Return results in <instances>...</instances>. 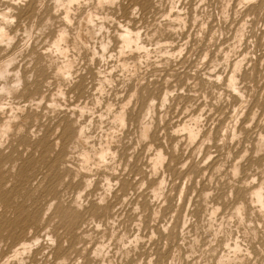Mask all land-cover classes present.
Segmentation results:
<instances>
[{"label":"rangeland","instance_id":"1","mask_svg":"<svg viewBox=\"0 0 264 264\" xmlns=\"http://www.w3.org/2000/svg\"><path fill=\"white\" fill-rule=\"evenodd\" d=\"M14 1H16L17 2V0H5V2L8 4V6L9 7H11V9H13L14 8V10H12L11 11V13L13 14V16H14V19L15 20H13V22H11V24L8 26V25H6L5 24V22H3V24H2V18L0 19V22H1V26H4L5 25V28L7 29V27H8V29L7 30H9L10 29V33L12 32V31H14V29L16 28H18V29H21V28H23V29H21L20 31H18V29L16 30V32H13V33H11V34H15V38L13 39V44H16L15 45V47H14V45L12 44H10L8 47L7 46H5V44H2V43H0V52L2 51V53H3V55H2V53H0V55H1V62L3 61H6V60H10V59H12L11 60V65H10V67H9V69L10 68H12L13 66V68H15L14 70L16 71L17 70V68H19V70H17V71H19V75H20V73H21V75H22V73H24V74H26L27 75V71H29V74L26 76V75H24L23 74V77L24 78H26L25 80H28V78L29 77H32V73H30V72H36L37 73V77H41L42 79V81H40V79L37 81V82H39V87H38V90H37V96L39 97L40 95L39 94H41V96H42V94L44 95V93H45V96L44 97H41L40 96V98H38L37 97V99L39 100H37V105H38V107H37V109L36 110H39L40 112H41V110L42 109H44V111H43V113L44 112H46V113H42V114H40V112L39 111H36L35 112V110H31L32 112H33V114H32V112L31 113H29V115H28V119H26L27 121H26V125H27V127H24L23 128V130H21L22 132H24V133H22V132H20V130H17L18 132H14V131H16V129L15 130H13L10 134H8V135H6V140L7 141H4V136H3V138H2V135L0 134V143H2V145H4L6 148H7V150L5 151V147L4 146H2L1 144H0V146L2 147H0L1 149H0V157L2 156L3 157V154H6L7 155V157L5 158V162H3L4 161V157L2 158L3 159V161L1 162V159H0V162H1V164H0V166H1V168H2V165H3V167H4V164H6L5 165V167H4V169L3 170H6L5 172H8L7 170H8V168L7 167H13V168H15V166L16 165H19L17 162L18 161H20V171H19V169L18 168H15L14 170H12V172H14L15 171V173L18 175L19 173V175L17 176V175H15V177L14 176H12V172H11V169H13V168H9L10 169V171L8 172L9 174H10V172H11V178H10V175L8 174V173H6V178L8 179V181L9 182H11L10 180H12V178L14 179L15 178V180H17V181H15V180H12V182L11 183H8L7 185H6V182H4L5 184L4 185H6V187L8 188V189H5V190H8V191H10L9 193H11L10 195H9V197L11 198H9L10 200H11V202H12V199L13 198H17V199H15V200H13V202L12 203H14L15 205H13L12 203H11V205L10 206H3V205H6V204H1L0 205V220L2 221V219H3V221H2V223L0 222V226L2 225H4L3 227H0V228H3V230L2 229H0V240H2L3 238V236H4V239L2 240V241H0V262L1 263H3V260H5L4 262H6V257H10L11 255L10 254H12V252L11 251H13V244H15V242H14V240L13 239H10L9 237H6V236H8V232H7V229H9L8 228V224H7V220H12L13 221V223L15 224H13L12 223V221H8V223H9V226H11L10 227V229H12L13 230V228L14 229H16V230H13L15 233H16V231H18L19 233H21V235H23V233H24V237L22 238V236L19 234V233H17L15 236L17 237V238H21V239H28V238H31V236L30 235H33V234H31V231L33 232V233H35V234H37L36 232H38V234H37V236H38V238H39V240H38V242H37V244H35L34 245V249H35V252H34V249L32 250L33 252H31V253H27V254H23L24 256H22L23 257V260L24 261H22V262H11V261H9L11 264H16V263H18V264H38L37 262H39L40 261V259H41V261H40V264L42 263V264H48V262H49V264H67V262L65 261V260H67L68 262H69V260H70V262L72 261V260H75V262L77 261V264H80V263H78V262H80L81 261V264H83V263H85V264H93V262H94V264H96L95 262V260L97 259V263L99 262V258H97V257H94L93 256V254L91 253L92 252V247H93V245H94V242H95V244L96 243H104L105 241H106V243H105V245H106V248L108 249H106V253H107V256L109 257L108 259H110V261L112 260L113 261V257H114V262L113 263H115V264H118V262H119V264H120V262H121V264H147V260H149L148 258H150V260H149V264H155V261H156V263H158V264H167L168 263V261H169V263L168 264H174V263H180V264H184V262H185V260H187L186 262H185V264L187 263V264H192V262H193V264H204V262H205V264L208 262V264H222V262H223V264H228V263H225L224 261H221L220 262V260H219V258H215L216 256H218L219 257V254L221 255L224 251H226V247H224V243H225V241L228 239V238H226L227 237V234L226 233H224V230L226 229V228H228L227 226H231V228H228L227 230H229V229H231L232 231L230 232V233H232L231 235H232V237H230L231 238V240H230V242H232V239L233 240H237L240 244H241V246H244V247H242L243 249H246L247 251H248V248L250 247V250H251V252L254 254L253 256H252V253L251 252H249L248 254H249V257L250 256H252L251 257V260H248L249 262H248V264L251 262V261H256L255 263L256 264H264V238H260L259 236H261V237H264V230H262V232H260L261 231V229H264V228H262V227H264V223H262V221L259 219V217H258V219H256V218H254L253 216H254V214L256 215V213H254V212H250L249 210V205H250V203H249V205H248V202H249V200H248V198H249V194H246V191L247 190H249V188L248 189H244V188H247V187H245V185L246 184H248V183H250L249 185H251V184H254V182H255V184H257V183H259L260 181L259 180H261L262 181V179H263V181H264V159H262L264 156V147L262 148V147H257L256 148V146H254V143L255 142H257L256 140V138H259V137H257L258 135H260V133H261V136H262V134H264V0H149L151 3H155V5L153 4V6L151 5V3L149 2V4L146 6V8H144V7H142V6H140L139 4H137V7H138V5L140 6V8L138 7V9H137V7L132 3V1L131 0H124V2H122V1H118L117 0V2H116V0L114 1L115 2V4H114V2L111 4H107V3H105L104 4V6H102V5H100L99 3H97L98 1L97 0H89L90 2V4L88 3V1L86 2V3H84V1L85 0H80L79 2H81L82 3V5H81V3H80V7L79 8H77V10H76V7H78L79 6V2L78 3H74V4H72V5H74V8H73V12L75 13H73L72 12V5H71V9H70V11L73 13V14H68V16L70 17V18H68V19H70L69 21H68V24H70V26L72 25H75L76 27H75V29H79V27H81V26H78V24L79 25H82V19H83V16H85L88 12L89 13H92L93 12V14L94 15H96V16H94V19L96 18V17H98V15H99V17H98V19L96 18L95 19V21H93V25L92 26H95L94 28L96 29V26L98 27V30L97 31H99L98 32V34H96L95 35V37L93 38V39H95V40H90V41H92L91 43L93 44V43H97L95 46L96 47H99V46H97L98 44H100L101 43V41L102 42H107L108 43V45L110 44V46H109V48H112V50H114L113 51V53L115 52L116 54H118L117 52H118V49H119V47H117V42L119 41L118 40V38L117 37H115V35L117 34V33H119V31L120 30H123L124 29V27H128V28H132V30L133 31H139V32H141L140 33V42H141V44L143 45V46H145L146 47V49H148L149 51H147V53H150V54H148V56H146L147 54L146 53H144V55L146 56H143L142 55V52H144V50H145V48L144 49H141L140 51H139V53H137V51L135 52V51H127V53H129V52H131L132 53V55L131 54H127L128 55V57L126 56H122L124 59L122 60V57H121V59H120V56H118V55H114V54H112V51L110 50V51H108V55H110V57H107V59H106V62L108 63V64H106V62H104V64H103V62L101 63V65H102V67H104V68H102L101 67V65H100V63H98L97 61L95 62L94 60L92 61L91 60V56L90 55H88V53L87 52H85L86 50H84L83 49V46L81 47V48H78L79 47V44H78V47H76L77 45H74V43H72L70 40H72V41H74V36H75V32L77 31H74L75 29H74V27H70V26H68V24H67V21L65 20V15L63 14L64 13V9L63 8H61V6L59 7V9H57L58 7L57 6H55L56 5V0H29V1H33L32 2V4L33 5H31V3L29 2V1H26V0H18L19 2H14ZM21 1V2H20ZM36 1V2H35ZM47 1V2H46ZM96 1V2H95ZM128 1V2H127ZM132 3H130V2ZM172 1H174V2H172ZM240 1V2H239ZM246 1V2H245ZM13 2V3H12ZM26 2V6H25V4L24 3ZM29 2V3H28ZM53 2V3H52ZM95 2V5L93 4ZM129 3V4H127V3ZM30 4L29 5V7H28V4ZM46 3H52L51 5H49L48 6V4H46ZM120 3H125L124 5L123 4H120ZM135 3V2H134ZM169 3L171 4V5H169ZM232 3V4H231ZM253 3V4H252ZM1 5H0V10H3V9H5V7H6V5L7 4H2V3H0ZM17 4H20V5H17ZM21 4L23 5L24 4V6H22V7H24L25 9H23V8H20V9H17L16 10V8H19V6L21 7ZM35 4V5H34ZM76 4H78V5H76ZM89 4V5H88ZM99 4V5H98ZM119 6H118V5ZM11 5V6H10ZM38 5V6H37ZM44 5H45V7H44ZM52 5L53 6H55V7H53L55 10H53L52 9ZM94 5V6H93ZM97 5V7H98V10H97V8L95 7ZM111 5V6H110ZM115 5H117V6H115ZM123 5V6H122ZM127 5H128V9H126L127 8ZM129 5H132V6H130V8H131V10H130V8H129ZM151 5V6H150ZM158 5V6H157ZM50 7L51 6V8H49L50 9V11L52 12H50L49 11V9H48V7ZM102 6V7H101ZM109 6V8H107ZM133 6H134V8H133ZM167 8V9H165V7ZM173 6V7H172ZM257 6V7H256ZM16 7V8H15ZM47 7V8H46ZM88 7V8H87ZM99 7H101V8H99ZM119 7V8H118ZM121 7V8H120ZM126 7V8H125ZM149 7V8H148ZM168 7H170V8H168ZM196 7V8H195ZM27 8V9H26ZM29 8V9H28ZM47 9V11L46 10H44V9ZM93 8V9H92ZM95 8V9H94ZM103 8H106V10L105 9H103ZM113 8V9H112ZM185 8V9H184ZM61 9H62V11H61ZM86 9V10H85ZM88 9H89V11H88ZM103 11V10H105L106 12H104V14H103V12L101 11V10ZM125 9V10H124ZM139 9L141 10V12L139 11ZM145 9V10H144ZM153 9V10H152ZM165 9V10H164ZM178 9V10H177ZM16 10V11H15ZM19 10V11H18ZM58 10V13H59V15H58V13H55L54 11H57ZM59 10H60V12L62 13L61 15L62 16H60V12H59ZM95 10H97L98 11V13H97V11H95ZM111 10V11H110ZM120 10H121V12H120ZM144 10V11H143ZM148 10H149V12H148ZM152 10V11H151ZM156 10V11H155ZM161 10V11H160ZM171 10H173V11H171ZM21 11V12H20ZM25 11V12H24ZM95 11V12H94ZM117 11V12H116ZM123 11H125L126 12V14H127V12L128 13H130L131 11L133 12L134 11V13H132L131 12V14L132 15H134V16H132L131 14V16L129 15V14H125V13H123ZM130 11V12H129ZM154 11V12H153ZM193 11V12H192ZM19 12L21 13V15H22V17L20 18V14H19ZM33 12V13H32ZM37 12V13H36ZM55 14H54V13ZM71 12H69V13H71ZM76 12H77V15H76ZM84 12V13H83ZM87 12V13H86ZM102 12V14H100ZM136 12V13H135ZM138 12V13H137ZM157 12V13H156ZM166 14H165V13ZM178 12V13H177ZM229 12V13H228ZM27 13V14H26ZM36 13V14H35ZM83 13V14H82ZM109 15H108V14ZM114 13V14H113ZM117 13V14H116ZM141 13H144V14H141ZM155 13V15H153ZM164 13V14H163ZM18 14V15H17ZM33 14V15H32ZM41 14V15H40ZM57 14V15H56ZM78 14H79V16H78ZM106 14H107V16H106ZM113 14V15H112ZM168 14V15H167ZM170 14L172 15L173 14V16H170ZM174 14H176V15H174ZM179 14V15H178ZM186 14V15H185ZM20 15V16H19ZM49 17H48V16ZM52 15V16H51ZM72 15H74L73 17H72ZM80 15H81V17H80ZM101 15H103V16H101ZM116 15V16H115ZM125 15H126V17H125ZM149 15V16H148ZM166 15V16H165ZM228 15V16H227ZM19 16V17H18ZM47 16V17H46ZM59 16L60 17H62V20L61 19H58L59 18ZM120 16V17H119ZM123 16V17H122ZM128 16V17H127ZM175 16V17H174ZM176 16H177V18H176ZM180 18H179V17ZM1 17V16H0ZM16 17V18H15ZM28 17V18H27ZM30 17V18H29ZM42 17H44V18H42ZM46 17V18H45ZM52 17H54V18H52ZM57 17V18H56ZM102 17H103V20H99V19H102ZM105 17H106V19H107V21H106V19H105ZM114 17V18H113ZM130 17V18H129ZM132 17V18H131ZM143 17V18H142ZM152 17V20L150 19ZM155 17H157V18H155ZM161 17V18H160ZM169 19H168V18ZM174 19H173V18ZM184 17V18H183ZM47 18L49 19V18H52V19H50V20H47ZM56 18V19H55ZM64 18V19H63ZM74 18V19H73ZM81 20L80 21V23L78 22L79 21V19ZM82 18V19H81ZM111 18V19H110ZM158 18H159V20H158ZM182 18V19H181ZM22 19V20H21ZM46 19V20H45ZM77 19V20H76ZM104 19H105V21H104ZM126 19V20H125ZM130 21H128V20ZM141 19V20H140ZM162 19V20H161ZM170 19H171V21H170ZM177 19H179L178 21H180V22H177L176 20ZM199 19V20H198ZM24 20V21H23ZM52 20H54L53 22L55 23V25H53V23H52ZM58 20V21H57ZM64 20V21H63ZM111 20V21H110ZM113 20V21H112ZM138 20V21H137ZM173 20H175V21H173ZM185 20V21H184ZM197 20V21H196ZM15 21H18L19 22V24H20V26H19V24L17 23V22H15ZM21 21V22H20ZM22 21H23V23H22ZM43 21V22H42ZM45 21H47L46 23H45ZM59 21H61L62 22V25H61V23L59 22ZM71 21H73V22H71ZM98 21H103L104 22V24H103V22H98ZM116 21V22H115ZM119 21V22H118ZM122 21V22H121ZM128 21V22H127ZM133 21V22H132ZM157 21V22H156ZM184 21V22H183ZM28 22V23H27ZM50 22H51V24H50ZM60 23V26H61V29L62 28H64V26H66V28H68V30H66V28H65V30L66 31H68L67 33V44L69 45V47L72 49V47L73 48H75V50H71L70 49V51H69V53L72 55V58L75 60V58H76V60H77V58H79V60H81V57H86V55L85 54H87L89 57H90V60H89V57H86V58H88V60L90 61H88L87 59H83L82 58V60L81 61H79V60H77V63H76V60H75V69L74 70H77L79 73V75L81 76V78H80V76L77 78V77H75V76H77V75H74V74H76L75 72H74V74H72V76L73 77H69L70 79H68V81H66V83L68 82V84H66L65 86H64V84H65V82L63 81L62 83L61 82H59V80L57 79V78H55L56 76L55 75H52V74H54V71H51V72H49L52 68H55L57 65H56V62H57V64H58V61H59V63L62 61L61 60V56L60 57H58L59 55H58V53L56 52V51H54L55 50V48L52 46L53 45V42L54 41H52L51 39H53V37H55V36H57V34L56 33H58V31L60 30V29H58L57 28V26L60 28V26H59V23ZM64 22V23H63ZM70 22V23H69ZM112 22V23H111ZM118 22V23H117ZM155 22V23H154ZM172 22V23H171ZM13 23L15 24V25H13ZM29 23H30V25H29ZM44 23V24H43ZM72 23V24H71ZM74 23V24H73ZM98 23H101V24H103L104 26L103 27H99L100 26V24H97ZM115 23H117V24H115ZM171 23V24H170ZM26 24V25H25ZM40 24H42V25H40ZM48 24V25H47ZM64 24V25H63ZM96 24V25H95ZM119 24V25H118ZM127 24V25H126ZM160 24V25H159ZM168 24V25H167ZM182 24V25H181ZM12 25V26H11ZM18 25V27H16ZM39 25V26H38ZM51 25V26H50ZM114 25V26H113ZM118 26L117 27V29L115 28L116 26ZM124 25H126V26H124ZM131 25V26H130ZM0 26V27H1ZM22 26V27H21ZM29 26V27H28ZM43 26H45V27H43ZM77 26H78V28H77ZM120 26V27H119ZM158 26H159V28H158ZM173 26V27H172ZM241 28H240V27ZM11 27L13 28L12 29V31H11ZM20 27V28H19ZM41 27V28H40ZM47 27H49V28H47ZM106 27V28H105ZM115 29H114V28ZM121 27H123V28H121ZM165 27H168V28H165ZM177 27V28H176ZM184 27V28H183ZM24 28H25V31H26V28H28V32H25L24 31ZM51 28H53L54 29V31L52 32L51 31ZM55 28H56V31H55ZM69 28H70V30L71 31H73L72 33H71V31L69 30ZM144 28V29H143ZM180 28V29H179ZM52 29V30H53ZM58 29V30H57ZM74 29V30H73ZM100 29V30H99ZM107 29V30H106ZM159 29V30H158ZM165 29V30H164ZM23 30V31H22ZM119 30V31H118ZM164 30V31H163ZM176 30V31H175ZM240 30V31H239ZM19 33H18V32ZM30 31V32H29ZM44 31V32H43ZM51 31V32H50ZM101 31V32H100ZM114 31H116V33L114 32ZM165 31H166V33H165ZM54 32H56V33H54ZM105 32H106V34L107 35H105ZM114 32V33H113ZM175 32V33H174ZM18 35H17V34ZM25 33V34H24ZM27 33H29V34H27ZM49 33V34H48ZM108 33H110L109 35H108ZM23 34V35H22ZM27 34V35H26ZM45 34V35H44ZM48 34V35H47ZM54 34V35H53ZM56 34V35H55ZM100 34V35H99ZM115 34V35H114ZM33 35V36H32ZM71 35H74V36H71ZM111 35V36H110ZM112 35H114V36H112ZM46 36V37H45ZM68 36H69V38H68ZM108 36H109V38H108ZM106 37V38H105ZM114 37V38H113ZM242 37V38H241ZM21 38V39H20ZM33 38V39H32ZM40 38V39H39ZM56 38V37H55ZM55 38H54V40H55ZM72 38V39H71ZM149 38V39H148ZM16 39V40H15ZM36 39V40H35ZM102 39V40H101ZM103 39H104V41H103ZM111 39V40H110ZM112 39H114V40H112ZM26 40V41H25ZM28 40V41H27ZM32 40V41H31ZM44 40V41H43ZM100 42H99V41ZM118 40V41H117ZM166 40V41H165ZM238 40V41H237ZM15 41V42H14ZM22 41V42H21ZM51 41H52V44H49V43H51ZM90 41H89V43H90ZM111 41V42H110ZM146 41V42H145ZM150 41V42H149ZM159 41V42H158ZM171 41V42H170ZM34 42H35V44H34ZM37 42V43H36ZM40 42V43H39ZM70 42V43H69ZM143 42V43H142ZM162 42V43H161ZM178 42V43H177ZM187 42H188V44H187ZM261 42V43H260ZM19 43H20V45H19ZM25 43V44H24ZM38 43H39V45H38ZM90 43V44H91ZM32 44H34V45H32ZM73 46H72V45ZM116 44V45H115ZM146 44V45H145ZM156 44H157V46H156ZM237 44V45H236ZM4 45V46H3ZM18 45V46H17ZM71 45V46H70ZM115 45V46H114ZM173 45V46H172ZM53 47V50H51L52 52H51V54H50V49H52V47ZM119 46V45H118ZM181 46V47H180ZM4 47L7 49H4ZM11 47H13L12 49L14 50H12L11 49ZM29 47H34V49L32 48H29ZM39 48V50H38V48ZM46 47V48H45ZM168 47V48H167ZM10 48V49H9ZM24 48V49H23ZM34 50L33 52H30V50ZM41 48V49H40ZM43 48V49H42ZM80 49V50H82V52H80V51H78V52H74V51H76L77 49ZM163 48L165 49V50H163ZM167 48V49H166ZM37 49V50H36ZM47 49V50H46ZM116 49H117V51H116ZM158 49H160V50H158ZM41 50V51H40ZM43 50V51H42ZM84 50V51H83ZM143 50V51H142ZM152 50V51H151ZM155 50V51H154ZM246 50V51H245ZM6 51V52H5ZM8 51H10L9 53H11L10 55H9V53H8ZM14 53H13V52ZM29 51V52H28ZM42 53V52H44V53H42V54H40V52ZM47 51V53H45ZM142 51V52H141ZM145 51V52H146ZM162 51L163 52H166V54H163L162 53ZM169 51V52H168ZM171 51H173L171 54H170V52ZM6 54H5V53ZM49 52V53H48ZM53 52H55V54L53 53ZM80 52V53H79ZM161 52V53H160ZM168 52V53H167ZM227 52V53H226ZM8 53V54H7ZM17 55H16V54ZM31 53H33V54H35V55H31ZM40 54V56L39 55H37V54ZM77 53V55L75 56V54ZM126 53V52H125ZM141 53V54H140ZM156 53V54H155ZM180 53V54H179ZM231 53V54H230ZM23 54V55H22ZM78 54H81L80 56L78 55ZM111 54H112V56H111ZM133 54H134V56H133ZM138 54H139V56H138ZM154 54V55H153ZM158 54V56H155V55H157ZM162 55V57H161V55ZM6 55V56H5ZM7 55H8V57H7ZM17 57V60H15L16 59V57ZM22 55V56H21ZM31 55V56H30ZM46 55H49V57L48 56H46ZM50 55H52L51 56V59H50ZM53 55H55V57L53 56ZM56 55H57V57H58V59L60 58V60H57L56 59ZM121 55H124V53L123 54H121ZM150 55V56H149ZM160 55V56H159ZM169 55H171V56H169ZM219 55H221V56H219ZM25 56V57H24ZM37 56V57H36ZM39 56V57H38ZM75 58H74V57ZM77 56H79V57H77ZM137 56L139 57V59H142V60H139L138 58H137ZM142 56V57H141ZM163 56H167V57H169V58H166L167 60H168V62H166L165 61V59H164V57ZM175 56V57H174ZM2 57H3V59H2ZM5 57H7L6 59H5ZM9 57H11V58H9ZM22 57H24V58H22ZM36 57V58H35ZM40 57H42L41 59H40ZM49 58V59H47V58ZM117 57V59H115V58ZM119 57V58H118ZM153 57H154V59H153ZM157 57V58H156ZM160 57V58H159ZM32 59V61L30 60V59ZM47 59V60H49V61H47V60H45V59ZM109 58V59H108ZM125 58H128L127 59V61H126V59ZM129 58H131V59H129ZM146 58H147V60H146ZM148 58H150L149 59V61H148ZM174 58V59H173ZM177 58V59H176ZM226 58V59H225ZM5 59V60H4ZM20 59V60H19ZM37 59V60H36ZM52 59H55L56 61H54V60H52ZM112 59H113V61H112ZM120 59V60H119ZM136 59V60H135ZM144 59V60H143ZM161 61H159V60ZM173 59V60H172ZM14 60V61H13ZM30 60V61H29ZM33 60H34V62H33ZM36 60V61H35ZM50 60H52L51 62H50ZM86 60V61H85ZM115 60H116V62H115ZM118 60V61H117ZM137 60H139L138 62H137ZM145 60H146V63H145V65H144V62H145ZM152 62H151V61ZM154 60L156 61H158V63H157V61L156 62H154ZM176 60V61H175ZM236 60H238L236 63H238L237 64V67L239 68V70H238V68L235 66V61ZM242 60V61H241ZM16 61V62H15ZM28 61V62H27ZM41 61V62H40ZM54 61V62H53ZM91 61H92V63H91ZM119 61H120V63L122 64V65H120V67H119V65L118 64H120L119 63ZM122 61V62H121ZM138 63H136V62ZM140 61H141V63H140ZM164 61V62H163ZM223 61V62H222ZM0 62V63H1ZM3 62L1 63V64H3ZM12 62H13V64H12ZM29 62H30V64H29ZM43 62H46V64L45 63H43ZM78 62L79 63H83V62H85V63H83V64H78ZM113 62H114V64H113ZM118 62V63H117ZM147 62H150V63H147ZM155 64H154V63ZM163 62V63H162ZM213 64H212V63ZM16 63H18V64H16ZM25 63H26V66H27V69H25V67L26 66H24L25 65ZM36 64V63H38V65H37V67L35 66V65H33V66H35L37 69H35L34 67H33V69H32V64ZM47 63L49 64V66L48 67H46L47 66ZM55 63V64H54ZM93 63H94V65H93ZM98 63L99 64V68L97 67V65L96 64ZM125 63H129V65H126V67H124V65H125ZM131 63H132V65H135V66H132L131 65ZM152 63V64H151ZM157 63V64H156ZM185 63V64H184ZM224 63V64H223ZM234 64V67L237 69V70H235V68L233 67V69H232V65L231 64ZM239 63H240V65H239ZM242 63V64H241ZM27 64H29V65H27ZM41 64V65H40ZM44 64H45V66H44ZM51 64V65H50ZM78 64V65H77ZM88 64V65H87ZM124 64V65H123ZM141 64V65H140ZM150 64V65H149ZM213 66H212V65ZM217 64V65H216ZM257 64V65H256ZM23 65V66H22ZM31 65V66H30ZM53 65H55V66H53ZM59 65V64H58ZM84 66V67H82V68H84V69H82V68H80L81 66ZM92 65V66H91ZM95 65H96V67H95ZM106 65V66H105ZM114 67H113V66ZM136 65H137V67H136ZM138 65H139V67H138ZM1 66V65H0ZM16 66H17V68H16ZM21 66H22V68L24 67V70L21 68ZM28 66H30L31 68H28ZM43 66H44V69L42 70V68H43ZM53 66V67H52ZM77 66H79V69H76L77 68ZM91 67L92 68V73H90L89 72V70L91 69V68H89V67ZM119 68H118V67ZM122 66H123V72L121 71L122 70ZM166 66V67H165ZM221 66V67H220ZM240 66V67H239ZM253 66V67H252ZM255 66V67H254ZM258 66V67H257ZM38 67H40V68H38ZM46 67V68H45ZM88 68V70H86V68ZM131 67H133L132 68V71H130L128 68H130L131 69ZM261 67V68H260ZM48 68H49V70H48ZM51 68V69H50ZM94 68H97V69H94ZM102 68V69H101ZM124 68H125V70H124ZM141 68V69H140ZM213 68V69H212ZM224 68V69H223ZM28 69H30V70H28ZM46 69V70H45ZM99 69H101L102 70V72L103 71H105L104 72V74H108V75H110L109 76V78H112L113 77V79H109L111 82H113V83H111V82H109V83H107V84H103V90H104V92L105 93H103V92H100L101 91V87L100 86H98V84H99V81H98V77L96 78V79H94L96 76H95V73L93 74V72H95L94 70H96V71H98ZM103 69H105V70H103ZM110 69H111V71H110ZM119 69V70H118ZM130 71H128V70ZM209 69V70H208ZM253 69V70H252ZM23 70V72H21ZM27 70V71H26ZM40 70V71H39ZM46 72H45V71ZM52 70H54V69H52ZM86 70V71H85ZM100 70V71H101ZM134 70H136V72L134 71ZM235 70V71H234ZM242 70V71H241ZM45 72V73H42V72ZM82 71V72H81ZM106 71H108V72H106ZM115 71H117V72H115ZM121 71V72H120ZM256 71V72H255ZM26 72V73H25ZM48 72V73H47ZM85 72H88L87 74H89L88 76H87V74L85 73ZM126 72H129V74L127 73V75L125 74ZM232 72H234V73H232ZM236 72V73H235ZM40 73H42V75L43 76H46L45 78H43V76H41V74ZM47 73V75H48V77H47V75H45ZM80 73H84V76H85V74H86V77H89V78H86V77H83L82 76V74H80ZM110 73H112V74H110ZM116 75H115V74ZM120 73H123V74H119ZM174 73V74H173ZM221 73V74H220ZM232 73V74H231ZM252 73V74H251ZM49 74H51V75H49ZM133 74V75H132ZM233 74H235V75H233ZM30 75V76H29ZM93 75V76H92ZM123 77H122V76ZM131 75V76H130ZM50 76H55L54 78L55 79H53L52 77V79L53 80H56V82H54V81H52V79L50 78ZM112 76V77H111ZM116 76V77H115ZM127 76V77H126ZM231 76H236L235 77V79H234V83L236 82V83H238L237 84V86H236V84H235V89H231L228 85H229V80H228V77H231ZM251 76V77H250ZM39 77V78H40ZM75 77V78H74ZM84 78V80H83V78ZM133 77V78H132ZM245 77V78H244ZM254 77V78H253ZM48 78V82L46 81V79ZM73 78V79H72ZM80 81V82H82V86H83V90H85L86 89V87H87V85H88V91H87V93H85L84 91H82V89L80 90V89H78L79 90V93L77 92L78 90L76 89L75 91H73L74 90V88L76 87L75 85L76 84H73V81H75L76 83H77V79ZM118 78V79H117ZM128 78V79H127ZM138 78V79H137ZM156 78V79H155ZM168 78V79H167ZM215 78H217V79H215ZM3 78H0V81H1V83L3 84V82H4V79L2 80ZM30 80L32 79V78H29ZM38 79V78H37ZM44 79H45V81H44ZM49 79L51 80L50 81V83H49ZM85 79L87 80V79H91V80H88V83L89 82H91L90 84L92 85H90L89 86V84L87 83V84H85ZM187 79V80H186ZM247 79V80H246ZM250 79V80H249ZM22 80H24V79H22ZM72 80V81H71ZM83 80V81H82ZM95 80H97V81H95ZM108 80V81H109ZM201 80V81H200ZM217 80V81H216ZM5 81H7V79L5 80ZM8 81L10 82L11 81V79L10 78H8ZM107 81V82H108ZM242 81V82H241ZM72 82V86L71 85H69L70 83ZM84 82V83H83ZM87 82V81H86ZM95 82H98L97 83V85H96V83ZM126 82H128V83H126ZM227 82V83H226ZM1 83H0V86H1ZM49 84V87H46L47 85H45V84ZM53 83V84H52ZM56 83H57V85H62L61 87L63 88H65V90L64 89H62L61 87H59V89L62 91V95L61 94H58V95H61V96H59L58 98H60V99H62V100H66L67 98L66 97H68L69 98V96L71 97L72 95H74V96H76V97H74V96H72L73 98H69V103L71 102L72 103V105H70L68 102L67 103H65L66 101H68V100H66V101H62L61 100V102H60V104L61 105H59L58 107L60 108L59 110V112L60 113H57V112H51L50 110L49 111H46V109L48 110L49 108H47V106H46V104L49 102V101H47L48 99L46 98L47 96H48V98H49V100L51 99L50 97H52V96H56V93L54 94V93H52V91H57V89H56V87H57V85H56ZM24 85V83L23 82H21V85ZM51 84V85H50ZM138 84V85H137ZM241 84V85H240ZM21 85H19V88H23V86H21ZM42 85H45V86H42ZM53 85H55L56 87H54ZM93 85H95V86H93ZM106 85H107V87H106ZM75 86V87H74ZM85 86V87H84ZM111 86V87H110ZM127 86V87H126ZM238 86H240L239 87V89H237L238 88ZM44 90V92H43V90L41 89V88ZM46 89H50L49 90V93L48 92H45V91H47V89L45 90L44 88ZM57 87V88H58ZM70 87H71V89H70ZM93 87H96V88H98V89H96V88H93ZM101 89H100V88ZM148 87V88H147ZM229 87V88H228ZM237 87V88H236ZM242 87H244V89L242 88ZM41 90H40V89ZM53 88H55L56 90H53ZM89 88L91 89V91L89 90ZM105 88H108V89H105ZM111 88V89H110ZM127 88V89H126ZM143 88H144V90H143ZM67 89V90H66ZM69 89H70V91H69ZM133 89H134V91H133ZM231 89V90H230ZM243 89V90H242ZM72 90V91H71ZM87 90V89H86ZM102 90V91H103ZM169 91V93H168V91ZM228 90H230V91H228ZM238 90H240L238 93H239V95H241V96H239V95H237V91ZM68 91V92H67ZM95 91L97 92V93H95ZM99 91V92H98ZM120 91V92H119ZM162 91V92H161ZM235 91V92H234ZM251 91V93H249ZM74 92H77V93H74ZM89 92H91V94H89ZM94 92V93H93ZM128 92V93H127ZM130 92H133V94H131L130 96H129V94H130ZM136 92V93H135ZM150 92V93H149ZM163 92H164V94H166V93H168V95L169 96H167V94H166V96H167V98H168V100H167V98H166V102L164 101V102H161L160 100V98H161V96L162 95H164L163 94ZM225 92V93H224ZM242 92V93H241ZM245 94H244V93ZM47 93L49 94V95H47ZM53 95H52V94ZM64 93H66L68 96H66V94H64ZM69 93V94H68ZM83 93V94H82ZM100 93V94H99ZM127 93V94H126ZM196 93V94H195ZM50 94H51V96H50ZM70 94H72V95H70ZM85 94V95H84ZM94 94V96L97 94H99L98 95V97L97 96H95L94 98L93 97H91V95H93ZM122 94V95H121ZM135 94H136V96H135ZM162 94V95H161ZM175 94V95H174ZM57 95V96H58ZM79 95V96H78ZM82 95H84V97H82L81 98V96ZM89 95V96H88ZM126 95V96H125ZM133 95V96H132ZM142 95V96H141ZM1 96V95H0ZM54 96V97H55ZM66 96V97H65ZM86 96V97H85ZM122 96H123V98L125 99V97H126V101H123L124 99L122 98ZM128 96L129 97H133V98H128ZM134 96H135V99H134ZM16 97H18V96H16ZM78 97V98H77ZM88 97V98H87ZM235 97V98H234ZM255 97V98H254ZM7 97L5 96L4 97V99L2 100V102L4 101V100H6V102L7 101H12V99H15V97H10V98H12V99H10L9 97L6 99ZM45 98V99H44ZM64 98V99H63ZM75 98V99H74ZM82 99V101H81V103H80V100ZM88 99V100H86V99ZM92 98V99H91ZM95 98H97V100L98 99H100V100H98V102H97V100L95 99ZM104 98V99H103ZM120 98H122V99H120ZM155 98V99H154ZM208 98V99H207ZM229 98V99H228ZM242 98H243V100H242ZM258 98V99H257ZM260 98V99H259ZM22 99V102H21V104H23L24 103V98H22L21 96H19L18 98H16V101L18 100H21ZM40 99H42L41 100V102H40ZM47 99V100H46ZM80 99V100H79ZM84 99V100H83ZM90 99V100H89ZM96 100L95 102L93 101V100ZM113 99V100H112ZM128 99V100H127ZM138 99V100H137ZM206 99V100H205ZM256 99V100H255ZM77 100V101H76ZM105 100V101H104ZM111 102V104H110V102ZM122 100V101H121ZM129 100H130V103H129ZM16 101L14 100V101H12L13 103H11V104H14V105H18V103L20 102H18L17 101V103H16ZM45 101V102H44ZM88 101V102H87ZM128 101V102H127ZM149 101H152V102H149ZM160 101V102H159ZM260 101V102H259ZM15 102V103H14ZM30 102V101H29ZM31 102H33V101H31ZM36 101H34L33 103H35ZM42 102H43V104H42ZM62 102L64 103V105L62 104ZM89 102H91V103H89ZM95 103V106H94V104L93 103ZM100 102H101V104H100ZM107 102V105H105V103ZM116 102V103H115ZM118 102H120V103H118ZM122 102V103H121ZM123 102L124 103H126V105H127V108H126V106L123 104ZM143 102V103H142ZM242 102H244L243 103V105H241L242 104ZM259 102V103H258ZM262 102V103H261ZM3 103H5V101L3 102ZM26 103V102H25ZM28 103V102H27ZM46 103V104H45ZM74 103H76V105H74ZM77 103H78V106H77ZM80 103V104H79ZM84 103V104H83ZM85 103H86V106H88V103H89V111L91 112H89L87 115H88V117H85L84 119H86L87 121H85L84 119H82L81 117H79V122H81V124L82 125H85V126H83V127H85L84 128V130H85V133L87 132V134H85V135H87L86 136V141L88 142V144L91 142L92 144H89V145H92L93 146V144L95 145V146H97V147H95V146H93V148H95V149H99L100 147H102V146H105L106 144H107V140H110V141H112V138L111 139H109L110 137H112L113 136V139L115 140V139H117V140H119V141H117V140H115V142H113V144H115L116 143V145H110V144H112L110 141V143L109 144H107L108 146H110V150L112 151L111 153H110V151H109V154L107 155V157L109 156V158H110V160H108L109 158H106V160H105V165H102V166H97L95 169H94V165L96 166L97 164H94V162L92 163V161H91V163L89 164V166L91 167H93V169H92V167L90 168V167H88V169L91 171L90 173H92V175H89L88 173H89V170H86L85 169V171L87 172V174H86V172L84 171V169L82 170V164H81V162H82V157H81V155L79 154V153H81L80 151H82V149H80L81 148V145H78L77 147H74V143L73 144H71L70 143V145H69V143L67 144V145H69V146H67L66 145V147H69V148H71V149H69V148H67L66 149V147L65 146H63L62 144H63V138H62V135L61 134H63V129H64V127H65V125H64V123L66 122V121H69V122H71L72 121V118H74V117H71L70 115H68L67 113H65V111H63V112H61L62 110H65L66 108L68 109V106L71 108V109H73L74 110V108L75 107H77V110H74L75 112L77 111H80L81 109H84V111H85V113H87L88 112V107H85L84 106V108H81L80 109V105H82L81 107H83V105H85ZM103 103V104H102ZM113 103V104H112ZM132 103V104H131ZM148 103L150 104H152V105H154L156 108L154 109V106L152 107L151 106V104H150V106H151V108L150 109H154L153 111H155V112H151L150 111V109L147 111L146 109H147V105H148ZM162 103V104H161ZM168 103V104H167ZM258 103V104H257ZM39 104H41L42 106H40ZM45 104V105H44ZM66 104H68V105H66ZM91 104H93V105H91ZM97 104H99L98 106H96ZM114 104H116V105H114ZM117 104H119V105H122V106H124L125 107V109H127V110H125L126 112V114H125V116H126V125H124L122 128L118 125V124H116V123H114V125H113V128H112V130H111V125L113 124V115H111V114H109V113H112L113 114V112L114 111H116V107L117 108H120L119 107V105H117ZM130 106H129V105ZM165 104V105H164ZM260 104V105H259ZM14 105H12L13 107H16V106H14ZM104 105H105V107H104ZM110 105H111V107H110ZM113 105V106H112ZM132 105H133V107H132ZM5 106V105H4ZM40 106V107H39ZM46 106V107H45ZM60 106H63L64 107V109H63V107H62V109H61V107ZM90 106H92V107H94V108H92V107H90ZM108 106H109V108L111 109V111H110V109L108 108ZM149 106V105H148ZM165 106V107H164ZM261 106V107H260ZM42 107V108H41ZM79 107V108H78ZM131 107V108H130ZM137 107V108H136ZM195 107V108H194ZM87 108V109H86ZM96 108V109H95ZM99 108H100V110L103 108V110H101V112L99 111ZM129 108H130V110H131V112H130V110H129ZM133 108V109H132ZM135 108V109H134ZM172 108V109H171ZM34 109V108H33ZM76 109V108H75ZM78 109H80V110H78ZM98 109V110H97ZM105 109V110H104ZM108 110V112H107V110ZM114 109V110H113ZM16 109H13V111H15ZM69 110V109H68ZM67 110V111H68ZM92 110V111H91ZM93 110H94V112H95V115L93 114L94 112H93ZM118 110V109H117ZM129 110V111H128ZM132 110H134L133 112H132ZM141 110H143V111H141ZM104 111V112H103ZM110 111V112H109ZM138 111H141V113L140 112H138ZM187 111V112H186ZM234 111H235V113H234ZM48 112V113H47ZM107 112V113H106ZM130 114H129V113ZM148 112V113H147ZM176 112V113H175ZM195 114L194 116L193 115H191V114H193V113ZM199 112V113H198ZM203 112V113H202ZM232 112V113H231ZM36 113V114H35ZM37 113H39L38 115H37ZM51 113V114H50ZM56 113H57V115L59 114H61L60 116L58 115H56ZM100 113H101V115H100ZM132 113H133V115H132ZM155 113V114H154ZM249 113H250V115H249ZM32 114V115H31ZM47 114V116H48V114L50 115V116H48L47 118L48 119H45L46 118V116H44V115H46ZM52 114H54V115H52ZM66 114V115H65ZM89 114H92V115H90L89 116ZM103 114H106V115H104L103 116ZM108 114H109V116H108ZM135 114H139L138 116L136 115L135 116ZM145 114H147L146 116H144ZM151 116H150V115ZM189 114V115H188ZM226 114V115H225ZM230 114V115H229ZM33 115H35V116H33ZM67 115H68V117H67ZM86 115V116H87ZM100 115V116H99ZM132 115V116H131ZM144 116V119H145V117H146V119L145 120H149V118L150 119H152L151 121L153 122V123H150L149 121V125L152 127H150V129H149V139H148V141L147 142H145V140H147V137H142V136H140L141 135V130L139 129V128H141L139 125L140 124H142V123H144L145 121H143L144 119H142V117ZM148 115H149V117H148ZM173 115V116H172ZM198 117H197V116ZM200 115V116H199ZM33 116V117H32ZM44 116V117H43ZM53 118H52V117ZM55 116H57V117H55ZM97 116H98V118H99V121H98V118H97ZM112 116V117H111ZM127 116H128V118H127ZM186 116H188V117H186ZM191 116H193V117H197L198 118V122L200 123V124H198L197 123V126L198 127H200L201 126V128H198V130H199V134H200V136H199V134H198V136L197 137H199L198 139L196 138V141L194 142V143H189L188 144V141L187 142H185L186 140H187V138H186V131L185 130H183V131H185L184 133H183V131H180V128L181 127H183V125H184V123H182V121L184 122V120L185 121H188V119L189 118H191ZM0 120L2 119H5V118H2V115H0ZM5 117V116H4ZM35 117H37V118H35ZM69 117H71V119L69 118ZM111 119L109 122H108V120H109V118ZM131 117V118H130ZM148 117V118H147ZM153 117V118H152ZM199 117H200V119H199ZM248 118V119H246V121H245V118ZM34 118V120L31 122L30 120H32ZM40 118H42V122L41 121H39V119ZM54 118H56V119H54ZM65 118H67V119H65ZM106 118V119H105ZM180 118V119H179ZM188 118V119H187ZM224 118V119H223ZM36 119V120H35ZM43 119H45V121L46 122H44V120ZM51 119V120H50ZM61 119V120H60ZM88 119H90V120H88ZM101 119L103 120L102 121V123H101ZM127 119H129V121L127 120ZM135 121H133V120ZM2 120L0 121V125H1V123H2ZM50 120V121H49ZM71 120V121H70ZM93 120V121H92ZM130 120H132L131 122H130ZM142 122H140V121ZM239 120V121H238ZM35 121V122H34ZM36 121H38V123L37 124H39V123H41V124H39V125H37V126H35L36 125ZM48 121V122H47ZM51 121H53V123L51 122ZM59 121V125L57 124V122ZM84 122V124H83V122ZM190 121V120H189ZM189 121L188 122H186L185 124H188L189 123ZM55 122H56V124L57 125H55ZM89 122H92L93 123V125H92V123H89ZM191 122V121H190ZM235 122V123H234ZM244 122V123H243ZM30 123V124H29ZM35 123V125H33ZM43 123V124H42ZM72 123V125H73V121L71 122ZM101 123V124H100ZM130 123V124H129ZM137 123V124H136ZM140 123V124H139ZM163 123V124H162ZM241 123L243 124V125H241ZM247 123V124H246ZM46 124V125H45ZM48 124V125H47ZM51 124H52V126H51ZM64 126H63V125ZM90 125V127H88L89 125ZM99 126H98V125ZM104 124V125H103ZM110 124V125H109ZM115 124H116V126H119L120 127V129H118L119 127H116L115 126ZM181 124H182V126H181ZM31 125V126H30ZM33 125V126H32ZM128 125V126H127ZM129 125H132V127L131 126H129ZM153 125V126H152ZM177 125L179 126V133L177 132ZM30 126V127H29ZM41 126H44V128L43 127H41ZM47 126H48V128H47ZM55 126V127H54ZM74 126H76L75 125V123H74ZM247 126V127H246ZM34 127H37V128H39V129H37L36 131H35V128ZM57 127H60V128H57ZM86 127H88V128H91V129H89V131L86 129ZM101 129H100V128ZM110 127V128H109ZM116 127V128H115ZM124 127H128V128H131L130 129V132H127L128 131V128H124ZM156 127V128H155ZM246 127V128H245ZM28 128H30V129H28ZM33 128V129H32ZM55 128V129H54ZM116 130H115V129ZM135 128H138V129H135ZM220 128V129H219ZM227 128V129H226ZM1 129V128H0ZM28 129V130H27ZM43 131L42 132V136H40L39 134H41L40 132H41V130ZM46 129V130H45ZM54 129V130H53ZM59 129V131H57V130ZM118 129V130H117ZM125 129V130H124ZM126 129H127V131H126ZM175 130V134L173 133V131ZM181 129H183V128H181ZM202 131H201V130ZM239 129V130H238ZM246 129V130H245ZM25 130H26V132H25ZM30 130L32 131V133L30 132ZM38 130H40V131H38ZM53 130V131H52ZM122 130V131H121ZM125 132H124V131ZM170 130V131H169ZM205 130V131H204ZM206 130H207V132H206ZM242 130V131H241ZM1 131V130H0ZM28 131V132H27ZM105 131H106V134H105ZM108 131V132H107ZM111 131H113V132H117V133H113L112 134V132ZM153 131V132H152ZM236 133H235V132ZM240 131V132H239ZM14 132V133H13ZM29 132H30V134H31V136H30V134H29ZM33 132H35L36 134H34ZM57 133L56 135H55V133ZM60 132V133H59ZM90 132V135H88V133ZM109 132H111V133H109ZM119 132V133H118ZM121 132H123L121 135H120V133ZM128 134H127V133ZM170 132V133H169ZM171 132H172V134H171ZM182 132V133H181ZM202 132V133H201ZM216 132V133H215ZM223 132V133H222ZM231 132H232V134H231ZM18 133V134H17ZM22 133V134H21ZM28 133V134H27ZM44 133H45V135H44ZM59 133V134H58ZM109 133V134H108ZM177 133H178V136H177ZM205 133V134H204ZM207 133V134H206ZM235 133V134H234ZM12 134V136L10 137V135ZM16 135V139L15 138H12L13 136H15ZM38 134V135H37ZM55 135V137H54V135ZM101 134V135H100ZM114 134H119L118 136L120 137V138H116V137H118V136H116L115 135V138H114ZM130 134V135H129ZM140 134V135H139ZM151 134V135H150ZM169 134H171V135H169ZM180 134H181V136H180ZM183 134V135H182ZM218 134H219V136H218ZM230 134V135H229ZM24 135H25V137H24ZM32 135H34V136H32ZM35 135H37V137H40V138H37ZM47 135H49L48 137H47ZM53 136V138L52 139H57L60 135V141H62V142H60L59 141V139H58V141H56V139L55 140H50L51 139V137ZM105 135H107L105 138L107 139H104V136ZM110 135H112V136H110ZM176 137H175V136ZM229 135V136H228ZM231 135H232V138H234L233 140H232V138H231ZM234 135H236V136H234ZM7 136H9V138L7 137ZM20 136H22V138H24L25 140H27V141H24V139L22 140V138H20ZM28 136H30V137H28ZM58 136V137H57ZM90 136V137H89ZM92 136V137H91ZM96 136H97V138H96ZM101 136V137H100ZM109 136V137H108ZM184 137V139H183V137ZM202 136H204V137H202ZM234 136V137H233ZM240 136V137H239ZM264 136V135H263ZM262 136V137H263ZM36 137V138H35ZM44 137V138H43ZM47 139H46V138ZM122 137V138H121ZM140 137V138H139ZM142 137V138H141ZM171 137V139H169ZM182 137V139H180ZM201 137H202V139H201ZM228 137V138H227ZM28 138V139H27ZM31 138V141L29 140ZM35 138V141L34 140H32V139H34ZM177 138H179V139H177ZM208 138V139H207ZM214 138V139H213ZM2 139V140H1ZM41 139V140H40ZM101 140V142H100V140ZM122 139V140H121ZM136 139V140H135ZM142 139H144L143 141H141ZM205 139V140H204ZM221 139V140H220ZM227 139V140H226ZM232 140V142H231V140ZM242 139V140H241ZM39 141V143H37L38 141ZM113 140V141H114ZM126 140V141H125ZM174 140H180L179 142L178 141H176V144H173V143H175V141ZM184 140V141H183ZM198 140H199V142H200V144H201V142H202V146L199 144V142H198ZM201 140V141H200ZM207 140H208V142H207ZM228 140H230V141H228ZM241 140V141H240ZM2 141H4V142H2ZM10 143H9V142ZM13 141L15 142L14 144H15V146L14 147H12L14 144H13ZM21 141L23 142V144L21 143ZM35 143H34V142ZM45 141V142H44ZM50 141H52V143L50 142ZM58 142V145H60V143H61V145L63 146V147H65V148H60V146H58L57 145V143L55 144V142ZM94 143H93V142ZM99 141V142H98ZM103 141H106V142H104V143H106V144H103ZM124 141V142H123ZM149 141H152L151 142V145H153V147L149 144L150 142ZM156 143L157 141H159L158 143H154V142ZM174 141V142H173ZM234 141H236V143L234 142ZM8 143V145H7V143ZM17 142V143H16ZM27 142V143H26ZM29 142V143H28ZM30 142H31V144H30ZM41 142V143H40ZM48 142H49V144H48ZM97 142L98 143H101V144H97ZM127 142H128V144H127ZM172 142V143H171ZM178 142V143H177ZM181 142V143H180ZM197 142V144H195ZM217 142V143H216ZM229 142V143H228ZM19 143V144H18ZM25 143V144H24ZM32 143H34L35 145H33ZM121 143V144H120ZM161 143V144H160ZM180 143V144H179ZM11 144H12V146H11ZM16 144H18L17 146H16ZM31 145V146H29L28 147V145ZM39 144H41V147H40V145ZM48 144V145H47ZM122 144L124 145V146H122ZM147 144V145H146ZM158 144H160V145H158ZM171 144H173V147L171 146ZM182 144V145H181ZM204 144V145H203ZM212 144V145H211ZM233 144V145H232ZM24 145V146H23ZM39 145V146H38ZM45 145L47 146V148L45 147ZM53 145H56L55 147L53 146ZM65 145V144H64ZM88 145V146H89ZM99 145H101V146H99ZM148 146L149 145V147H146V146ZM156 145H158V147H154V146H156ZM175 145H176V147H179V149L178 148H176V149H178L179 150V152H177V153H175L176 152V149L174 148L175 147ZM183 145L185 146V147H188V148H190V149H188V148H184L183 147ZM189 145H194L193 147H197V146H195V145H198V149L199 148H202L203 149V146H204V150H202L201 151V149L198 151V149L197 148H195V150H193L194 148H192V146H190L189 147ZM222 145V146H221ZM9 146H11V147H9ZM20 146H22V147H20ZM27 146V147H26ZM37 148V149H35V147ZM51 146H53L52 148H51ZM61 146V147H62ZM80 146V147H79ZM119 146V147H118ZM126 146V147H125ZM136 146V147H135ZM143 146H145V147H143ZM159 146L160 147H162V149H159ZM183 147L184 149H181V147ZM206 146V147H205ZM16 147H17V149H16ZM20 147V148H19ZM25 147H26V150L27 149H29V150H27V151H25ZM30 147H32L31 149H30ZM33 147H34V149H33ZM51 148V151L49 150V148ZM74 147V148H73ZM79 147V148H78ZM125 147V148H124ZM128 147V148H127ZM255 147V148H254ZM15 150H14V149ZM24 148V151L22 152H19L20 150H22ZM56 148V149H55ZM76 148H78V149H76ZM124 148V149H123ZM149 148V149H148ZM171 148V149H170ZM172 148H174L175 149V151H174V149H172ZM243 148V149H242ZM3 149V150H2ZM8 149L9 150H11V151H9L8 153H7V151H8ZM18 149H19V151H18ZM33 149V151L31 152V150ZM38 149L39 150H41V151H38ZM42 149H44V150H42ZM59 149V150H58ZM65 150V151H61V150ZM76 149V150H75ZM91 149V148H90ZM89 149V150H90ZM117 149V150H116ZM118 149H120L119 151H118ZM121 149H123L122 151H121ZM153 149H154V151H155V149L156 150H161L162 152H163V157H165L166 155V159H164L163 158V161L164 160H166V162H167V165H164L166 162L164 161V162H162L163 164H161L162 166H163V169L164 170H162L161 169V166H158L157 167V169H154L155 170V173H154V171H153V169H150L149 168V166L151 167V168H153L152 167V160H153V157H154V155H153ZM164 149V150H163ZM167 149V150H166ZM181 149V150H180ZM197 149V150H196ZM229 149V150H228ZM257 151V153L256 152H254L255 150ZM262 149V151L263 152H261L260 150ZM46 150V151H45ZM48 150V151H47ZM68 150V151H67ZM72 150H74V151H76V152H74V151H72ZM78 150V151H77ZM124 150H125V152H126V154L125 153H122V152H124ZM127 150V151H126ZM137 150V151H136ZM177 150V151H178ZM183 150V151H182ZM191 150V151H190ZM2 151H5V152H2ZM17 151H18V153H17ZM50 151V152H49ZM57 151H59V152H57ZM70 151V152H69ZM116 153V154H118V152H119V154L117 155V158H119V156H120V158H119V160H121V164L120 165H118V159L116 158V161H117V163H115L116 161H112L111 162V159L113 158H115V156H114V152ZM165 151H167V152H165ZM194 151V152H193ZM200 151L201 152H203V154L201 155V153H200ZM260 151V152H259ZM14 152V155L15 156H13V154H10V153H13ZM29 152H31L30 154H32V155H30L29 154ZM40 154H39V153ZM45 152V153H44ZM55 152H56V154H55ZM73 152H74V154H73ZM78 152V155H77V157L78 158H76L75 156V154ZM127 152H128V154H127ZM156 152V151H155ZM155 152H154V154H155ZM169 152H170V154H169ZM207 152H208V154H207ZM211 154H210V153ZM261 153L262 155L260 156V155H258L259 153ZM25 153V154H24ZM38 153V155H40V157H43V158H40V157H38L36 154ZM41 153H44V155H42ZM63 153V154H62ZM67 153L68 154H70V156L69 155H67ZM71 153L73 154V156L71 155ZM121 153V154H120ZM140 153V154H139ZM165 153H166V155H165ZM169 155H168V154ZM184 153V154H183ZM255 153V154H254ZM8 154H9V156H8ZM21 154H24V157L22 156H20ZM50 154H52V155H50ZM54 154L55 155H57V157H56V159L55 158H53L54 157ZM65 154V155H64ZM112 154V157L110 156ZM115 154V155H116ZM124 154V155H123ZM137 154V155H136ZM149 154V155H148ZM174 154V155H173ZM186 154H189V155H186ZM194 154V155H193ZM254 154V155H253ZM28 155H30L29 157H27L26 158V156H28ZM36 155V156H35ZM42 155V156H41ZM59 155V156H58ZM62 155V156H61ZM75 155V156H74ZM80 155V156H79ZM125 157L126 155V157H125V159H126V161H127V163H126V161L124 160V161H122L123 160V156ZM135 155V156H134ZM171 155V156H170ZM176 155V156H175ZM180 155H183V157H182V159L184 160V159H186L187 161V163L185 162V160L182 162V161H180V162H178L179 161V156ZM186 155V156H185ZM211 155V156H210ZM255 156V157H253V156ZM257 155V156H256ZM19 156V157H18ZM63 157V158H65L66 156H69V157H67V158H65V159H68L67 161L65 160V159H63V158H61V157ZM72 156V157H71ZM122 156V157H121ZM151 157V159L149 158V157ZM170 156V157H169ZM252 156V157H251ZM9 157V159H7ZM14 158V160H13V158ZM15 157H17L16 158V160H18V161H16L15 160ZM21 157V158H20ZM36 157L38 158V159H36ZM48 157V158H47ZM71 157V158H70ZM130 157V158H129ZM176 157H178L177 159H176ZM200 157V158H199ZM256 157H257V159H256ZM261 157V158H260ZM10 158H12L11 159V161L13 162V163H11L10 162ZM26 160H25V159ZM33 158V159H32ZM53 158V160H50V159H52ZM59 158H61V160L59 159ZM133 158H135V159H133ZM149 158V159H148ZM171 158V159H170ZM196 158V159H195ZM198 158V159H197ZM21 159V160H20ZM31 159H32V161H31ZM40 159H43L44 160V163H43V160H42V163L40 162L41 160ZM47 159V160H46ZM69 159L72 161H70L69 162ZM73 159V160H72ZM76 159H78V160H76ZM80 159V160H79ZM112 159V160H113ZM169 159V160H168ZM181 159V160H182ZM215 159V160H214ZM231 159V160H230ZM255 159V160H254ZM35 160V161H34ZM48 160H50L49 162H51V163H49V162H47ZM57 160V161H56ZM63 160V161H62ZM129 160V161H128ZM141 160H143L142 162H141ZM151 160V161H150ZM168 160V161H167ZM174 160H176V162H177V164H176V162L174 161ZM206 160V161H205ZM261 160H263V161H261ZM10 163V165L12 164H15V165H9V163ZM25 161H27L28 163L29 162H33V163H31V168H30V163L28 164V163H26ZM46 161V162H45ZM74 161H75V163H77L78 161H80V162H78L77 164H75L74 163ZM113 164H110V162ZM174 161V162H173ZM195 161V162H194ZM213 162V163H211V162ZM240 161V162H239ZM7 162V163H6ZM15 162V163H14ZM22 162V163H21ZM53 162H54V164H53ZM56 162L57 163H59V164H57L56 165ZM61 162V163H60ZM110 164H108V163ZM114 162V163H113ZM123 162H125V163H123ZM148 162H150V164L151 165H149V163L147 164ZM173 162V166L171 165V163ZM199 164H198V163ZM2 163H4V164H2ZM23 163H26V164H28V165H25L24 164V166H23ZM36 163L38 164V165H36ZM63 163H65V164H68L67 166L65 165V164H63ZM130 163H131V165L132 166H129L130 165ZM180 163H182V165H179ZM216 165H215V164ZM256 163V164H255ZM22 164V165H21ZM34 164V165H33ZM43 165V169H42V165ZM52 164V165H51ZM61 164H63V165H61ZM69 164H71V165H69ZM212 164V165H211ZM214 164V165H213ZM236 164V165H235ZM36 165V166H35ZM41 167H40V166ZM44 165H46V166H51L50 168H49V166L48 167H46L45 166V168H44ZM55 165H56V167H55ZM109 165V166H108ZM115 165H118V166H115ZM140 165V166H139ZM148 165V166H147ZM184 165H186L185 167H184ZM190 165H192V166H190ZM201 165V166H200ZM233 165L234 166H236V168H237V174H235L236 176H234V173H233V170L235 169V167L233 168ZM237 165H239V167H237ZM19 166H16V167H19ZM21 166H23V167H25V166H29V167H25V169L23 168L22 169V167ZM34 166V167H33ZM37 166L39 167L38 169H37ZM59 166V167H58ZM62 166V168H60ZM63 166H65V167H63ZM69 166L71 167V170H70V168H69ZM73 166V167H72ZM104 166V168H105V170H107L108 169V171H110L109 173H107V171H104L103 169L104 168H101V167H103ZM110 166H112V168H113V170H112V168H111V170H110ZM115 166V167H114ZM120 166V167H119ZM170 167V168H166V167ZM175 166V167H174ZM183 166V167H182ZM198 166H200V167H198ZM207 166V167H206ZM217 167V169H216V167ZM218 166H220V167H218ZM33 167V168H32ZM36 167V168H35ZM54 167L56 168L55 169V171H56V173L58 172V174H61L62 172H64L63 174H62V176H59L58 174H56L55 173V171H54ZM67 167V168H66ZM80 167V168H79ZM107 167V168H106ZM119 167V168H118ZM212 167H214V168H212ZM5 168H7V169H5ZM28 168V169H27ZM30 168V169H29ZM35 168V169H34ZM47 168V169H46ZM63 168H64V170H63ZM65 168L67 169V170H65ZM76 170V168H77V170H79V171H75L74 169ZM118 168V169H117ZM126 168H127V170H126ZM132 168V169H131ZM133 168H135V169H133ZM181 168H183V169H181ZM212 168V169H211ZM220 168V169H219ZM240 168V169H239ZM35 170L34 172H33V170ZM41 169V170H40ZM45 169V170H44ZM58 169V170H57ZM82 171H81V170ZM98 171H97V170ZM99 169H100V171H99ZM116 169V170H115ZM120 169V170H119ZM158 169L160 170V171H158ZM166 169H167V171H166ZM170 169V170H169ZM180 169V170H179ZM191 169V170H190ZM197 169V170H196ZM198 169H200V170H198ZM216 169V171H214ZM219 169V170H218ZM23 170V171H22ZM25 170H27V171H25ZM32 170V171H31ZM47 170H49L48 172H47ZM96 171L95 173L93 172V171ZM117 170L119 171V173L121 172V174H116L115 173V171L117 172ZM133 170V171H132ZM162 170V171H161ZM182 170V171H181ZM194 170H196V171H194ZM202 170H203V172H202ZM220 170H222V171H220ZM240 170H242V171H240ZM19 171V172H18ZM31 171V172H30ZM37 171H38V175H36L35 173H37ZM41 171L43 172V173H41ZM53 171H54V174L55 175H57V176H59V179H63V182H64V178H65V181H68V183L67 182H64L63 184H64V186H63V184H62V180H59L58 178H57V176H55L58 180V182H56L55 180H54V178L52 177V176H54L52 173H53ZM62 171V172H61ZM66 171V172H65ZM70 171V172H69ZM73 171H75L74 173H76V172H79V173H77V175L78 174H81V175H78V177H74V176H77L76 174H74L73 173ZM102 171H103V174L101 175V173H102ZM114 171V172H113ZM125 171V172H124ZM148 171V172H147ZM181 171V172H180ZM206 171V172H205ZM226 171V172H225ZM232 171V172H231ZM22 172H25L24 174L22 173ZM29 172V174H27V173ZM100 172V173H99ZM111 172H113V174L115 173V175L116 176H113V174L111 173ZM152 172V173H151ZM157 172H158V175H157ZM161 172H163L162 174H164V175H162L161 174V176L163 177L164 176V179H162V177L160 176V174L159 173H161ZM168 172V173H167ZM196 172V173H195ZM200 172H202V173H200ZM214 172V173H213ZM14 173V174H15ZM33 175H32V174ZM43 174L44 176H42L41 174ZM46 175H45V174ZM51 173V174H50ZM65 173H67V174H65ZM73 173V174H72ZM85 173V174H84ZM94 173V174H93ZM98 173H99V175H98ZM104 173H106V174H104ZM145 175H144V174ZM200 173V174H199ZM205 173V174H204ZM207 173H209V174H207ZM225 173V174H224ZM228 173V174H227ZM231 173V174H230ZM240 173V174H239ZM13 174V175H14ZM21 174H22V176H21ZM32 176H31V175ZM35 174V175H34ZM67 175L66 177H70V179H67L66 180V177L64 176V178H63V175ZM75 178V179H78L77 181H79L80 179L82 180V181H84V182H82L81 180H80V182L78 183V182H76V180H74V178H73V181L75 182H73L72 181V178H71V175ZM82 174H84L85 176H83V178L87 181V179L86 178H90L91 179V177H92V179L91 180H94V181H91L90 179L87 181V182H85V180L82 178ZM95 174H97V175H95ZM110 174V175H109ZM111 174H112V176H111ZM152 174H154V175H152ZM175 174V175H174ZM221 174V175H220ZM252 174V175H251ZM27 175V177H26V179L24 178L25 176ZM28 175H30V177L28 176ZM40 175V177H38ZM48 175V176H47ZM52 175V176H51ZM95 175V176H94ZM103 175H106L105 177L103 176ZM118 175V176H117ZM155 175H157L159 178H161L162 179V189L163 188H165V189H163L162 191L164 192H161V194H162V196L160 197V195H158V196H153V190H154V188L156 187V181H155V179L157 178V176H155ZM182 175V176H181ZM184 175V176H183ZM189 175V176H188ZM201 175V176H200ZM205 175V176H204ZM217 175V176H216ZM230 175V176H229ZM236 177V180H237V182H236V180L235 179H233V177ZM245 175V176H244ZM17 176V177H16ZM33 176H36V177H38V178H40V179H38V178H36V177H34L33 178ZM109 176V177H108ZM171 176V177H170ZM186 176V177H185ZM188 176V177H187ZM191 176V177H190ZM193 176V177H192ZM203 176V177H202ZM227 176H228V178H227ZM239 176V177H238ZM20 179H19V178ZM22 177H23V179H22ZM43 177V178H42ZM45 177H47V178H45ZM51 177V178H50ZM61 177V178H60ZM94 177V178H93ZM96 177H97V179H96ZM98 177H99V179H98ZM104 178V181H105V179L108 177V178H110V181L112 182V184L113 183H115V184H113V185H115V186H113V185H111L112 186V188L110 187V189H108V191H107V196H108V193H109V190L110 191H114V197H113V195H111L110 193H109V197H107L106 196V194L105 193H103V192H106V191H104L103 190V187H102V184L100 185V182L102 183V182H104V181H99V180H101V179H103ZM114 177H118V180L117 179H115ZM149 177V178H148ZM184 177V178H183ZM206 177V178H205ZM238 177V178H237ZM27 178H28V181L30 180V179H32V180H30L29 182H33L34 183V181H35V183L34 184H30L28 181H23V180H27ZM36 178V180H34ZM49 178V179H48ZM114 178V179H113ZM119 178H120V180H119ZM191 178V180H189ZM201 178H202V180H201ZM217 179V181H216V179ZM231 178V179H230ZM246 178V179H245ZM19 179V180H18ZM22 179V181H20ZM49 180V182H48V180ZM54 181H53V180ZM97 180V183H96V180ZM185 179H187V180H185ZM38 180V181H37ZM43 180H46L48 183H49V186L50 185H52V186H50V187H52V189L53 188H56L54 191L51 189V188H49L48 187V183L47 184H45V182L43 181ZM114 180L116 181V182H118V183H116V182H114ZM163 180H165V181H163ZM220 180V181H219ZM226 180V181H225ZM235 180V181H234ZM240 180V181H239ZM247 180H250V182H248ZM5 181H7V180H5ZM14 181V182H13ZM40 181H41V183H40ZM52 181V182H51ZM89 181H90V183H89ZM211 181V182H210ZM215 181V182H214ZM231 181H233L234 182V184L236 183V185H234L233 184V182H231ZM238 181H239V183H238ZM246 181V182H248V183H244V182ZM259 181V182H258ZM16 182V183H15ZM19 182V183H18ZM31 182V183H32ZM53 182H54V184H53ZM61 182V183H60ZM82 182V183H81ZM93 182H94V184L96 183L97 185H94L93 184ZM111 182H110V184H111ZM131 182V183H130ZM153 182H154V184H153ZM184 182V183H183ZM226 182V183H225ZM231 183L230 185H228V183ZM241 182H243L242 184H241ZM251 182H253V183H251ZM14 183V186L16 185V187H14L12 184ZM24 183L26 184V185H24ZM29 183V184H28ZM39 183H40V185H39ZM56 183V184H55ZM57 183H58V185H57ZM77 183H78V185H77ZM83 183H85V186H83L84 184ZM87 183H89L90 185H89V187H87L88 186V184ZM120 183V184H119ZM122 183V184H121ZM127 183H128V186H127ZM166 185H165V184ZM190 183V184H189ZM203 183V184H202ZM17 184H21L20 185V187H18L17 186ZM45 184V185H44ZM61 186H60V185ZM80 184H81V186H80ZM86 184H87V186H86ZM91 184H92V186H91ZM119 184V185H118ZM139 184V185H138ZM163 184L165 185L164 187H163ZM173 184H174V186H173ZM181 184V185H180ZM198 184V185H197ZM211 184V185H210ZM223 184H225V185H223ZM238 184H240V187H236ZM3 185V188L5 187ZM9 185L10 186H12L13 188V192L11 191L12 189H11V187H9ZM23 185V186H22ZM28 185H30L31 186V188H29V186ZM37 185V189L35 188V186ZM41 185H43V186H41ZM53 185H56L55 187L53 186ZM67 185V186H66ZM69 185H70V187H69ZM73 185H77L76 187L77 188H75V186H74V188L76 189V191H78V192H83V191H85L86 190V188H92L93 187V185H94V189H92L91 191L90 190H88V193H90V196H89V194L87 193V190L85 191V192H83V193H78L77 195H79L80 194V200H79V203L81 202L82 203V200H83V205L80 203V205H81V207H75V206H73L74 205V201L73 200H75L76 199V197H77V195H76V191L74 190V188H73ZM100 185V186H99ZM151 185H155V187L154 186H151ZM186 185V186H185ZM217 185V186H216ZM241 185H243V187L241 186ZM28 187L27 189H28V191L30 192H32V194H31V192L29 193L28 191H27V189L25 190V187ZM34 186V187H33ZM46 186L48 187V188H46ZM57 186H60V187H62L61 189L60 188H58ZM81 188H80V187ZM83 186V187H82ZM134 186V187H133ZM180 186V188H178ZM215 186V187H214ZM220 186V187H219ZM228 186H231V187H228ZM234 186V187H233ZM5 187V188H6ZM17 187H18V190H17ZM23 187V188H22ZM32 187L33 188H35L36 190H37V192H36V190H34V189H32ZM85 187V188H84ZM119 187V188H118ZM122 187V188H121ZM131 187H133L132 189H130ZM154 187V188H153ZM201 187V188H200ZM250 187V186H249ZM10 188V189H9ZM16 188V189H15ZM63 188H64V190H67L68 191V189H71V188H73L72 190H70V192H67V191H65V192H63L64 190H63ZM90 188V189H91ZM98 188V189H97ZM100 188V189H99ZM120 189L121 188V190H118V189ZM129 188V189H128ZM182 188H183V191H180V190H182ZM189 188H190V190H189ZM208 188V189H207ZM211 188V189H210ZM243 188V192H241L242 189ZM30 189V190H29ZM41 189V190H40ZM45 189V190H44ZM47 189H51L50 190V192L52 191L53 193H48L47 191H49V190H47ZM79 189V190H78ZM85 189V190H84ZM97 189V190H96ZM174 189V190H173ZM180 189V190H179ZM206 189V190H205ZM214 189H216V190H214ZM238 189V190H237ZM21 190V192H24L25 191V196H27V197H25L24 198V195H22V193L20 194L19 193V191ZM32 190H34V192L32 191ZM38 190H40V192L38 191ZM58 190H60L61 192H59V194L57 195V193H58ZM73 190H74V192H73ZM103 191L102 193L100 192V191ZM136 190V191H135ZM179 190V191H178ZM187 190V191H186ZM204 190V196L205 197H203V194L201 193L202 191ZM208 190V194H207V192H205V191H207ZM212 190V191H211ZM225 191V192H223V191ZM232 190V191H231ZM17 191V192H16ZM97 191V192H96ZM116 191H118V193L116 192ZM152 191V192H151ZM191 191V192H190ZM223 192L224 193V196H226L227 194H228V197H224V196H222L223 195V193H220V192ZM229 191L230 192H232L231 193V198H230V193H229ZM235 191H237V192H235ZM239 191H240V193H239ZM16 192V193H15ZM35 192L37 193V196H35L36 194H35ZM42 192L44 193V194H42ZM46 192V193H45ZM91 192L93 193L92 195H91ZM99 192V193H98ZM122 192V193H121ZM127 192V193H126ZM181 192H183V195H180L179 196V194H182ZM185 192V193H184ZM214 192V193H213ZM249 192H250V190H249ZM20 194L19 196H21L20 198H19V196L17 195V194ZM29 193V194H28ZM41 195H39V194ZM63 193V194H62ZM88 194V196H87V194ZM95 193V194H94ZM101 193V194H100ZM111 193H113V192H111ZM120 193V194H119ZM129 193L131 194L130 196H129ZM176 193H178L177 195H176ZM217 193V194H216ZM220 193V194H219ZM234 193V194H233ZM242 193V194H241ZM248 193V192H247ZM28 194V195H27ZM34 194V195H33ZM75 196H74V195ZM85 194V195H84ZM99 194H100V196H99ZM105 194V195H104ZM127 194V195H126ZM152 194V196H150ZM191 194V195H190ZM216 194V195H215ZM222 194V195H221ZM11 195H13V196H11ZM17 197H16V196ZM29 195H31V196H29ZM40 197H43V198H40ZM48 195V196H47ZM72 195H73V197H72ZM103 195V196H102ZM110 195H111V197H110ZM120 195H122V196H120ZM137 195V196H136ZM167 195V196H166ZM206 195H209L210 197H207ZM213 197H212V196ZM220 195V196H219ZM234 195V196H233ZM248 195V196H247ZM50 196H51V198H50ZM54 196V197H53ZM60 196H62V197H60ZM96 196V197H95ZM98 196V197H97ZM102 196V201H106V203L105 202H99L101 199H100V197ZM104 196H106V198L104 197ZM120 196V198H118ZM128 196H129V198H128ZM144 196V197H143ZM165 196V197H164ZM178 196V197H177ZM198 196V197H197ZM239 196V197H238ZM34 197H39V198H34ZM54 199H53V198ZM72 197V198H71ZM123 197V198H122ZM152 197H154V198H152ZM158 197V198H157ZM162 197H164L165 198V200H164V198H162ZM181 197H183V205H185V203L187 204V200H188V198L190 197L191 199H192V201H191V199H190V201L188 200V202L190 203V204H187V206L189 207V208H186L187 206L185 205V207L182 205V202H180V200L182 201V198ZM187 199H185V198ZM188 197V198H187ZM202 197V198H201ZM224 199H223V198ZM232 197H234L235 199H233L232 200ZM248 197V198H247ZM24 198V199H23ZM28 198V199H27ZM56 198H57V202H56ZM58 198H61V199H59L58 200ZM75 198V199H74ZM97 198V199H96ZM103 198H105L106 200H103ZM113 200L114 198H116V199H114L113 200V202H112V200ZM132 198H134V199H132ZM145 198V199H144ZM150 198V199H149ZM161 198V199H160ZM178 198H179V200H178ZM203 198H205L206 199V201H204L205 199H203ZM209 198H211V199H209ZM227 198V202H226V199ZM229 198V199H228ZM237 198V199H236ZM247 200H246V199ZM8 199V198H7ZM19 199V200H18ZM29 199H32V200H30V201H33V202H30V201H28ZM49 199V200H48ZM70 199H71V201H70ZM93 199V200H92ZM99 199V200H98ZM155 199H157L158 201H156ZM159 199H160V201H159ZM202 199H203V201H202ZM210 200V204L208 203L207 204V202H209V200ZM16 200H18V201H16ZM35 200H36V202H35ZM37 200H40V202H41V200H43L42 202H44L45 203V201H46V203H48V204H46L45 203V205L44 206H50V207H46V208H51L50 210H48L47 211V209H45L44 210V206H42V204H44V203H40L39 202V204H38V201ZM52 200H53V202H52ZM55 200V201H54ZM60 200H61V202H60ZM63 200V201H62ZM93 202H95V200H97L95 203H93ZM108 200V201H107ZM117 200V201H116ZM123 200H125L124 201V203H123ZM132 202H131V201ZM147 201V202H145V201ZM149 200H151L150 202H149ZM155 200V201H154ZM171 200V201H170ZM215 200V201H214ZM225 200V201H224ZM15 201V202H14ZM26 201V202H25ZM48 201V202H47ZM51 201V203L53 204H51L50 205V202ZM69 201V202H68ZM120 201V202H119ZM134 201V202H133ZM154 201V202H153ZM162 201H163V207H162ZM165 201V202H164ZM170 201V202H169ZM202 201V202H201ZM232 203H230V202ZM236 201V202H235ZM24 204H23V203ZM35 202V203H34ZM59 202V203H58ZM71 202L73 203V204H71ZM87 202H89L88 204H87ZM98 202V203H97ZM118 202V203H117ZM122 202V203H121ZM144 202V203H143ZM148 202H149V204H150V206L148 205ZM153 202V203H152ZM156 202H157V204H156ZM179 202V205L177 204ZM234 202V203H233ZM242 203V205H241V203ZM246 202V203H245ZM18 203V204H17ZM34 204L33 205V207H35L36 205H38L37 207H40V208H37V207H35L36 208V211H34L33 212V210H35V209H33V207H32V204ZM57 203L59 204L58 206L62 209H59V207L57 206ZM91 203H92V205H91ZM108 203V204H107ZM118 204V206H116L115 207V205H117ZM120 203V204H119ZM134 205H133V204ZM139 203V204H138ZM147 203V205H145ZM170 205H172V206H170ZM173 203V204H172ZM197 203V204H196ZM205 203V204H204ZM215 203H217L216 205H218V206H216V208L214 207V205H212V204H215ZM221 203V204H220ZM223 203V204H222ZM236 203H238L240 206H243V210L245 211V212H243L244 214L243 215H245L242 219H241V225H242V223H243V225L245 224L246 226H249V227H246V226H244V227H241V225L239 224V218L236 216V213H235V209H236V207L237 206H239L238 204H236ZM36 204V205H35ZM55 204H56V206H55ZM92 206H90V205ZM101 204V205H100ZM103 204V205H102ZM106 204V205H105ZM113 204V205H112ZM128 204V205H127ZM153 204V205H152ZM182 206H181V205ZM193 204V205H192ZM195 204V205H194ZM202 204V205H201ZM203 204H204V206H203ZM235 204V205H234ZM27 205V208L26 207H24V206H26ZM31 205V206H30ZM40 205V206H39ZM71 205V206H70ZM99 205V206H98ZM109 205V206H108ZM125 205V206H124ZM142 205V206H141ZM152 205V206H151ZM154 205H156V206H154ZM168 205V206H167ZM181 206L180 208L178 207V206ZM206 205H207V207H206ZM237 205V206H236ZM21 206V207H20ZM29 206V207H28ZM93 206H96L97 208L95 209V211H97V212H95V211H93ZM102 206V207H101ZM113 206V207H112ZM133 206V207H132ZM149 206V207H148ZM154 206V207H153ZM158 206H160L159 208H157ZM165 206H166V209H165ZM174 206V208H172ZM192 206V207H191ZM202 207V209H201V207ZM3 207V208H2ZM9 207H11V208H13V209H11V208H9ZM14 207H19V208H25L26 210H28L27 212H23V211H26L25 209L23 210V208L22 209H18V211H20L21 212V210H23L22 212L24 213H20V212H18V214H10L11 215V217H10V215L8 216V214L9 213H13V212H16L17 213V210H15L16 208H14ZM43 207V208H42ZM88 209H87V208ZM118 207V208H117ZM125 207V208H124ZM143 207H148V208H150L148 211H146L147 210V208H143ZM161 207H162V209H161ZM168 207V208H167ZM170 207V208H169ZM195 207V208H194ZM206 207V208H205ZM208 207L209 208H211V209H208ZM217 207H219V208H217ZM6 209L5 211H6V213H5V211L4 210H2V209ZM30 209V211H29V209ZM72 208V209H71ZM76 208V209H75ZM81 208V209H80ZM112 208H113V210H112ZM137 208V209H136ZM153 208H154V210L156 211V213H158V210H156V209H159V211L161 212L162 211V213H160V218L161 219H159L158 218V216L157 215H159V213L158 214H155V212H152V211H154L153 210ZM176 208H179V210L178 211H175V209ZM183 208L184 209H186V214H185V211H183ZM193 208V209H192ZM206 209V212H204L205 211V209ZM213 208H215V210L217 211V214L215 213V215H214V218L217 220L216 221V223H215V221H214V224H213V227H214V229H217V228H219L218 230H215V232H212V233H214V236L216 237V234L218 235L216 238L215 237H211V235H212V233H210L209 231H210V229L212 230V228H209V224H208V222L210 221V219H209V217L211 216V211H212V209ZM233 208H235V209H233ZM15 210V211H13V212H11V210ZM38 209V210H37ZM43 211H41V210ZM53 209H54V211H53ZM57 209L59 210L58 212H56L57 211ZM79 209V210H78ZM82 209H83V212H82ZM87 209V210H86ZM90 209V210H89ZM108 210V209H110V213H108L109 212V210L108 211H105V210ZM119 211H118V210ZM120 209H121V211L123 212H121L120 211ZM123 209V210H122ZM141 209H142V212H140L141 211ZM163 209H165V211L163 210ZM180 209H181V213H179L180 212ZM195 209V210H194ZM8 210V211H7ZM61 210V211H60ZM71 210V211H70ZM77 210V211H76ZM86 210V211H85ZM103 211V212H105V214H102V212L101 211ZM112 210V211H111ZM134 210H136V211H134ZM169 212H168V211ZM177 210V209H176ZM188 210V211H187ZM190 210H192V212L190 211ZM196 210H198V212L200 213V214H198V212L196 211ZM207 210H210V213H207V212H209V211H207ZM3 211V212H2ZM44 211H47L46 212V214H45V212ZM66 211H67V213H66ZM90 213H89V212ZM132 212V215L131 216H128V214L127 213H131ZM137 212V211H139V212H137V213H134V212ZM183 211V212H182ZM195 211V212H194ZM201 211H202V213H201ZM34 213V215H33V213ZM42 213V215H41V213ZM61 212V213H60ZM65 212V213H64ZM70 212V213H69ZM78 215H76L75 213ZM77 212H79L80 213V215L81 216H79V213H77ZM82 212V213H81ZM99 212V213H98ZM101 212V213H100ZM118 212V213H117ZM147 212H148V217H147ZM151 212V213H150ZM168 212V214H166ZM172 212V213H171ZM176 212H177V214H176ZM197 212V214H195ZM205 214H204V213ZM234 213V214H231V213ZM32 213V214H31ZM40 213V214H39ZM58 215V214H60V218L56 215V214ZM73 213V215H71ZM84 213V214H83ZM88 213V214H87ZM126 213V214H125ZM139 213H141L140 214V216L139 217H141L140 219H139V217H138V215H139ZM166 215V216H168L169 215V217H166L164 214ZM189 213V214H188ZM190 213H191V215H190ZM20 214H22V215H25V216H22L21 215V217H20ZM31 214V215H30ZM35 214H36V216H35ZM65 215V216H63V215ZM70 214V215H69ZM91 214V215H90ZM101 214V215H100ZM116 214V215H115ZM135 214V215H134ZM153 214V215H152ZM155 214V215H154ZM161 214H163V215H161ZM173 214H175V215H173ZM183 214L187 217L188 215V217L186 218L187 219V221H185V216H183ZM204 214V215H203ZM208 214H210V215H208ZM253 214V215H252ZM19 215V216H18ZM46 215V216H45ZM55 215V216H54ZM66 215H68L67 216V218H66ZM82 215H84V216H82ZM85 215H87V217L85 216ZM142 215V216H141ZM146 215V216H145ZM150 215V216H149ZM170 215H173V220H170V218L172 217H170ZM181 215V216H180ZM193 215V216H192ZM200 217H199V216ZM209 217H208V216ZM232 215V216H231ZM249 215H251V216H249ZM7 216V218H5ZM13 216V217H12ZM16 216H18L17 218H16ZM27 216V217H26ZM31 216H32V219H33V221H32V219L30 220V218H31ZM35 216V217H34ZM37 216H39V217H37ZM62 216H63V218H62ZM70 216H71V218L72 219H70V220H72V221H70V220H67L68 219V217L70 218ZM106 216H109L108 218L106 217ZM118 216V218H116ZM135 217V219L137 218V220H135L134 219V217ZM166 218H165V217ZM175 216H177V217H175ZM180 216V217H179ZM197 216V217H196ZM223 216V217H222ZM249 216V221H248V219H247V217ZM2 217H4V218H2ZM23 217V218H22ZM24 217H26L25 219H24ZM29 217V219H27ZM65 217V218H64ZM80 219H78V218ZM81 217V218H80ZM84 217H86V218H84ZM104 219H103V218ZM146 218V219H143V218ZM154 217V218H153ZM199 217V218H198ZM202 217H204V218H202ZM206 217V218H205ZM207 217H208V219H207ZM229 217V218H228ZM253 217V218H252ZM77 218V219H76ZM82 218H83V220H82ZM89 218V219H88ZM92 218L95 220H93L96 224L98 223V226H100L98 229L96 228V227H94V226H96V224L92 221ZM113 218H115V220L113 219ZM127 218V219H126ZM134 220H133V219ZM155 218H157V220L155 219ZM179 220H177V219ZM180 218V219H179ZM182 218L184 219L183 221H182ZM194 218V219H193ZM198 218V220H197V224L198 225H196V223H195V219H197ZM228 218V219H227ZM231 218V219H230ZM61 219H62V221H61ZM63 219H65L64 221H63ZM88 221V223H87V221ZM102 219V220H101ZM109 219H110V222H112V223H108L107 222V220L109 221ZM119 219V220H118ZM155 220V222H154V220ZM164 219V220H163ZM166 219V220H165ZM168 219H169V222L171 223H169L170 225H168ZM188 219H190L189 221H188ZM221 219V220H220ZM246 220V222H245V220ZM252 219H255V220H257V226L255 225L256 224V222L254 221V220H252ZM6 222H5V221ZM76 220V221H75ZM85 220V221H84ZM112 220V221H111ZM117 220V221H116ZM140 220V221H139ZM151 220H153V223H151ZM202 220V221H201ZM218 220H220L221 222H222V220H223V222H222V224H221V222H220V224H219V221ZM227 220H228V222H227ZM252 220V221H251ZM259 220V221H258ZM18 221H20L21 223V225H20V227H22L21 229H20V227L18 228L17 226L19 225V224H17V223H19ZM36 221H38L37 222V224H40V225H36ZM42 223H41V222ZM43 221H44V223H43ZM63 222L65 225H66V227H68V228H66L65 227V225L63 224L62 225V223L61 222ZM66 221V222H65ZM68 221V222H67ZM74 221L76 222V223H74ZM82 223H80V222ZM91 221H92V223H91ZM113 221H115V223L113 222ZM136 221V222H135ZM145 221H146V223H145ZM156 221H157V224H156ZM162 221V222H161ZM166 221V222H165ZM181 221H182V223H181ZM185 221V222H184ZM192 221H194V223L192 222ZM205 221H207V224H205ZM227 223H226V222ZM232 221V222H231ZM251 221V222H250ZM40 222V223H39ZM78 222V223H77ZM86 222V223H85ZM138 222V223H137ZM139 222H142L143 223V225H144V229H146L145 231H147V232H145V234H144V232H143V230H142V223H139ZM163 222H165L166 224H164ZM186 224V226H187V223H189L190 225H188L189 226V228H190V230H192V232L190 231V230H187V228L185 227V226H183L184 227V230H183V227H182V225H184V223ZM187 222V223H186ZM202 222H204L203 224H204V228L207 226V228H205V232L207 233H205L204 232V230H203V226H200V225H203V224H199V223H202ZM218 222V223H217ZM260 222V223H259ZM61 223V224H60ZM69 223H71V225L69 224ZM75 225H74V224ZM83 223L85 224V225H83ZM135 224V226H134V228H135V230H133L134 228H133V225ZM147 223H148V225H147ZM152 224V226H150L151 224ZM160 223H162V224H164L165 226L166 225H168L167 227H166V229H168V230H165V232L167 233V234H163L162 232H164V230L163 229H165V226H163L162 224H160ZM226 223V226L225 225H223V224H225ZM233 223V224H232ZM253 223V224H252ZM11 224H13V225H11ZM106 224V225H105ZM109 224H111V227H109L110 225ZM115 224V225H114ZM133 224V225H132ZM137 224V225H136ZM139 224H140V226H139ZM218 225V227H216L217 225ZM229 224V225H228ZM240 226H239V225ZM248 224H250V225H248ZM262 224H263V226H262ZM17 225V226H16ZM23 225H25L26 226V228L25 227H23ZM30 225V226H29ZM60 225H62L61 227H60ZM68 225H70V226H68ZM109 225V226H108ZM112 225H114V227L116 228H113V226ZM145 225H147V226H145ZM159 225V226H158ZM177 225H181L180 227H181V229H179L180 227H178L177 228ZM194 225H196V228H195V226ZM222 225L224 226V227H222ZM237 225V226H236ZM5 226H6V228H5ZM17 227L18 228V230H17V228H15V227ZM74 226V227H73ZM77 226H79L80 227V229H79V227H77ZM97 226V227H98ZM103 226V227H102ZM104 226H106V227H104ZM136 226H139L140 227V229L141 230H139V227L137 228ZM163 226V227H162ZM259 226L261 227L260 228V230H259ZM28 227V228H27ZM34 228V227H36V228H42L43 229V231L41 230V229H39V230H36V228H34V229H29V228ZM74 228L73 230L71 229V228ZM84 227V228H83ZM108 227V228H107ZM153 227H158L156 230L155 229H153ZM194 229H193V228ZM201 227V229H199V230H196V231H200V232H196L195 231V233H193L194 232V230L195 229H198V228H200ZM222 227V228H221ZM226 227V228H225ZM246 227V229H245V231L243 230V228H245ZM254 227V228H253ZM256 227H257V230H256ZM72 230V235H74L75 236V238H74V241H75V243L78 241V243H76L77 244V248H76V246H75V250H72L73 252H69V255H68V257L65 259V260H54V259H56L55 257V255L53 254V253H51V251L55 248V246H56V244H57V240L59 241L58 243H60L61 245L63 244L64 246H62V247H64V248H68V246L70 245L69 244V235L68 234H66V233H68V230H70V229ZM81 228H83V229H88V230H85L84 232H83V229H81ZM104 228V229H103ZM148 228V229H147ZM149 228H151L152 230H149ZM161 228H163V229H161ZM175 228H177L176 229V231H174L175 230ZM186 228V229H185ZM192 228V229H191ZM208 228H209V231H208ZM224 228V229H223ZM25 229H27V230H25ZM66 229V230H65ZM114 231H113V230ZM136 229H137V231L139 230L140 231V233H138L137 231H136ZM171 229H173L172 230V232L170 233L169 231H171ZM179 229V230H178ZM222 229V230H221ZM250 229V230H249ZM252 229H254V230H252ZM25 230V231H24ZM28 230H31L30 232L28 231ZM33 230H35V231H33ZM51 230V231H50ZM78 230H82L81 231V233H80V237L78 236V234H79V232L80 231H78ZM95 230V231H94ZM108 230V231H107ZM133 230V233L131 232ZM154 230V232H152ZM161 230H162V232H161ZM242 230V231H241ZM255 230H256V233H255ZM2 231V232H1ZM3 231H5V232H3ZM27 231V232H26ZM47 231V232H46ZM60 231V232H59ZM66 231V232H65ZM88 231V232H87ZM101 231L103 232L104 231V233H101ZM110 231H112V232H114L115 233V235H113V233H112V235H111V232ZM134 231H136V232H134ZM150 231H151V233L152 234H150ZM155 231H157V232H155ZM160 231V233L157 235V233ZM179 232L180 234H182V236H181V238H179L178 236H176L175 235V233L174 232ZM188 231H190V233L188 232ZM209 233H208V232ZM216 231H217V233H216ZM219 231V232H218ZM230 231V230H229ZM239 231V232H238ZM248 231H250V234H249V232ZM253 231V232H252ZM6 232H7V234H6ZM28 232L30 233V235L28 234ZM46 233V235L44 234L43 235V233ZM53 232H58V233H56V235H55V233H52ZM61 232H62V234H61ZM78 232V233H77ZM98 232V233H97ZM108 232V233H107ZM124 232H126V234L124 233ZM143 232V234H141ZM164 232V233H165ZM186 232V233H185ZM223 232V233H222ZM225 232H226V230H225ZM248 233V235H250V236H252L251 238L252 239H255L256 237V234H257V242H256V240H252L251 238H250V236H246V234ZM259 232H260V234H259ZM2 233H5L4 235L2 234ZM14 233V234H15ZM47 233H51V235H47ZM85 234V235H87V237L85 236H82L83 234ZM93 233H95V234H93ZM101 233V236L100 235H98V234H100ZM124 235H123V234ZM134 234L135 235V233H138V234H136V235H138V236H132L131 234ZM149 234V236L147 237L146 236V234ZM155 233V234H154ZM185 235H184V234ZM189 233V234H188ZM193 233V234H192ZM205 233V234H204ZM221 233L223 234V235H221ZM253 233H255V236H254V234ZM27 234H28V236H27ZM34 234V235H35ZM41 234V235H40ZM60 234H61V236H60ZM64 234V235H63ZM92 234V235H91ZM102 234H104V235H102ZM116 234L118 235V243L116 244V239H117V236H116ZM147 234V235H148ZM191 234V235H190ZM195 234V235H194ZM201 234V235H200ZM204 234V235H203ZM240 234V235H239ZM243 234V235H242ZM3 235V236H2ZM6 235V236H5ZM18 235H20V236H18ZM33 235V236H34ZM53 235H55V236H53ZM59 235V236H58ZM92 237V238H90V236ZM93 235H95V236H93ZM108 235V236H107ZM122 235H123V237H122ZM127 235V236H126ZM140 235H141V237H142V239H141V237H140ZM144 235L147 237V239H146V237H144ZM152 235H157L156 236V238L159 240V241H161L160 243L157 241V243L156 244H154V247H153V243H154V241L156 242V238H155V236H152ZM163 235L165 236L164 238H163ZM167 235V236H166ZM184 235V236H183ZM200 235V236H199ZM224 235H225V237H224ZM263 235V236H262ZM32 236V237H33ZM40 236V237H39ZM47 238V240L44 238ZM67 238H66V237ZM98 236H100L99 238H98ZM103 236V237H102ZM109 236H112V237H109ZM128 236H132V237H128ZM194 236H199V238H198V240H196L195 239V237ZM210 237V239L212 240H210L209 239V237ZM238 238H236V237ZM254 236V237H253ZM50 237L53 239H50ZM60 237H62V238H60ZM121 237V238H120ZM125 237V238H124ZM127 237V238H126ZM136 237H140L139 239H140V241L138 240V242H140V244H143L142 246H144V244L145 243H143V241H145L146 242V240H148L147 242H148V244H149V246H148V244H147V242H146V245L144 246L145 248V250L143 249V248H141V250H140V244H138L139 246H137V248H136V252L134 251V254H132L133 253V249L132 248H134L135 249V246L133 247V244L135 245V243H131V242H134L133 240H135V238ZM152 237V238H151ZM166 237H168L167 238V240H166ZM186 239H185V238ZM191 237H192V240H191ZM204 237H205V239H206V244L209 246V247H204V246H206L205 245V243L203 242L205 239H204ZM235 237V238H234ZM246 237V238H245ZM2 238V239H1ZM51 240H49V239ZM60 240H59V239ZM101 238H102V240H101ZM110 238H112V239H110ZM113 238H114V240H113ZM131 238V240H129ZM149 238V239H148ZM176 238V240H174ZM187 238L190 240V242H189V240L187 241ZM223 238V239H222ZM225 238V239H224ZM244 238V239H243ZM259 238V239H258ZM42 239V240H41ZM56 239V240H55ZM64 239H66V240H64ZM77 239V240H76ZM85 239H87V240H85ZM91 241H90V240ZM93 239V240H92ZM105 241H104V240ZM112 240L113 242H111L110 240ZM119 239H121L120 241H119ZM165 240L164 242L162 241V240ZM168 239L169 240H171V241H169L168 242ZM181 239H183V241L180 243L179 242V240ZM194 239H195V241H196V243L194 244L195 245V247H194V245H191V244H189V243H192L193 241H194ZM209 239V240H208ZM214 239H216V240H214ZM243 239V240H242ZM251 239V240H250ZM5 240V241H4ZM10 240H11V242H10ZM13 240V241H12ZM50 242H49V241ZM83 240V241H82ZM108 240V241H107ZM126 240V241H125ZM128 240L129 241H131L130 243L132 244H129V242H128ZM150 240V241H149ZM180 240V241H181ZM214 240V241H213ZM240 240V241H239ZM259 240H261V241H259ZM9 241V242H8ZM42 241V242H41ZM52 241H54V242H52ZM64 243H63V242ZM65 241H67V246L65 245ZM82 241V242H81ZM86 241V242H85ZM141 241H142V243H141ZM152 241H153V243H152ZM174 241V243H175V245H174V243L172 244V242ZM186 241L187 242H189V243H186ZM203 242V244H202V242L200 243V244H198V242ZM221 241H223L222 243H221ZM40 242V243H39ZM45 242H48V243H46L45 244ZM113 243V245L111 246L110 244H108V243ZM125 242L127 243L128 242V246H127V244H125ZM176 242L178 243V244H176ZM214 242V243H213ZM243 242V243H242ZM260 242V243H259ZM41 243H42V246H41V248H42V250L40 249V245H41ZM53 243V244H52ZM56 243V244H55ZM74 243V244H75ZM81 245H80V244ZM88 243V244H87ZM119 243H124L123 244V247H122V244H120L119 245ZM152 245H151V244ZM165 243L166 244H169L168 245V248H167V245L166 246H164L165 245ZM219 243V244H218ZM246 243V244H245ZM257 243V244H256ZM5 244H7V245H5ZM46 246H45V245ZM47 244H48V246H47ZM75 244V245H76ZM79 244V245H78ZM84 244V245H83ZM93 244V245H92ZM182 244H184V245H189V246H186V248L184 247V245H182ZM210 244V245H209ZM248 244H250V245H248ZM1 245H2V247H1ZM10 245V246H9ZM54 245V246H53ZM88 245V246H87ZM109 245H110V247H109ZM117 245H119V246H117ZM125 245V246H124ZM174 245V246H173ZM197 245V246H196ZM199 245H201V247L199 246ZM255 245V246H254ZM7 246H9V247H7ZM12 246V247H11ZM50 246H51V248H50ZM81 246V247H83V248H79V247ZM92 246V247H91ZM129 246H130V248H129ZM162 246V247H161ZM172 246H173V248H172ZM182 246V247H181ZM192 246V249L194 250H192L191 248H187V247H191ZM202 249V250H200V249H198L199 247ZM248 246V247H247ZM257 246V247H256ZM4 247H6V248H8V249H5ZM39 248V250H38V252H40L39 253V255H40V257H39V255L36 253V250ZM53 247V248H52ZM117 247H119V248H117ZM125 247V248H124ZM132 247V248H131ZM152 247V248H151ZM158 247V248H157ZM163 247H166V248H163ZM169 247H171L170 249H169ZM178 247V248H177ZM205 249H204V248ZM220 247H223L222 249H219ZM247 247V248H246ZM253 247H254V250H253ZM263 249H261V248ZM90 248V249H89ZM110 248H112V251H111V249ZM129 248V249H128ZM139 248V249H138ZM179 248H181V249H179ZM184 248V250H182ZM196 248V249H195ZM255 248H256V250H255ZM260 248V249H259ZM12 249V250H11ZM80 249H84L83 251L82 250H80ZM86 249H88V250H86ZM115 249V251L117 252V253H119V255L115 252H113V250ZM125 249V251H123ZM137 249H138V252H137ZM167 249V250H166ZM215 249H217V250H215ZM223 249H224V251H223ZM5 250V251H4ZM45 250H46V253H48V254H46L45 253ZM49 250V251H48ZM77 250H79V251H77ZM86 250V251H85ZM132 252H131V251ZM151 250V251H150ZM156 250H159V251H156ZM163 250L165 251L164 253H162L163 252ZM170 250V251H169ZM174 250V253H172V251ZM178 250L180 251V253L178 252ZM190 252V253H192V255H191V258H190V253L188 252V251ZM190 250H192V252L190 251ZM223 251L222 253H220L221 251ZM249 250V251H250ZM6 251H10V252H6ZM48 251V252H47ZM89 251V252H88ZM149 251V252H148ZM162 251V252H161ZM176 251L178 252V254L176 253ZM184 251V252H183ZM187 253H186V252ZM197 251V252H196ZM207 251H209L208 253H206ZM212 251V252H211ZM258 251V252H257ZM261 251H262V253H261ZM5 252H6V256H3V254L5 255ZM45 254H44V253ZM49 252H50V255H49ZM82 252H85L86 254H88V256L87 255H85V253H82ZM112 252V253H111ZM123 252H125V253H123ZM151 252H153V253H151ZM163 254H161V253ZM168 252V255L166 254ZM201 252L203 253L202 255H201ZM213 252H215V253H213ZM218 252V253H217ZM246 252V251H245ZM1 253H3V254H1ZM35 253V254H34ZM44 255H43V254ZM74 253H76L77 255H81V256H77L76 254H74ZM79 253V254H78ZM91 253V254H90ZM143 253H146V254H143ZM159 253V254H158ZM171 253L172 254H174L175 256H173L172 258L174 259H171ZM183 253H186L187 254V256H189V257H187L186 255V257L184 256L183 258H182V256H183ZM189 253V254H188ZM194 253V254H193ZM225 253V252H224ZM32 254V256H30ZM41 254H42V256H41ZM72 254H73V257H72ZM90 254V255H89ZM127 256V257H125V255ZM152 256H151V255ZM180 254H182V255H180ZM197 254L199 255V256H197ZM214 254H215V256H214ZM28 255V256H27ZM37 255H38V257H37ZM51 255H53V256H51ZM71 255V256H70ZM75 255H76V258H74L75 257ZM110 255H113V257L112 256H110ZM117 255H118V258H117ZM132 255H135L134 257L132 256ZM163 257H162V256ZM179 256V258H178V260L180 261H178L176 258ZM256 255H258L259 256V258L258 257H256ZM1 256L2 257H4L3 258V260H2V258H1ZM48 256V257H47ZM93 258H92V257ZM156 256H157V258H159L158 260H156ZM177 256V257H176ZM200 256H202L201 258H199ZM8 257V258H9ZM25 257H27V259H24ZM30 257V258H29ZM33 257V258H32ZM43 257H44V259H43ZM50 257V258H49ZM53 257H54V259H53ZM72 257V258H71ZM78 257V258H77ZM82 257H84V258H82ZM86 257V258H85ZM88 257V258H87ZM130 258L131 257V259H133V260H131V259H127V258ZM145 257H148V258H145ZM164 257H166L165 259H164ZM176 257V258H175ZM182 259H181V258ZM193 257H195L193 260H191ZM209 257V258H208ZM82 258V259H81ZM121 258V259H120ZM124 258H126L127 260H125ZM161 258V259H160ZM185 258V259H184ZM189 258H190V260H189ZM206 258V259H205ZM217 259L218 261H216L215 259ZM252 258H255L254 260L252 259ZM35 259V260H34ZM50 259H52V260H50ZM77 259H80L79 261L77 260ZM86 259H88V261L86 260ZM91 260V262H90V260ZM120 259V260H119ZM152 259H153V262H152ZM154 259H155V261H154ZM170 259V260H169ZM200 259V260H199ZM210 259V260H209ZM212 259V260H211ZM248 259H250V258H248ZM263 259V260H262ZM29 260H30V262H29ZM31 260H32V262H34V263H32L31 262ZM130 260V261H129ZM135 260V261H134ZM196 260V261H195ZM199 262H198V261ZM207 260V261H206ZM57 261V262H56ZM62 261V262H61ZM85 261V262H84ZM112 261H111V263H112ZM115 261H117V262H115ZM124 261V262H123ZM134 261V262H133ZM160 261H163V262H161V263H159ZM172 261V262H171ZM173 261H176V262H174L173 263ZM201 261H203V262H201ZM262 261H263V263H262ZM9 262L7 263V264H9ZM36 262V263H35ZM56 262V263H55ZM59 262V263H58ZM61 262V263H60ZM68 263V264H74L75 262L74 261H72L71 263ZM83 262V263H82ZM101 262V261H100ZM98 263V264H102V263ZM123 262V263H122ZM129 262H131V263H129ZM141 262V263H140ZM146 262V263H145ZM181 262H183V263H181ZM189 262H191V263H189ZM201 262V263H200ZM254 262H251V264H255ZM0 263V264H1ZM112 263V264H113ZM176 263V264H177Z\"/></svg>","mask_w":264,"mask_h":264},{"label":"bare ground","instance_id":"2","mask_svg":"<svg viewBox=\"0 0 264 264\" xmlns=\"http://www.w3.org/2000/svg\"><path fill=\"white\" fill-rule=\"evenodd\" d=\"M7 1H8V0H7ZM22 1H23V0H22ZM26 1H29V0H26ZM44 1H45V0H44ZM53 1H54V0H53ZM79 1H80V0H56V1H55V2H56V5H55V6H57V7H58V6H59V7L61 6V8L64 9V13H63V12H62V13L65 15L64 17H65V20L67 21V24H68V21L70 20V19H68V18H70V17L68 16V14H73V13L75 12V11L73 12V8H74V5H75L74 3H78ZM81 1H82V0H81ZM87 1H88V3L90 2L89 0H87ZM87 1L85 0L84 3H86ZM97 1H98L97 3H99V4L102 5V6H104L105 3H107V4H110V3H111V4H112L115 0H97ZM118 1H119V0H118ZM120 1L124 2V0H120ZM131 1H132V3H133L134 5L136 4V5H135L136 7H137V4H139L140 6H142V7H144V8H146V6H147V5L149 4V2H150L149 0H131ZM151 1H152V0H151ZM153 1H154V0H153ZM165 1H166V0H165ZM249 1H250V0H249ZM251 1H252V0H251ZM14 2H16V1H14ZM17 2H19V1L17 0ZM17 2H16V3H17ZM20 2H21V1H20ZM29 2L31 3V5H33V4H32L33 1H32V2L29 1ZM29 2H28V3H29ZM35 2H36V1H35ZM46 2H47V1H46ZM95 2H96V1H95ZM95 2L93 3L94 5H95ZM116 2H117V0H116ZM127 2H128V1H127ZM127 2H126V3H127ZM129 2H130V1H129ZM134 2H135V3H134ZM172 2H174V1H172ZM239 2H240V1H239ZM245 2H246V1H245ZM0 3H2V4H4V5L7 4V3L5 2V0H0ZM12 3H13V2H12ZM23 3H24V2H23ZM28 3H27V4H28ZM52 3H53V2H52ZM52 3H51V4H52ZM80 3H81V2H79V6L76 7V10H77V8H79V7L82 5V3H81V5H80ZM130 3H131V2H130ZM132 3H131V4H132ZM150 3H151V2H150ZM24 4H25V6H26V2H25ZM24 4H23V5L21 4V7L19 6V8H16V7H15L16 10H17V9H20V8L25 9L24 7H22V6H24ZM46 4H48V3H46ZM51 4L49 3L48 6L51 5ZM72 4H74V5H72ZM86 4H87V3H86ZM89 4H90V3H89ZM89 4H88V5H89ZM99 4H98V5H99ZM114 4H115V2H114ZM120 4H123V3H120ZM120 4H119V5H120ZM124 4H125V3H124ZM124 4H123V5H124ZM127 4H129V3H127ZM153 4L155 5V3H151L152 6H153ZM171 4H172V3H171ZM171 4L169 3V5H171ZM231 4H232V3H231ZM252 4H253V3H252ZM0 5H1V4H0ZM17 5H20V4H17ZM29 5H30V4H28V7H29ZM34 5H35V4H34ZM71 5H72V9H71ZM76 5H78V4H76ZM94 5H93V6H94ZM105 5H106V4H105ZM112 5H113V4H112ZM117 5H118V4H117ZM117 5H115V6H117ZM119 5H118V6H119ZM123 5H122V6H123ZM139 5H138V7L140 8ZM151 5H150V6H151ZM10 6H11V5H10ZM37 6H38V5H37ZM48 6H47V7H48ZM55 6L52 5V9H53V10H55V9L53 8V7H55ZM102 6H101V7H102ZM110 6H111V5H110ZM113 6H114V5H113ZM120 6H121V5H120ZM130 6H132V5H129V8H130ZM155 6H156V5H155ZM157 6H158V5H157ZM44 7H45V5H44ZM47 7H46V8H47ZM59 7H58L57 9H59ZM95 7H96L97 10H98L97 5H96ZM101 7H99V8H101ZM138 7H137V9H138ZM164 7H165V6H164ZM166 7H167V6H166ZM166 7H165V9H167ZM172 7H173V6H172ZM256 7H257V6H256ZM0 8H1V7H0ZM46 8H45L44 10L47 11ZM49 8H51V6L48 7V9H49ZM55 8H56V7H55ZM87 8H88V7H87ZM107 8H109V6H108ZM118 8H119V7H118ZM120 8H121V7H120ZM125 8H126V7H125ZM133 8H134V6H133ZM148 8H149V7H148ZM168 8H170V7H168ZM195 8H196V7H195ZM26 9H27V8H26ZM28 9H29V8H28ZM70 9L72 10L73 13L70 11ZM92 9H93V8H92ZM94 9H95V8H94ZM101 9H102V8H101ZM101 9H100V10H101ZM103 9L106 10V8H103ZM112 9H113V8H112ZM126 9H128V5H127V8H126ZM165 9H164V10H165ZM184 9H185V8H184ZM12 10H14V8L11 9V7H9L8 4L6 5L5 9L0 10V16H1L0 19L2 18V20H1V21H2V24H3V22H5V24L9 26V25L11 24V22H13V20H15L13 14H12L14 11L11 13ZM16 10H15V11H16ZM85 10H86V9H85ZM97 10H95V11H97ZM105 10H103V11L101 10V11L103 12V14H104V12L107 11V10H106V11H105ZM124 10H125V9H124ZM130 10H131V8H130ZM144 10H145V9H144ZM144 10H143V11H144ZM152 10H153V9H152ZM152 10H151V11H152ZM177 10H178V9H177ZM18 11H19V10H18ZM49 11H50V9H49ZM61 11H62V9H61ZM88 11H89V9H88ZM95 11H94V12H95ZM98 11H99V10H98ZM98 11H97V13H98ZM110 11H111V10H110ZM139 11L141 12L140 9H139ZM155 11H156V10H155ZM160 11H161V10H160ZM171 11H173V10H171ZM20 12H21V11H20ZM20 12H19V14L21 15ZM24 12H25V11H24ZM50 12H51V11H50ZM54 12H55V13H58V10H57V11H54ZM54 12H53V13H54ZM59 12H60V10H59ZM69 12H71V13H69ZM102 12H101L100 14H102ZM116 12H117V11H116ZM120 12H121V10H120ZM129 12H130V11H129ZM131 12H132V11H131ZM131 12H130V13L127 12V14L130 15ZM148 12H149V10H148ZM153 12H154V11H153ZM192 12H193V11H192ZM14 13H15V12H14ZM32 13H33V12H32ZM36 13H37V12H36ZM36 13H35V14H36ZM51 13H52V12H51ZM55 13H54V14H55ZM62 13L60 12V16H62V15H61ZM83 13H84V12H83ZM83 13H82V14H83ZM86 13H87V12H86ZM123 13L126 14L125 11H123ZM132 13H134V11H133ZM135 13H136V12H135ZM137 13H138V12H137ZM156 13H157V12H156ZM164 13H165V12H164ZM164 13H163V14H164ZM177 13H178V12H177ZM228 13H229V12H228ZM15 14H16V13H15ZM26 14H27V13H26ZM74 14H75V13H74ZM107 14H108V13H107ZM107 14H106V16H107ZM113 14H114V13H113ZM113 14H112V15H113ZM116 14H117V13H116ZM127 14H126V15H127ZM141 14H144V13H141ZM165 14H166V13H165ZM17 15H18V14H17ZM20 15H19V16H20ZM32 15H33V14H32ZM40 15H41V14H40ZM56 15H57V14H56ZM58 15H59V13H58ZM76 15H77V12H76ZM108 15H109V14H108ZM126 15H125V17H126ZM131 15H132V14H131ZM131 15H130V16H131ZM153 15H155V13H154ZM167 15H168V14H167ZM174 15H176V14H174ZM178 15H179V14H178ZM185 15H186V14H185ZM19 16H18V17H19ZM47 16H48V15H47ZM47 16H46V17H47ZM51 16H52V15H51ZM60 16H59L58 19H61V20H62V17H60ZM73 16H74V15H72V17H73ZM78 16H79V14H78ZM94 16H96V15H94L93 12H92V13H89V12H88L85 16H83V19L81 18V19H82V25H79V24H78V26H81V27H79V29H75L76 26H75V25H73V26L71 25V26L74 27V29H75V30H74V29H73V30H74V31L77 30V31L74 33L75 36H74V35H71V36H74V41H72V40H73L72 38H71L72 40H70V41H71L72 43H74V45H77L76 47H78V44H79V47H78V48H81V47L83 46V49L85 48L84 50H86L85 52H87L88 55L91 56V60H92V61L94 60L95 62L97 61V62L100 63V65H101L102 62H103V64H104V62H106L107 57H110V55H108V51L111 50V51H112V54H114L115 52L113 53L114 50H112V48H109L110 44L112 43L111 41H110L111 43L108 45L107 42H102V41H101L102 39H101V40H100L101 43L97 45V46H99V47H96V46H95L97 43H96V44H95V43H93V44L91 43L92 41H90V40H92V39L95 37V35L98 34V32H99V31H97V30H98V27H97V26H96V29H97V30L94 28L95 26H92V25H93V21H95L96 18L98 19L99 15H98V17H96L95 19H94ZM101 16H103V15H101ZM115 16H116V15H115ZM132 16H134V15H132ZM148 16H149V15H148ZM165 16H166V15H165ZM170 16H173V14H172V15L170 14ZM227 16H228V15H227ZM21 17H22V15L20 16V18H21ZM46 17H45V18H46ZM48 17H49V16H48ZM80 17H81V15H80ZM103 17H104V16H103ZM103 17H102V19H99V20H103ZM107 17H108V16H107ZM119 17H120V16H119ZM122 17H123V16H122ZM127 17H128V16H127ZM134 17H135V16H134ZM174 17H175V16H174ZM178 17H179V16H178ZM15 18H16V17H15ZM27 18H28V17H27ZM29 18H30V17H29ZM42 18H44V17H42ZM52 18H54V17H52ZM52 18H49V19L47 18V20H50V19H52ZM56 18H57V17H56ZM56 18H55V19H56ZM113 18H114V17H113ZM129 18H130V17H129ZM131 18H132V17H131ZM142 18H143V17H142ZM155 18H157V17H155ZM160 18H161V17H160ZM167 18H168V17H167ZM172 18H173V17H172ZM176 18H177V16H176ZM179 18H180V17H179ZM183 18H184V17H183ZM63 19H64V18H63ZM73 19H74V18H73ZM78 19H79V18H78ZM105 19H106V17H105ZM105 19H104V21H105ZM110 19H111V18H110ZM150 19L152 20V17H151ZM168 19H169V18H168ZM173 19H174V18H173ZM181 19H182V18H181ZM21 20H22V19H21ZM45 20H46V19H45ZM76 20H77V19H76ZM125 20H126V19H125ZM127 20H128V19H127ZM140 20H141V19H140ZM158 20H159V18H158ZM161 20H162V19H161ZM178 20H179V19H177L176 21H177V22H180V21H178ZM198 20H199V19H198ZM23 21H24V20H23ZM23 21H22V23H23ZM53 21H54V20H52V23H53V25H55V23H54L55 21H54V22H53ZM57 21H58V20H57ZM63 21H64V20H63ZM80 21H81V20L79 19L78 22L80 23ZM106 21H107V19H106ZM110 21H111V20H110ZM112 21H113V20H112ZM128 21H129V20H128ZM128 21H127V22H128ZM137 21H138V20H137ZM170 21H171V19H170ZM173 21H175V20H173ZM184 21H185V20H184ZM184 21H183V22H184ZM196 21H197V20H196ZM15 22H17V23L19 24L18 21H15ZM20 22H21V21H20ZM42 22H43V21H42ZM46 22H47V21H45V23H46ZM59 22H60L61 25H62V22H61V21H59ZM59 22H58V23H59ZM71 22H73V21H71ZM98 22H103V21H98ZM115 22H116V21H115ZM118 22H119V21H118ZM118 22H117V23H118ZM121 22H122V21H121ZM129 22H130V21H129ZM132 22H133V21H132ZM156 22H157V21H156ZM27 23H28V22H27ZM47 23H48V22H47ZM60 23H59V26H60ZM63 23H64V22H63ZM69 23H70V22H69ZM111 23H112V22H111ZM117 23H115V24H117ZM154 23H155V22H154ZM171 23H172V22H171ZM171 23H170V24H171ZM2 24H1V22H0V26H1ZM43 24H44V23H43ZM50 24H51V22H50ZM71 24H72V23H71ZM73 24H74V23H73ZM80 24H81V23H80ZM96 24H97V23H96ZM96 24H95V25H96ZM98 24H100L99 27H103V26L105 25L104 22H103L104 25L101 24V23H98ZM98 24H97V25H98ZM13 25H15V24L13 23ZM25 25H26V24H25ZM29 25H30V23H29ZM40 25H42V24H40ZM47 25H48V24H47ZM63 25H64V24H63ZM118 25H119V24H118ZM126 25H127V24H126ZM126 25H124V26H126ZM159 25H160V24H159ZM167 25H168V24H167ZM181 25H182V24H181ZM11 26H12V25H11ZM19 26H20V24H19ZM38 26H39V25H38ZM50 26H51V25H50ZM66 26H67V25H66ZM66 26H64V28H62V29H61V26H60V28L57 26V28L60 29V30L58 31V33L54 32V33L57 34V36H55L56 38L53 37V39H51L52 41H54V42H53V45H52V46L55 48L54 51H56V52L58 53V55H59L58 57L61 56V60H62V61H61L60 63H59V61H58V64H59V65H58L57 62H56V65H57V66H56L55 68H52V69H54V70H52V69L50 68L51 70L49 71V72L54 71V74H52V75H55V76H56V77H55V76H53V77L50 76V78H51V77H52L53 79L57 78V79L59 80V82H61V83L64 81V82H65L64 86H65L66 84H68V82L66 83V81H68V79H70V78H69L70 76L73 77L74 75H77V76H75V77H77V78L80 76V75L78 74L79 72H78L77 70H74V69H75L74 67H75V60H76V58L73 56V57L75 58V60H74V59L72 58V55H73V54H72L71 52H70V53H71L72 55L69 53V51H70L71 48H70L69 45L67 44V43H68V42H67V41H68V40H67V34H68L67 32H68V31H66V30H68V28H66ZM68 26H70V24H68ZM71 26H70V27H71ZM78 26H77V28H78ZM113 26H114V25H113ZM115 26H116V25H115ZM130 26H131V25H130ZM16 27H18V25H17ZM21 27H22V26H21ZM28 27H29V26H28ZM43 27H45V26H43ZM117 27H118V26H116L115 28L117 29ZM119 27H120V26H119ZM128 27H129V26H128ZM128 27H124L123 30H120V31L118 30L119 33H117L116 35L114 34L115 37H117L118 40H119V41L117 40V41H118V42H117V43H118V44H117V47H119L118 52H117L118 54L115 53L114 55H115V56H116V55L120 56V59H121L122 56H123V57H124V56H125V57H126V56L128 57L127 54H131V55H132V53H131L132 51H135V52L137 51V53H139V51H140L141 49H144V48H145L144 52H142L143 50L141 51V52H142V55L145 56V55L147 54L146 56H148V54H150V53H147V51H149V50L146 49V47L143 46V45L141 44L140 40H139V39H140V33H141V32L136 31V30L133 31V30H132L133 27H132V28H128ZM172 27H173V26H172ZM239 27H240V26H239ZM19 28H20V27H19ZM40 28H41V27H40ZM47 28H49V27H47ZM65 28H66V30H65ZM105 28H106V27H105ZM113 28H114V27H113ZM115 28H114V29H115ZM121 28H123V27H121ZM158 28H159V26H158ZM165 28H168V27H165ZM176 28H177V27H176ZM183 28H184V27H183ZM240 28H241V27H240ZM7 29H8V27H7ZM7 29L5 28V25L0 27V43L5 44V46L8 47L10 44H11V45L13 44V39L15 38V34H11V33L16 32V30H17L18 28H17V29L15 28L16 30L14 29V31H12L13 28L11 27V31H12L11 33L9 32L10 29H9V30H7ZM21 29H23V28H21ZM21 29H18V31H20ZM52 29H53V28H51V31L53 32L54 29H53V30H52ZM58 29H57V30H58ZM143 29H144V28H143ZM168 29H169V28H168ZM179 29H180V28H179ZM27 30H28V28H26V31H25V28H24V31H25V32H28ZM69 30H70V28H69ZM71 30H72V29H71ZM71 30H70V31H71ZM99 30H100V29H99ZM106 30H107V29H106ZM158 30H159V29H158ZM164 30H165V29H164ZM164 30H163V31H164ZM18 31H17V32H18ZM22 31H23V30H22ZM51 31H50V32H51ZM55 31H56V28H55ZM175 31H176V30H175ZM239 31H240V30H239ZM29 32H30V31H29ZM43 32H44V31H43ZM72 32H73V31H71V33H72ZM100 32H101V31H100ZM114 32L116 33V31H114ZM114 32H113V33H114ZM18 33H19V32H18ZM165 33H166V31H165ZM174 33H175V32H174ZM16 34H17V33H16ZM24 34H25V33H24ZM27 34H29V33H27ZM27 34H26V35H27ZM48 34H49V33H48ZM48 34H47V35H48ZM56 34H55V35H56ZM72 34H73V33H72ZM109 34H110V33H108V35H109ZM17 35H18V34H17ZM22 35H23V34H22ZM29 35H30V34H29ZM44 35H45V34H44ZM53 35H54V34H53ZM99 35H100V34H99ZM105 35H107L106 32H105ZM114 35H112V36H114ZM32 36H33V35H32ZM110 36H111V35H110ZM45 37H46V36H45ZM54 38H55V40H54ZM68 38H69V36H68ZM95 38H96V37H95ZM105 38H106V37H105ZM108 38H109V36H108ZM113 38H114V37H113ZM241 38H242V37H241ZM20 39H21V38H20ZM32 39H33V38H32ZM39 39H40V38H39ZM148 39H149V38H148ZM15 40H16V39H15ZM35 40H36V39H35ZM93 40H95V39H93ZM110 40H111V39H110ZM112 40H114V39H112ZM25 41H26V40H25ZM27 41H28V40H27ZM31 41H32V40H31ZM43 41H44V40H43ZM52 41H51V43H49V44H52ZM89 41H90L91 44L89 43ZM98 41H99V40H98ZM100 41H99V42H100ZM103 41H104V39H103ZM165 41H166V40H165ZM237 41H238V40H237ZM14 42H15V41H14ZM21 42H22V41H21ZM145 42H146V41H145ZM149 42H150V41H149ZM158 42H159V41H158ZM170 42H171V41H170ZM36 43H37V42H36ZM39 43H40V42H39ZM39 43H38V45H39ZM69 43H70V42H69ZM142 43H143V42H142ZM161 43H162V42H161ZM177 43H178V42H177ZM260 43H261V42H260ZM24 44H25V43H24ZM34 44H35V42H34ZM34 44H32V45H34ZM112 44H113V43H112ZM187 44H188V42H187ZM13 45H14V47H15L16 44H13ZM19 45H20V43H19ZM71 45H72V44H71ZM71 45H70V46H71ZM115 45H116V44H115ZM115 45H114V46H115ZM118 45H119V46H118ZM145 45H146V44H145ZM236 45H237V44H236ZM3 46H4V45H3ZM17 46H18V45H17ZM34 46H35V45H34ZM52 46H51V47H52ZM72 46H73V45H72ZM80 46H81V47H80ZM156 46H157V44H156ZM172 46H173V45H172ZM9 47H10V46H9ZM53 47H52V49H50V51H49L50 54H51V52H52L51 50H53ZM73 47H74V46H73ZM73 47H72L71 50H75V48H73ZM110 47H111V46H110ZM180 47H181V46H180ZM0 48H1V47H0ZM12 48H13V47H11V49H12ZM29 48H31V49L33 48V49H34V47H29ZM29 48H28V49H29ZM37 48H38V47H37ZM45 48H46V47H45ZM167 48H168V47H167ZM167 48H166V49H167ZM4 49H6V48L4 47ZM9 49H10V48H9ZM23 49H24V48H23ZM40 49H41V48H40ZM42 49H43V48H42ZM76 49H77V48H76ZM109 49H110V50H109ZM0 50H1V49H0ZM6 50H7V49H6ZM12 50H13V49H12ZM29 50H30V49H29ZM34 50H35V49H34ZM34 50H30V52H33ZM36 50H37V49H36ZM38 50H39V48H38ZM46 50H47V49H46ZM84 50H83V51H84ZM128 50L131 51V52L127 53ZM146 50H147V51H146ZM158 50H160V49H158ZM163 50H165V49L163 48ZM13 51H14V50H13ZM13 51H12V52H13ZM40 51H41V50H40ZM40 51H39V52H40ZM42 51H43V50H42ZM78 51L82 52V50H80V49H77V50L74 51V52H78ZM116 51H117V49H116ZM145 51H146V52H145ZM151 51H152V50H151ZM154 51H155V50H154ZM245 51H246V50H245ZM5 52H6V51H5ZM5 52H4V53H5ZM9 52H10V51H8V53H9ZM28 52H29V51H28ZM49 52H48V53H49ZM80 52H79V53H80ZM125 52H126V53H125ZM149 52H150V51H149ZM168 52H169V51H168ZM168 52H167V53H168ZM172 52H173V51H171L170 54H171ZM0 53H2V51H1ZM8 53H7V54H8ZM13 53H14V52H13ZM42 53H44V52H42ZM42 53L40 52V54H42ZM45 53H47V51H46ZM53 53L55 54V52H53ZM82 53H83V52H82ZM123 53H124V55H121V54H123ZM144 53H146V54L144 55ZM160 53H161V52H160ZM162 53H163V54H166V52H163V51H162ZM226 53H227V52H226ZM5 54H6V53H5ZM10 54H11V53H9V55H10ZM15 54H16V53H15ZM32 54H33V53H31V55H32ZM35 54H36V53H35ZM35 54H33V55H35ZM40 54L38 53L37 55L40 56ZM112 54H111V56H112ZM140 54H141V53H140ZM155 54H156V53H155ZM179 54H180V53H179ZM230 54H231V53H230ZM2 55H3V53H2ZM16 55H17V54H16ZM22 55H23V54H22ZM22 55H21V56H22ZM31 55H30V56H31ZM76 55H77V53L75 54V56H76ZM78 55L80 56L81 54H78ZM85 55H86V57H89L87 54H85ZM150 55H151V54H150ZM150 55H149V56H150ZM153 55H154V54H153ZM160 55H161V54H160ZM160 55H159V56H160ZM171 55H172V54H171ZM171 55H169V56H171ZM5 56H6V55H5ZM14 56H15V55H14ZM39 56H38V57H39ZM46 56L49 57V55H46ZM51 56H52V55H50V59H51ZM53 56L55 57V55H53ZM79 56H77V57H79ZM133 56H134V54H133ZM138 56H139V54H138ZM138 56H137V58L139 59ZM146 56H145V57H146ZM155 56H158V54L155 55ZM219 56H221V55H219ZM7 57H8V55H7ZM7 57H5V59H6ZM15 57H16V56H15ZM24 57H25V56H24ZM24 57H22V58H24ZM36 57H37V56H36ZM36 57H35V58H36ZM58 57H57V55H56V59H57V60H60V58L58 59ZM86 57H84V58L81 57V60H82V58L88 60V58H86ZM112 57H113V56H112ZM123 57H122V60L124 59ZM141 57H142V56H141ZM161 57H162V55H161ZM163 57H164L165 61L167 60L166 58H169V57H167V56H163ZM174 57H175V56H174ZM0 58H1V55H0ZM9 58H11V57H9ZM41 58H42V57H40V59H41ZM46 58H47V57H46ZM114 58H115V57H114ZM118 58H119V57H118ZM156 58H157V57H156ZM159 58H160V57H159ZM2 59H3V57H2ZM5 59H4V60H5ZM29 59H30V58H29ZM44 59H45V58H44ZM47 59H49V58H47ZM47 59H45V60H47ZM108 59H109V58H108ZM115 59H117V57H116ZM120 59H119V60H120ZM125 59H126V61H127L128 58H125ZM129 59H131V58H129ZM149 59H150V58H148V61H149ZM153 59H154V57H153ZM173 59H174V58H173ZM173 59H172V60H173ZM176 59H177V58H176ZM225 59H226V58H225ZM0 60H1V59H0ZM11 60H12V59H10V60H6V61H4V62L2 61L3 64H1L2 62L0 61V62H1V63H0V65H1V66H0V78H3V79H4L3 84H2L1 81H0V83H1V86H0V95H1V96H0V115H2V118H5V119H3V120L1 119V120H2V123H1V125H0V128H1V129H0V130H1V131H0V134L2 135V138H3V136H4V138H5L4 141H7V140H6V135L10 134L13 130L16 129V131H14L15 133L18 132L17 130H20V132H22L21 130H23L24 127H27V125H26V121H27V120H26V119H28L27 117H28L29 113H31L33 110H35V112H36V111H39V110H36L37 107H38V105H37V104H38V103H37V100H38V99H37V97H38V96H37V90H38V87H39V82H37V81H38L39 79H40V81H42V80H41L42 78H41L40 76H39L40 78L37 77V73H36V72H30V73H32V77H29V78H32V79L30 80V79L28 78V80H25L26 78L23 77V74H24V73H22V75H21V73H20V75H19V71H17V70H19L20 67L17 68V66H16V68H17L16 71L14 70L15 68H13L14 66H13L12 68L9 69V67H10V65H11ZM15 60H17V57H16ZM19 60H20V59H19ZM30 60L32 61V59H30ZM30 60H29V61H30ZM36 60H37V59H36ZM36 60H35V61H36ZM52 60L56 61L55 59H52ZM52 60H50V62H51ZM77 60H79V58H77ZM77 60H76V63H77ZM81 60H79V61H81ZM89 60H90V57H89ZM89 60H88V61H89ZM135 60H136V59H135ZM139 60H142V59H139ZM139 60H137V62H138ZM143 60H144V59H143ZM146 60H147V58H146ZM146 60H145V62H144V65H145V63H146ZM158 60H159V59H158ZM160 60H161V59H160ZM160 60H159V61H160ZM13 61H14V60H13ZM47 61H49V60H47ZM54 61H53V62H54ZM85 61H86V60H85ZM92 61H91V63H92ZM112 61H113V59H112ZM117 61H118V60H117ZM150 61H151V60H150ZM152 61H153V60H152ZM152 61H151V62H152ZM156 61H157V60H156ZM156 61L154 60V62H156ZM161 61H162V60H161ZM161 61H160V62H161ZM175 61H176V60H175ZM237 61H238V60L235 61V66H236V67H237V64H238V63H236ZM241 61H242V60H241ZM15 62H16V61H15ZM27 62H28V61H27ZM33 62H34V60H33ZM40 62H41V61H40ZM89 62H90V61H89ZM115 62H116V60H115ZM121 62H122V61H121ZM135 62H136V61H135ZM137 62H136V63H137ZM154 62H153V63H154ZM163 62H164V61H163ZM163 62H162V63H163ZM166 62H168V60H167ZM222 62H223V61H222ZM43 63L46 64V62H43ZM83 63H85V62H83ZM83 63H82V62H81V63L78 62V64H83ZM98 63H97V64L95 63V64H96L97 67L99 68L100 66H99ZM117 63H118V62H117ZM119 63H120V61H119ZM140 63H141V61H140ZM147 63H150V62H147ZM157 63H158V61H157ZM157 63H156V64H157ZM211 63H212V62H211ZM12 64H13V62H12ZM16 64H18V63H16ZM29 64H30V62H29ZM29 64H27V65H29ZM31 64H32V63H31ZM45 64H44V66H45ZM54 64H55V63H54ZM78 64H77V65H78ZM106 64H108V63L106 62ZM113 64H114V62H113ZM137 64H138V63H137ZM151 64H152V63H151ZM154 64H155V63H154ZM184 64H185V63H184ZM212 64H213V63H212ZM212 64H211V65H212ZM223 64H224V63H223ZM241 64H242V63H241ZM33 65H35V66L37 67L38 63H36V64H32V66L30 65V66L32 67V69H33V67H34L35 69H37V68H36L35 66H33ZM40 65H41V64H40ZM50 65H51V64H50ZM87 65H88V64H87ZM93 65H94V63H93ZM96 65H95V67H96ZM118 65H119V67H120V65H122V64L120 63V64H118ZM123 65H124V64H123ZM126 65H129V63H125L124 67H126ZM131 65H132V63H131ZM140 65H141V64H140ZM149 65H150V64H149ZM216 65H217V64H216ZM231 65H232V69H233L234 64L232 63ZM239 65H240V63H239ZM256 65H257V64H256ZM22 66H23V65H22ZM22 66H21V68H22ZM24 66H26V63H25ZM30 66H28V68H31ZM44 66H43L42 70L44 69ZM48 66H49V64L47 63V66H46V67H48ZM53 66H55V65H53ZM53 66H52V67H53ZM84 66H85V65H84ZM84 66L82 65L80 68H82V67H84ZM91 66H92V65H91ZM105 66H106V65H105ZM112 66H113V65H112ZM129 66H130V65H129ZM132 66H135V65H132ZM212 66H213V65H212ZM46 67H45V68H46ZM88 67H89V66H88ZM101 67H102V65H101ZM113 67H114V66H113ZM117 67H118V66H117ZM119 67H118V68H119ZM136 67H137V65H136ZM138 67H139V65H138ZM165 67H166V66H165ZM220 67H221V66H220ZM239 67H240V66H239ZM252 67H253V66H252ZM254 67H255V66H254ZM257 67H258V66H257ZM38 68H40V67H38ZM85 68H86V67H85ZM89 68H91V67H89ZM102 68H104V67H102ZM102 68H101V69H102ZM120 68H121V67H120ZM132 68H133V67H131V69H130V68H128V69H129L130 71H132ZM234 68H235V67H234ZM237 68H238V67H237ZM260 68H261V67H260ZM22 69L24 70V67H23ZM25 69H27V66L25 67ZM76 69H79V66H77ZM82 69H84V68H82ZM94 69H97V68H94ZM101 69H99L98 71L94 70L95 72H93V74L95 73V76H96L94 79H96V78L98 77V78H97L98 81H99L98 86H100V87L102 88V89H101V88L99 87V88L101 89L100 92L105 93L104 90H103V87H104L103 84H104L105 82H106L105 84L111 82L109 79H113V77L111 76L112 78H109L110 75H108L107 73L104 74L105 71L102 72ZM128 69H127V70H128ZM140 69H141V68H140ZM212 69H213V68H212ZM223 69H224V68H223ZM23 70H22L21 72H23ZM28 70H30V69H28ZM33 70H34V69H33ZM45 70H46V69H45ZM45 70H44V71H45ZM48 70H49V68H48ZM86 70H88V68H86ZM86 70H85V71H86ZM91 70H92V68L89 70V72H90ZM100 70H101V71H100ZM103 70H105V69H103ZM118 70H119V69H118ZM124 70H125V68H124ZM129 70H128V71H129ZM208 70H209V69H208ZM235 70H237V69L235 68ZM235 70H234V71H235ZM238 70H239V68H238ZM252 70H253V69H252ZM26 71H27V70H26ZM30 71H31V70H30ZM39 71H40V70H39ZM75 71H76L77 73H76ZM110 71H111V69H110ZM121 71L123 72V66H122V70H121ZM121 71H120V72H121ZM130 71H129V72H130ZM134 71L136 72V70H134ZM241 71H242V70H241ZM27 72H28V73H27V75H28V74H29V71H27ZM41 72H42V71H41ZM45 72H46V71H45ZM45 72H42V73H45ZM74 72H75L76 74H74ZM81 72H82V71H81ZM106 72H108V71H106ZM115 72H117V71H115ZM129 72H126L125 74H126V75H127V73L129 74ZM255 72H256V71H255ZM25 73H26V72H25ZM42 73H40L41 76L44 75V74L42 75ZM47 73H48V72H47ZM47 73H46L45 75H47ZM85 73L87 74L88 72H85ZM90 73H92V71H91ZM90 73H89V74H90ZM232 73H234V72H232ZM232 73H231V74H232ZM235 73H236V72H235ZM72 74H74V75L72 76ZM80 74H82L83 77H86V74H85V76H84V73H80ZM89 74H87V76H88ZM110 74H112V73H110ZM114 74H115V73H114ZM118 74H119V73H118ZM120 74H123V73H120ZM120 74H119V75H120ZM173 74H174V73H173ZM220 74H221V73H220ZM251 74H252V73H251ZM24 75H26V74H24ZM27 75H26V76H27ZM49 75H51V74H49ZM78 75H79V76H78ZM115 75H116V74H115ZM132 75H133V74H132ZM233 75H235V74H233ZM29 76H30V75H29ZM92 76H93V75H92ZM121 76H122V75H121ZM130 76H131V75H130ZM45 77H46V76H43V78H45ZM47 77H48V75H47ZM54 77H55V78H54ZM75 77H74V78H75ZM83 77H82V78H83ZM89 77H90V76H89ZM89 77H86V78H89ZM115 77H116V76H115ZM122 77H123V76H122ZM126 77H127V76H126ZM235 77H236V76H235ZM235 77H234V76L228 77V80H229V85H228V86H229L232 90L235 89V84H236V86H237V84H238V83H236L237 81L234 83V79H235ZM250 77H251V76H250ZM8 78L11 79L10 82L8 81ZM37 78H38V79H37ZM52 78H51V79H52ZM77 78H76V79H77ZM80 78H81V76H80ZM132 78H133V77H132ZM244 78H245V77H244ZM253 78H254V77H253ZM3 79H2V80H3ZM6 79H7V81H5ZM22 79H24V80H22ZM53 79H52V81L56 82V80H53ZM72 79H73V78H72ZM117 79H118V78H117ZM127 79H128V78H127ZM137 79H138V78H137ZM155 79H156V78H155ZM167 79H168V78H167ZM215 79H217V78H215ZM47 80H48V78L46 79V81H47ZM83 80H84V78H83ZM83 80H82V81H83ZM88 80H91V79H87V80L85 79V81H84L85 84L88 83ZM108 80H109V81H108ZM186 80H187V79H186ZM246 80H247V79H246ZM249 80H250V79H249ZM44 81H45V79H44ZM50 81H51V80L49 79V83H50ZM71 81H72V80H71ZM86 81H87V82H86ZM95 81H97V80H95ZM107 81H108V82H107ZM200 81H201V80H200ZM216 81H217V80H216ZM21 82H23L24 85H23V84L21 85ZM47 82H48V81H47ZM84 82H83V83H84ZM241 82H242V81H241ZM90 83H91V82L88 83L89 86L92 84V83H91V84H90ZM95 83H96V85H97L98 82H95ZM111 83H113V82H111ZM126 83H128V82H126ZM226 83H227V82H226ZM44 84H45V83H44ZM52 84H53V83H52ZM62 84H63V83H62ZM71 84H72V82H71L69 85H71ZM73 84H76V85H75L76 87L74 86L75 88H74L73 91H75L76 89H77V90H78V89L81 90V89L83 88V86H82V82H80L78 79H77V83H76L75 81H73ZM109 84H110V83H109ZM19 85L23 86V88H22V87L19 88ZM45 85H47V84H45ZM45 85H42V86H45ZM50 85H51V84H50ZM56 85H57V83H56ZM59 85H60V84H59ZM59 85H57V87H58ZM137 85H138V84H137ZM240 85H241V84H240ZM53 86L56 87L55 85H53ZM61 86H62V85H60L59 87H61ZM71 86H72V85H71ZM91 86H92V85H91ZM91 86H90V87H91ZM93 86H95V85H93ZM46 87H49V84H48ZM57 87H56L57 91H55V92L52 91V93H54V94L57 92V93H56V96L54 95L55 97H54V96L50 97V98H51L50 100H49L48 96L46 97V98L48 99V100H47V99H46V100L49 101L47 104L45 103L46 106H47V108H49L48 110L46 109V111H49V110H50L51 112H57V113H60V112H59V111H60V110H59L60 108H59L58 106L61 105L60 102H61L62 99H60V98H58V97L61 96V95L63 94V93H62L63 90L61 91V90L59 89V87H58V88H57ZM65 87H66V86H65ZM84 87H85V86H84ZM87 87H88V85H87ZM87 87H86L87 90H86V89H85V90L82 89V91H84V92L86 91L85 93H87V91H88V88H87ZM106 87H107V85H106ZM110 87H111V86H110ZM126 87H127V86H126ZM229 87H228V88H229ZM239 87H240V86H238V88H237V87H236V88L239 89ZM40 88H41V87H40ZM40 88H39V89H40ZM43 88H44V87H43ZM61 88H62V87H61ZM91 88H92V87H91ZM93 88H96V87H93ZM147 88H148V87H147ZM242 88L244 89V87H242ZM41 89H42V88H41ZM41 89H40V90H41ZM44 89H45V88H44ZM46 89H47V88H46ZM46 89H45V90H46ZM50 89H51V88H50ZM50 89H49V90H50ZM56 89L53 88V90H56ZM62 89L65 90L64 87H63ZM70 89H71V87H70ZM70 89H69V91H70ZM96 89H98V88H96ZM105 89H108V88H105ZM110 89H111V88H110ZM126 89H127V88H126ZM231 89H230V90H231ZM243 89H242V90H243ZM42 90H43V89H42ZM49 90L47 89V91H45V92H48V93H49ZM66 90H67V89H66ZM89 90L91 91L90 88H89ZM102 90H103V91H102ZM143 90H144V88H143ZM230 90H228V91H230ZM50 91H51V90H50ZM71 91H72V90H71ZM133 91H134V89H133ZM167 91H168V90H167ZM239 91H240V90L237 91V95H239V93H238ZM43 92H44V90H43ZM63 92H64V91H63ZM67 92H68V91H67ZM77 92L79 93V90H78ZM77 92H74V93H77ZM98 92H99V91H98ZM119 92H120V91H119ZM161 92H162V91H161ZM234 92H235V91H234ZM48 93H47V95H49ZM52 93H51V94H52ZM78 93H77V94H78ZM93 93H94V92H93ZM95 93H97V92L95 91ZM127 93H128V92H127ZM127 93H126V94H127ZM135 93H136V92H135ZM149 93H150V92H149ZM168 93H169V91H168ZM168 93H166L167 96H169ZM224 93H225V92H224ZM241 93H242V92H241ZM243 93H244V92H243ZM249 93H251V91H250ZM51 94H50V96H51ZM58 94H61V95H58ZM64 94H66V93H64ZM68 94H69V93H68ZM82 94H83V93H82ZM87 94H88V93H87ZM89 94H91V92H89ZM99 94H100V93H99ZM99 94H98V95H99ZM131 94H133V92H130L129 96H130ZM163 94H164V92H163ZM166 94H164V95L161 94V95H162L161 98H160V99H161V100H160L161 102H164V101L166 102V101L168 100L169 97L167 98ZM195 94H196V93H195ZM244 94H245V93H244ZM39 95L41 96V94H39ZM52 95H53V94H52ZM57 95H58V96H57ZM70 95H72V94H70ZM74 95H75V94H74ZM74 95H72V96H74ZM84 95H85V94H84ZM84 95H82L81 98L84 97ZM98 95L96 94L95 96L98 97ZM121 95H122V94H121ZM133 95H134V94H133ZM133 95H132V96H133ZM174 95H175V94H174ZM5 96H6L7 98H8V97H9V98H10V97H15V99L10 98V99H12V101H14V100L16 101V98H18L19 96H21L22 98H24V103L21 104L22 99L19 100L20 102L17 100V101L19 102L18 105H17V104H16V105L11 104V103H13L12 101H7V102H6V100H4L5 103H3L4 101L2 102V100L4 99ZM16 96H18V97H16ZM40 96H39L38 98H40ZM44 96H45V93H44V95L42 94L41 97H44ZM62 96H63V95H62ZM66 96H68V95L66 94ZM66 96H65V97H66ZM72 96H71V97L69 96V98H70V99L73 98ZM78 96H79V95H78ZM88 96H89V95H88ZM95 96H94V94L91 95V97H93V98H94ZM99 96H100V95H99ZM125 96H126V95H125ZM129 96H128V98H133V97H129ZM135 96H136V94H135ZM135 96H134V99H135ZM141 96H142V95H141ZM239 96H241V95H239ZM74 97H76V96H74ZM85 97H86V96H85ZM7 98H6V99H7ZM66 98H67L66 100H68V101H66L64 98H63L64 100H62V101H66L65 103H67V102L69 103V98H68V97H66ZM77 98H78V97H77ZM81 98H80V99H81ZM87 98H88V97H87ZM98 98H99V97H98ZM122 98H123V96H122ZM122 98H120V99H122ZM166 98H167V100H166ZM234 98H235V97H234ZM254 98H255V97H254ZM44 99H45V98H44ZM74 99H75V98H74ZM80 99H79V100H80ZM85 99H86V98H85ZM91 99H92V98H91ZM95 99L97 100V98H95ZM95 99L93 100L94 102L96 101ZM103 99H104V98H103ZM123 99H124V98H123ZM123 99H122V100H123ZM154 99H155V98H154ZM207 99H208V98H207ZM228 99H229V98H228ZM257 99H258V98H257ZM259 99H260V98H259ZM41 100H42V99H40V102H41ZM83 100H84V99H83ZM86 100H88V99H86ZM89 100H90V99H89ZM98 100H100V99H98ZM98 100H97V102H98ZM112 100H113V99H112ZM122 100H121V101H122ZM127 100H128V99H127ZM135 100H136V99H135ZM137 100H138V99H137ZM205 100H206V99H205ZM242 100H243V98H242ZM255 100H256V99H255ZM263 100H264V99H263ZM17 101H16V103H17ZM29 101H30V102H29ZM31 101H33V102L36 101V102L33 103V102H31ZM38 101H39V100H38ZM59 101H60V102H59ZM76 101H77V100H76ZM81 101H82V99L80 100V103H81ZM104 101H105V100H104ZM108 101H109V100H108ZM123 101H126V97H125V99H124ZM160 101H159V102H160ZM25 102H26V103H25ZM27 102H28V103H27ZM44 102H45V101H44ZM87 102H88V101H87ZM109 102H110V101H109ZM111 102H112V101H111ZM111 102H110V104H111ZM127 102H128V101H127ZM127 102H126V103H127ZM149 102H152V101H149ZM259 102H260V101H259ZM259 102H258V103H259ZM263 102H264V101H263ZM14 103H15V102H14ZM80 103H79V104H80ZM89 103H91V102H89ZM89 103H88V106H89ZM92 103H93V102H92ZM95 103H96V102H95ZM95 103H93L94 106H95ZM98 103H99V102H98ZM104 103H105V102H104ZM115 103H116V102H115ZM118 103H120V102H118ZM121 103H122V102H121ZM126 103L123 102V104H124V105L126 106V108H127ZM129 103H130V100H129ZM142 103H143V102H142ZM152 103H153V102H152ZM243 103H244V102H242L241 105H243ZM258 103H257V104H258ZM261 103H262V102H261ZM42 104H43V102H42ZM45 104H44V105H45ZM62 104L64 105L63 102H62ZM69 104L72 105L71 102H70ZM83 104H84V103H83ZM93 104H91V105H93ZM100 104H101V102H100ZM102 104H103V103H102ZM112 104H113V103H112ZM123 104H122V105H123ZM131 104H132V103H131ZM131 104H130V105H131ZM150 104H151V103H150ZM150 104L148 103L149 106L147 105V109H146L147 111L151 108V106L153 107V106L155 105V104H154V105L151 104V106H150ZM161 104H162V103H161ZM167 104H168V103H167ZM4 105H5V106H4ZM12 105H14V106H16V107H13ZM39 105L42 106L41 104H39ZM66 105H68V104H66ZM74 105H76V103H74ZM98 105H99V104H97L96 106H98ZM105 105H107V102L105 103ZM105 105H104V107H105ZM114 105H116V104H114ZM117 105H119V104H117ZM122 105H119L120 108H117V107H116V111H114L113 114H112V113H109V114L113 115V119H112V118H111V119L114 121L113 124L111 125V126H112V127H111V130H112V128H113L114 123L118 124L120 127H121V126L123 127L124 125H126V116H125V114H126L125 112H126V111H125V110H127L128 108L125 109V107L122 106ZM128 105H129V104H128ZM130 105H129V106H130ZM164 105H165V104H164ZM259 105H260V104H259ZM40 106H39V107H40ZM46 106H45V107H46ZM72 106H73V105H72ZM77 106H78V103H77ZM81 106H82V105L79 106L80 109H81V108H84V106H85V107H88V106H86V103H85V105H83V107H81ZM112 106H113V105H112ZM60 107H61V109H62L63 106H60ZM79 107H78V108H79ZM90 107H92V106H90ZM110 107H111V105H110ZM132 107H133V105H132ZM164 107H165V106H164ZM260 107H261V106H260ZM33 108H34V109H33ZM41 108H42V107H41ZM75 108H76V109H75ZM75 108H74V110H77V107H75ZM92 108H94V107H92ZM105 108H106V107H105ZM108 108H109V106H108ZM130 108H131V107H130ZM130 108H129V110H130ZM136 108H137V107H136ZM155 108H156V107L154 106V109H155ZM194 108H195V107H194ZM13 109H16V110L13 111ZM63 109H64V107H63ZM68 109H69V110H68ZM68 109L66 108L65 110H62L61 112L65 111V113H67V114L70 115L71 117H74V118H72V121L75 123L76 126H74V123H73V125H72V123H71L72 121H71V120H70L71 122L66 121V122L64 123L65 127H64V129H63V131H62L63 134H61V135H62V138H63V141H64L62 145L65 146V147H66V145H67L68 143H69V145H70V143H71V144L74 143V144H73L74 147H77L78 145H81V148H80V149H82V151H80L81 153H79V154H80L81 157H82V162H81L82 165H81V166H82V170L84 169V171H85V169H86V170H89L88 167H90L89 164L91 163V161H92V163L94 162V164H97L96 166H95V165L93 166L94 169H95L97 166L99 167V166L105 165V160H106V158H109V156L107 157V155L109 154V151H110V153L112 152V151H111L112 149L110 150V149H109L110 146H108L107 144H109V143L111 142L112 144H110V145H116V143L113 144V142H115V140H117V139L114 140V139H113V136L110 135V136H112V137L109 138V139L112 138V141H110V140H107V139L105 138V137L107 136V135H105V136H104V139H106L108 142H109V141H110V142H109V143L107 142V144H106V143H104V142H106V141H103V144H106L105 146H102V147H100L99 149H95V148H93V146H95V145H94V144H93V146H92V145H89V144H92V143L90 142V143L88 144L89 141H88V140H87L88 142L86 141V136H87V135H85V134H87V132L85 133V130H84L85 127H83V126H85L86 124H85V125H82L81 122H79V120H80L81 118L84 119L85 117H88L87 114L90 112V111H89L90 108L88 107V112H87V113H85L86 110L84 111V109H81V110L78 109V110H80V111H78V112H77V111L75 112V111H74L73 109H71L69 106H68ZM86 109H87V108H86ZM95 109H96V108H95ZM109 109H110V108H109ZM109 109H108V110H109ZM117 109H118V110H117ZM132 109H133V108H132ZM134 109H135V108H134ZM154 109H153V110H154ZM171 109H172V108H171ZM31 110H32V111H31ZM42 110L44 111V109H42ZM42 110H41V112L43 113ZM67 110H68V111H67ZM97 110H98V109H97ZM101 110H103V108H102ZM101 110H100V108H99V111H100V112H101ZM104 110H105V109H104ZM106 110H107V109H106ZM108 110H107V112H108ZM113 110H114V109H113ZM129 110H128V111H129ZM151 110H152V109H150V111H151ZM153 110H152L151 112H155V111H153ZM30 111H31V112H30ZM91 111H92V110H91ZM110 111H111V109H110ZM110 111H109V112H110ZM133 111H134V110H132V112H133ZM141 111H143V110H141ZM141 111H138V112L141 113ZM33 112H34V111H33ZM33 112H32V114H33ZM39 112H40V111H39ZM41 112H40V114H42ZM93 112H94V110H93ZM103 112H104V111H103ZM107 112H106V113H107ZM130 112H131V110H130ZM148 112H149V111H148ZM148 112H147V113H148ZM186 112H187V111H186ZM44 113H46V112H44ZM44 113H43V114H44ZM47 113H48V112H47ZM57 113H56V115H57ZM90 113H91V112H90ZM101 113H102V112H101ZM101 113H100V115H101ZM128 113H129V112H128ZM175 113H176V112H175ZM192 113H193V112H192ZM194 113H195V112H194ZM194 113L191 114V115L194 116V115H195ZM198 113H199V112H198ZM202 113H203V112H202ZM231 113H232V112H231ZM234 113H235V111H234ZM32 114H31V115H32ZM35 114H36V113H35ZM38 114H39V113H37V115H38ZM43 114H42V115H43ZM50 114H51V113H50ZM93 114L95 115V112H94ZM109 114H108V116H109ZM129 114H130V113H129ZM154 114H155V113H154ZM52 115H54V114H52ZM58 115H59V114H58ZM58 115H57V116H58ZM60 115H61V114H60ZM60 115H59V116H60ZM65 115H66V114H65ZM68 115H67V117H68ZM86 115H87V116H86ZM90 115H92V114H89V116H90ZM100 115H99V116H100ZM104 115H106V114H103V116H104ZM132 115H133V113H132ZM132 115H131V116H132ZM136 115H137V114H135V116H136ZM138 115H139V114H138ZM138 115H137V116H138ZM146 115H147V114H145L144 116H146ZM149 115H150V114H149ZM149 115H148V117H149ZM188 115H189V114H188ZM225 115H226V114H225ZM229 115H230V114H229ZM249 115H250V113H249ZM4 116H5V117H4ZM29 116H30V115H29ZM33 116H35V115H33ZM33 116H32V117H33ZM44 116H46L45 119H48L47 117L50 116V115L48 114V116H47V114H46V115H44ZM44 116H43V117H44ZM57 116H55V117H57ZM61 116H62V115H61ZM61 116H60V117H61ZM63 116H64V115H63ZM63 116H62V117H63ZM139 116H140V115H139ZM142 116H143V115H142ZM144 116L142 117V119H144ZM150 116H151V115H150ZM172 116H173V115H172ZM193 116H191V118H189V119L187 118L188 121H189V120L191 121V122L189 121L188 124H185L186 122H188V121H185L186 119L184 120V122L182 121V123H184V125H183V127H181V128H183V129L180 128V131H183V130L186 131L185 134H186V138H187V140H186L185 142L188 141V144H189V143H194V142L196 141V138H197V139L199 138V137H197L198 134H199V130H198V128H201V126H200V127L197 126V123L200 124V123L198 122V118H197L198 116H197V115H196L197 117H193ZM199 116H200V115H199ZM51 117H52V116H51ZM53 117H54V116H53ZM53 117H52V118H53ZM71 117H69V118L71 119ZM79 117H81V118L79 119ZM90 117H91V116H90ZM104 117H105V116H104ZM111 117H112V116H111ZM148 117H147V118H148ZM186 117H188V116H186ZM0 118H1V117H0ZM35 118H37V117H35ZM88 118H89V117H88ZM97 118H98V116H97ZM108 118H109V117H108ZM127 118H128V116H127ZM130 118H131V117H130ZM150 118H151V117H150ZM150 118H149V120L151 121L152 119H150ZM152 118H153V117H152ZM45 119H43L44 122H46ZM54 119H56V118H54ZM65 119H67V118H65ZM105 119H106V118H105ZM111 119L109 118L108 122H109ZM145 119H146V117H145ZM145 119L143 120V121H145L144 123L141 122L142 120H141V121L139 120V121L142 123V124L139 123V124H140L139 126L141 127V128H139V129L141 130V131H140V132H141V135H140V134H139V135L142 136V137H147V136L149 135V129H150V127H151V126L149 125V122H150V121L148 120V121H149V122H148V121L145 120ZM179 119H180V118H179ZM199 119H200V117H199ZM223 119H224V118H223ZM246 119H248V118L246 117V118H245V121H246ZM1 120H0V121H1ZM33 120H34V118H33L32 120H30V121L32 122ZM35 120H36V119H35ZM50 120H51V119H50ZM50 120H49V121H50ZM56 120H57V119H56ZM60 120H61V119H60ZM84 120L87 121L86 119H84ZM88 120H90V119H88ZM103 120H104V119H103ZM103 120L101 119V123H102ZM127 120L129 121V119H127ZM132 120H133V119H132ZM132 120H130V122H131ZM39 121L42 122V118H40ZM92 121H93V120H92ZM98 121H99V118H98ZM133 121H134V120H133ZM238 121H239V120H238ZM34 122H35V121H34ZM47 122H48V121H47ZM51 122L53 123V121H51ZM82 122H83V121H82ZM134 122H135V121H134ZM246 122H247V121H246ZM37 123H38V121H36V125H35V123H34L33 125L37 126V125L41 124V123H39V124H37ZM58 123H59V121L57 122V124H58ZM89 123H92V122H89ZM101 123H100V124H101ZM150 123H153V122L151 121ZM234 123H235V122H234ZM243 123H244V122H243ZM29 124H30V123H29ZM42 124H43V123H42ZM57 124H56V122H55V125H57ZM83 124H84V122H83ZM116 124H115V126H116ZM129 124H130V123H129ZM136 124H137V123H136ZM162 124H163V123H162ZM246 124H247V123H246ZM33 125H32V126H33ZM45 125H46V124H45ZM47 125H48V124H47ZM58 125H59V124H58ZM62 125H63V124H62ZM64 125H63V126H64ZM88 125H89V124H88ZM90 125H91V124H90ZM90 125H89L88 127H90ZM92 125H93V123H92ZM97 125H98V124H97ZM103 125H104V124H103ZM109 125H110V124H109ZM241 125H243V124L241 123ZM30 126H31V125H30ZM30 126H29V127H30ZM51 126H52V124H51ZM98 126H99V125H98ZM119 126H116V127H119ZM127 126H128V125H127ZM129 126L132 127V125H129ZM152 126H153V125H152ZM181 126H182V124H181ZM41 127L44 128V126H41ZM54 127H55V126H54ZM88 127H86V129H87ZM116 127H115V128H116ZM120 127H119L118 129H120ZM122 127H121V128H122ZM246 127H247V126H246ZM246 127H245V128H246ZM34 128H35V131H36L37 129H39V128H37V127H34ZM36 128H37V129H36ZM47 128H48V126H47ZM57 128H60V127H57ZM99 128H100V127H99ZM109 128H110V127H109ZM115 128H114V129H115ZM124 128H128V127H124ZM151 128H152V127H151ZM155 128H156V127H155ZM176 128L178 129V130H177V132H178V131H179V126L177 125ZM28 129H30V128H28ZM28 129H27V130H28ZM32 129H33V128H32ZM54 129H55V128H54ZM54 129H53V130H54ZM89 129H91V128H88L87 130L89 131ZM100 129H101V128H100ZM118 129H117V130H118ZM130 129H131V128H128V131H127V129H126V131H127V132H130ZM135 129H138V128H135ZM219 129H220V128H219ZM226 129H227V128H226ZM40 130H41V129H40ZM40 130H38V131H40ZM45 130H46V129H45ZM53 130H52V131H53ZM56 130H57V129H56ZM115 130H116V129H115ZM124 130H125V129H124ZM124 130H123V131H124ZM173 130H174V129H173ZM200 130H201V129H200ZM202 130H203V129H202ZM202 130H201V131H202ZM238 130H239V129H238ZM245 130H246V129H245ZM43 131H44V130H43ZM43 131L41 130V132H40L41 134H39L40 136H42V132H43ZM57 131H59V129H58ZM121 131H122V130H121ZM169 131H170V130H169ZM185 131H183V133H184ZM204 131H205V130H204ZM241 131H242V130H241ZM14 132H13V133H14ZM25 132H26V130H25ZM27 132H28V131H27ZM30 132L32 133L31 130H30ZM30 132H29V134H30ZM107 132H108V131H107ZM111 132H112V134H113V133H117L116 131H115V132L111 131ZM111 132H109V133H111ZM124 132H125V131H124ZM127 132H126V133H127ZM152 132H153V131H152ZM174 132H175V130L173 131V133H174ZM206 132H207V130H206ZM234 132H235V131H234ZM239 132H240V131H239ZM22 133H24V132H22ZM22 133H21V134H22ZM33 133L36 134L35 132H33ZM54 133H55V132H54ZM59 133H60V132H59ZM59 133H58V134H59ZM109 133H108V134H109ZM118 133H119V132H118ZM122 133H123V132H121L120 135H121ZM169 133H170V132H169ZM178 133H179V132H178ZM178 133H177V136H178ZM181 133H182V132H181ZM201 133H202V132H201ZM215 133H216V132H215ZM222 133H223V132H222ZM235 133H236V132H235ZM235 133H234V134H235ZM17 134H18V133H17ZM17 134H16V135H17ZM27 134H28V133H27ZM56 134H57V133H55V135H56ZM105 134H106V131H105ZM127 134H128V133H127ZM171 134H172V132H171ZM171 134H169V135H171ZM174 134H175V133H174ZM204 134H205V133H204ZM206 134H207V133H206ZM231 134H232V132H231ZM14 135H15V134H14ZM16 135L13 136L12 138H15ZM37 135H38V134H37ZM37 135H35V136L37 137ZM44 135H45V133H44ZM53 135H54V134H53ZM55 135H54V137H55ZM61 135H60V136H61ZM88 135H90V132L88 133ZM100 135H101V134H100ZM115 135L118 136L119 134H118V135H117V134H114V138H115ZM129 135H130V134H129ZM150 135H151V134H150ZM182 135H183V134H182ZM229 135H230V134H229ZM229 135H228V136H229ZM232 135H233V134H232ZM232 135H231V138H232ZM263 135H264V134H262V136H263ZM11 136H12V134L10 135V137H11ZM17 136H18V135H17ZM30 136H31V134H30ZM30 136H28V137H30ZM32 136H34V135H32ZM48 136H49V135H47V137H48ZM51 136H52V135H51ZM60 136H59V137H60ZM174 136H175V135H174ZM180 136H181V134H180ZM199 136H200V134H199ZM218 136H219V134H218ZM234 136H236V135H234ZM234 136H233V137H234ZM262 136H261V133H260V135L257 136V137H259V138H256V139H257V140H256L257 142L254 143V146L257 145L256 148H257V147H262V146L264 147V136H263V137H262ZM7 137L9 138V136H7ZM24 137H25V135H24ZM36 137H35V138H36ZM57 137H58V136H57ZM59 137H58L57 139L55 138L56 141H58V139H59V141L61 140ZM89 137H90V136H89ZM91 137H92V136H91ZM100 137H101V136H100ZM108 137H109V136H108ZM142 137H141V138H142ZM175 137H176V136H175ZM182 137H183V136H182ZM182 137H181L180 139H182ZM202 137H204V136H202ZM202 137H201V139H202ZM239 137H240V136H239ZM0 138H1V137H0ZM20 138H22V136H20ZM35 138L32 139V140L35 141ZM37 138H40V137H37ZM43 138H44V137H43ZM45 138H46V137H45ZM52 138H53V136L51 137L50 140H55V139H52ZM96 138H97V136H96ZM116 138H120V137L118 136V137H116ZM121 138H122V137H121ZM139 138H140V137H139ZM149 138H150V137L148 136V137H147V140H145V142H147ZM227 138H228V137H227ZM15 139H16V138H15ZM23 139H24V138H22V140H23ZM27 139H28V138H27ZM46 139H47V138H46ZM169 139H171V137H170ZM177 139H179V138H177ZM183 139H184V137H183ZM207 139H208V138H207ZM213 139H214V138H213ZM233 139H234V138H232V140H233ZM1 140H2V139H1ZM29 140L31 141V138H30ZM40 140H41V139H40ZM99 140H100V139H99ZM113 140H114V141H113ZM119 140H120V139H119ZM119 140H117V141H119ZM121 140H122V139H121ZM135 140H136V139H135ZM143 140H144V139H142L141 141H143ZM204 140H205V139H204ZM220 140H221V139H220ZM226 140H227V139H226ZM230 140H231V139H230ZM230 140H228V141H230ZM232 140H231V142H232ZM241 140H242V139H241ZM241 140H240V141H241ZM4 141H2V142H4ZM24 141H27V140L24 139ZM24 141H23V142H24ZM34 141H33V142H34ZM37 141H38V140H37ZM125 141H126V140H125ZM174 141H175V143H173V144H176V141H178V140H174ZM174 141H173V142H174ZM179 141H180V140H179ZM179 141H178V142H179ZM183 141H184V140H183ZM200 141H201V140H200ZM8 142H9V141H8ZM23 142L21 141L22 144H23ZM31 142H32V141H31ZM31 142H30V144H31ZM35 142H36V141H35ZM35 142H34V143H35ZM44 142H45V141H44ZM50 142L52 143V141H50ZM54 142H55V141H54ZM60 142H62V141H60ZM92 142H93V141H92ZM98 142H99V141H98ZM98 142H97V144H101V143H98ZM100 142H101V140H100ZM119 142H120V141H119ZM123 142H124V141H123ZM149 142H150L149 144L151 145V142H152V141H149ZM153 142H154V141H153ZM158 142H159V141H157L156 143H158ZM178 142H177V143H178ZM198 142H199V140H198ZM207 142H208V140H207ZM234 142L236 143V141H234ZM6 143H7V142H6ZM9 143H10V142H9ZM14 143H15V142L13 141V144H14ZM16 143H17V142H16ZM26 143H27V142H26ZM28 143H29V142H28ZM34 143H32V144L35 145ZM37 143H39V141H38ZM40 143H41V142H40ZM56 143H57V145H58V142H55V144H56ZM93 143H94V142H93ZM154 143H155V142H154ZM156 143H155V144H156ZM171 143H172V142H171ZM180 143H181V142H180ZM180 143H179V144H180ZM216 143H217V142H216ZM228 143H229V142H228ZM256 143H257V144H256ZM0 144L2 145V143H0ZM18 144H19V143H18ZM18 144H16V146H17ZM24 144H25V143H24ZM48 144H49V142H48ZM48 144H47V145H48ZM64 144H65V145H64ZM77 144H78V145H77ZM120 144H121V143H120ZM127 144H128V142H127ZM160 144H161V143H160ZM160 144H158V145H160ZM173 144H171L172 147H173ZM195 144H197V142H196ZM199 144H200V142H199ZM201 144H202V142H201ZM201 144H200V145H201ZM255 144H256V145H255ZM7 145H8V143H7ZM27 145H28V144H27ZM39 145H40V147H41V144H39ZM39 145H38V146H39ZM60 145H61V143H60ZM60 145H58V146H60ZM62 145H61V146H62ZM69 145H67V146H69ZM88 145H89V146H88ZM146 145H147V144H146ZM146 145H145V146H146ZM158 145H156V146H154V147L156 148V147H158ZM181 145H182V144H181ZM203 145H204V144H203ZM211 145H212V144H211ZM232 145H233V144H232ZM2 146H4V145H2ZM11 146H12V144H11ZM11 146H9V147H11ZM14 146H15V144H14L12 147H14ZM23 146H24V145H23ZM29 146H31V145H28V147H29ZM53 146L55 147L56 145H53ZM53 146H51V148H52ZM61 146H60L61 149H62V148H65V147H63V146L61 147ZM99 146H101V145H99ZM122 146H124V145L122 144ZM145 146H143V147H145ZM151 146L153 147V145H151ZM190 146H192V145H189V147H190ZM193 146H194V145H193ZM193 146H192V148H194L193 150H195V148L198 147V145H195V146H197V147H193ZM201 146H202V145H201ZM221 146H222V145H221ZM0 147H1V146H0ZM4 147H5V146H4ZM20 147H22V146H20ZM20 147H19V148H20ZM26 147H27V146H26ZM26 147H25V151L29 150V149L26 150ZM34 147H35V146H34ZM34 147H33V149H34ZM45 147L47 148L46 145H45ZM56 147H57V146H56ZM74 147H73V148H74ZM79 147H80V146H79ZM79 147H78V148H79ZM95 147H97V146H95ZM118 147H119V146H118ZM125 147H126V146H125ZM125 147H124V148H125ZM135 147H136V146H135ZM146 147H149V145L146 146ZM180 147H181V146H180ZM183 147H184V148H188V147H185L184 145H183ZM183 147H181V149H184ZM205 147H206V146H205ZM263 147H262V148H263ZM1 148H2V147H1ZM1 148H0V149H1ZM31 148H32V147H30V149H31ZM48 148H49V147H48ZM51 148H49L50 151H51ZM57 148H58V147H57ZM67 148H69V147H66V149H67ZM78 148H76V149H78ZM90 148H91V149H90ZM124 148H123V149H124ZM127 148H128V147H127ZM174 148H175V149H176V148L179 149V147H176V145H175ZM174 148H172V149H174ZM254 148H255V147H254ZM13 149H14V148H13ZM16 149H17V147H16ZM33 149L31 150V152L33 151ZM35 149H37V148L35 147ZM35 149H34V150H35ZM55 149H56V148H55ZM69 149H71V148H69ZM76 149H75V150H76ZM89 149H90V150H89ZM123 149H121V151H122ZM148 149H149V148H148ZM159 149H162V147L159 146ZM159 149H158V150L155 149L156 152H155L154 149H153V151L155 152V154H154V152H153L154 157H153V160H152V162H151L153 168H151V167L149 166L150 169H153L154 173H155V170H154V169H157L158 166H161V169L164 170V169H163V166H162L161 164H163L162 162H164V161L166 162V160L163 161V158L166 159V158H165V157L167 156L166 153H165L166 156L163 157V152H162L161 150H159ZM170 149H171V148H170ZM175 149H174V151H175ZM178 149H176V152H175V153L179 152ZM181 149H180V150H181ZM188 149H190V148H188ZM197 149H198V148H197ZM197 149H196V150H197ZM200 149H201V151L204 150V146H203V149H202V148H199L198 151H199ZM242 149H243V148H242ZM257 149H258V148H257ZM257 149H256V150H257ZM2 150H3V149H2ZM6 150H7V148L5 147V151H6ZM14 150H15V149H14ZM42 150H44V149H42ZM58 150H59V149H58ZM78 150H79V149H78ZM78 150H77V151H78ZM116 150H117V149H116ZM119 150H120V149H118V151H119ZM163 150H164V149H163ZM166 150H167V149H166ZM177 150H178V151H177ZM228 150H229V149H228ZM254 150H255V149H254ZM256 150H255L254 152L257 153ZM5 151H2V152H5ZM9 151H11V150L8 149L7 153H8ZM18 151H19V149H18ZM18 151H17V153H18ZM21 151L23 152V151H24V148H23L22 150H20L19 152H21ZM38 151H41V150L38 149ZM45 151H46V150H45ZM47 151H48V150H47ZM50 151H49V152H50ZM61 151L63 152V151H65V150L63 149V150H61ZM67 151H68V150H67ZM72 151H74V150H72ZM126 151H127V150H126ZM136 151H137V150H136ZM182 151H183V150H182ZM190 151H191V150H190ZM201 151H200V153H201V155H202L204 151H203V152H201ZM260 151L263 152L264 150L262 151V149H261ZM260 151H259V152H260ZM31 152H29V154H30ZM57 152H59V151H57ZM69 152H70V151H69ZM74 152H76V151H74ZM74 152H73V154H74ZM113 152H114V151H113ZM115 152H116V151H115ZM115 152H114V156H115V158H114V159L112 158L113 160L111 159V162H112V161H116L117 155L119 154V152H118V154H116ZM165 152H167V151H165ZM193 152H194V151H193ZM259 152H258V153H259ZM38 153H39V152H38ZM38 153H37L36 155H37L38 157H40V155H38ZM44 153H45V152H44ZM44 153H41V154L44 155ZM122 153H125V154H126L125 150H124V152H122ZM209 153H210V152H209ZM10 154H13V156H15V155H14V152H13V153H10ZM24 154H25V153H24ZM24 154H21V155L24 157ZM39 154H40V153H39ZM55 154H56V152H55ZM55 154H54V157H53V158L56 159L57 155H55ZM62 154H63V153H62ZM73 154L71 153L72 156H73ZM115 154H116V155H115ZM120 154H121V153H120ZM127 154H128V152H127ZM139 154H140V153H139ZM167 154H168V153H167ZM169 154H170V152H169ZM169 154H168V155H169ZM183 154H184V153H183ZM207 154H208V152H207ZM210 154H211V153H210ZM254 154H255V153H254ZM254 154H253V155H254ZM19 155H20V154H19ZM21 155H20V156H21ZM30 155H32V154H30ZM30 155L26 156V158L29 157ZM36 155H35V156H36ZM42 155H41V156H42ZM50 155H52V154H50ZM64 155H65V154H64ZM67 155L70 156V154H68V153H67ZM75 155H76V156H75ZM75 155H74V156H75L76 158H78V157H77L78 152H77ZM80 155H79V156H80ZM123 155H124V154H123ZM123 155H122V156H123ZM136 155H137V154H136ZM148 155H149V154H148ZM173 155H174V154H173ZM186 155H189V154H186ZM186 155H185V156H186ZM193 155H194V154H193ZM253 155H252V156H253ZM258 155L261 156L262 154L259 153ZM4 156H5V157H4ZM8 156H9V154H8ZM22 156H21V157H22ZM55 156H56V157H55ZM58 156H59V155H58ZM61 156H62V155H61ZM61 156H60V157H61ZM69 156H66L65 158H67V157H69ZM72 156H71V157H72ZM110 156L112 157V154H111ZM122 156H121V157H122ZM126 156H127V155H126ZM126 156H125V157H126ZM134 156H135V155H134ZM170 156H171V155H170ZM170 156H169V157H170ZM175 156H176V155H175ZM210 156H211V155H210ZM252 156H251V157H252ZM256 156H257V155H256ZM263 156H264V155H263ZM1 157H2V156H1ZM1 157H0L1 162L3 161V159H4L3 162H5V158L7 157V155H6V154H3V157H4V158L2 157L3 159H2ZM18 157H19V156H18ZM21 157H20V158H21ZM63 157H64V156H63ZM63 157H61V158H63ZM71 157H70V158H71ZM123 157H124V156H123ZM125 157L123 158L122 161H124V160L126 161L127 158L125 159ZM148 157H149V156H148ZM182 157H183V155H180V156H179L180 159H179L178 157H176V159H177V158L179 159L178 162H180V161L183 162L184 160H185V162L187 161L186 159L183 160ZM253 157H255V156H253ZM12 158H13V157H12ZM12 158H10V162H11V163H13V162L11 161ZM16 158H17V157H15V160H16ZM29 158H30V157H29ZM40 158H43V157H40ZM47 158H48V157H47ZM53 158L50 159V160H53ZM61 158H59V159L61 160ZM65 158H63V159H65ZM119 158H120V156H119ZM119 158H117V159H118V160H117V161H118V165H120V164L122 163L121 160H119ZM129 158H130V157H129ZM149 158L151 159V157H149ZM149 158H148V159H149ZM199 158H200V157H199ZM260 158H261V157H260ZM7 159H9V157H8ZM24 159H25V158H24ZM32 159H33V158H32ZM32 159H31V161H32ZM36 159H38V158L36 157ZM120 159H121V158H120ZM133 159H135V158H133ZM170 159H171V158H170ZM181 159H182V160H181ZM195 159H196V158H195ZM197 159H198V158H197ZM256 159H257V157H256ZM262 159H264V157H263ZM13 160H14V158H13ZM20 160H21V159H20ZM25 160H26V159H25ZM40 160H41L40 162L42 163V160H43V159H40ZM46 160H47V159H46ZM50 160H48L47 162H49ZM65 160L67 161L68 159H65ZM72 160H73V159H72ZM76 160H78V159H76ZM79 160H80V159H79ZM108 160H110V158H109ZM168 160H169V159H168ZM168 160H167V161H168ZM214 160H215V159H214ZM230 160H231V159H230ZM254 160H255V159H254ZM16 161H18V160H16ZM34 161H35V160H34ZM34 161H33V162H34ZM56 161H57V160H56ZM62 161H63V160H62ZM70 161H71V160L69 159V162H70ZM106 161H107V160H106ZM117 161H116L115 163H117ZM119 161H120L121 163H120ZM128 161H129V160H128ZM142 161H143V160H141V162H142ZM150 161H151V160H150ZM174 161L176 162V160H174ZM174 161H173V162H174ZM205 161H206V160H205ZM261 161H263V160H261ZM1 162H0V164H1ZM7 162H8V161H7ZM7 162H6V163H7ZM25 162L28 163L27 161H25ZM33 162H29V163H30V168H31V166H32L31 163H33ZM45 162H46V161H45ZM71 162H72V161H71ZM78 162H80V161H78ZM78 162H77V163H78ZM109 162H110V161H109ZM111 162H110V164H112ZM173 162L171 163L172 166H173ZM194 162H195V161H194ZM210 162H211V161H210ZM239 162H240V161H239ZM8 163H9V162H8ZM14 163H15V162H14ZM17 163L20 165V161H18ZM21 163H22V162H21ZM26 163H23V166H24V164H25V165H28V164H29V163H28V164H26ZM34 163H35V162H34ZM43 163H44V160H43ZM49 163H51V162H49ZM60 163H61V162H60ZM74 163H75V161H74ZM77 163H75V164H77ZM107 163H108V162H107ZM113 163H114V162H113ZM119 163H120V164H119ZM123 163H125V162H123ZM126 163H127V161H126ZM146 163H147V162H146ZM148 163H149V165H151L150 162H148ZM148 163H147V164H148ZM186 163H187V162H186ZM197 163H198V162H197ZM211 163H213V162H211ZM2 164H4V163H2ZM38 164H39V163H38ZM38 164L36 163V165H38ZM53 164H54V162H53ZM57 164H59V163L56 162V165H57ZM63 164H65V163H63ZM63 164H61V165H63ZM108 164H109V163H108ZM110 164H109V165H110ZM176 164H177V162H176ZM178 164H179V163H178ZM187 164H188V163H187ZM198 164H199V163H198ZM214 164H215V163H214ZM214 164H213V165H214ZM255 164H256V163H255ZM5 165H6V164H4V167H5ZM9 165H10V163H9ZM11 165H12V164H11ZM11 165H10V166H11ZM13 165H15V164H13ZM13 165H12V166H13ZM19 165H16V166H19ZM21 165H22V164H21ZM33 165H34V164H33ZM36 165H35V166H36ZM41 165H42V164H41ZM51 165H52V164H51ZM56 165H55V167H56ZM65 165L67 166L68 164H65ZM69 165H71V164H69ZM109 165H108V166H109ZM112 165H113V164H112ZM118 165H115V166H118ZM164 165H167V162H166ZM179 165H182V163H180ZM211 165H212V164H211ZM215 165H216V164H215ZM235 165H236V164H235ZM16 166H15V168H18V169L20 168V166H19V167H16ZM23 166H21L22 169H23V168L25 169V167H29V166H25V167H23ZM39 166H40V165H39ZM45 166H46V165H44V168H45ZM48 166H49V165H48ZM48 166H46V167H48ZM115 166H114V167H115ZM129 166H132L131 163H130ZM139 166H140V165H139ZM147 166H148V165H147ZM185 166H186V165H184V167H185ZM190 166H192V165H190ZM200 166H201V165H200ZM200 166H198V167H200ZM4 167H3V165H2V168H1V166H0V205H1V204H6V205H3V206L6 207V206H10L11 203L13 202V200H15V199H17V198H13V199H12V202H11V200H10L11 198L9 197V195L11 194V193H9L10 191L5 190V189H8V188L6 187V185H7L8 183H11L12 180H15V178H14V179L12 178V180H10L11 182H9L8 179H7L8 177L6 178V173H8V172L10 171L9 168H13V167H7V168H8V170H7L8 172H5L6 170H3ZM33 167H34V166H33ZM33 167H32V168H33ZM40 167H41V166H40ZM50 167H51V166H49V168H50ZM55 167H54V171H55V169H56ZM58 167H59V166H58ZM63 167H65V166H63ZM67 167H68V166H67ZM67 167H66V168H67ZM72 167H73V166H72ZM91 167H92V166H91ZM91 167H90V168H91ZM93 167H92V169H93ZM119 167H120V166H119ZM119 167H118V168H119ZM170 167H171V166H170ZM170 167L167 166L166 168H170ZM174 167H175V166H174ZM182 167H183V166H182ZM206 167H207V166H206ZM215 167H216V166H215ZM218 167H220V166H218ZM234 167H235V169L233 170V173H234V176H236L235 174H237V168H236V166L233 165V168H234ZM237 167H239V165H237ZM7 168H5V169H7ZM15 168L11 169V172H12V170H14ZM30 168H29V169H30ZM35 168H36V167H35ZM35 168H34V169H35ZM38 168H39V167L37 166V169H38ZM60 168H62V166H61ZM66 168H65V170H67ZM69 168H70V170H71V167H70V166H69ZM79 168H80V167H79ZM99 168H100V167H99ZM101 168H104V166L101 167ZM106 168H107V167H106ZM111 168H112V166H110V170H111ZM118 168H117V169H118ZM158 168H159V167H158ZM171 168H172V167H171ZM171 168H170V169H171ZM212 168H214V167H212ZM212 168H211V169H212ZM27 169H28V168H27ZM42 169H43V165H42ZM46 169H47V168H46ZM73 169H74V168H73ZM131 169H132V168H131ZM133 169H135V168H133ZM159 169H160V168H159ZM159 169H158V171H160ZM170 169H169V170H170ZM181 169H183V168H181ZM216 169H217V167H216ZM216 169H215L214 171H216ZM219 169H220V168H219ZM219 169H218V170H219ZM239 169H240V168H239ZM32 170H33V169H32ZM32 170H31V171H32ZM38 170H39V169H38ZM40 170H41V169H40ZM44 170H45V169H44ZM57 170H58V169H57ZM63 170H64V168H63ZM74 170H75V169H74ZM76 170H77V168H76ZM76 170H75V171H76ZM80 170H81V169H80ZM82 170H81V171H82ZM96 170H97V169H96ZM103 170H104V171H107V173L110 172V171H108V169L105 170V168H104ZM112 170H113V168H112ZM115 170H116V169H115ZM119 170H120V169H119ZM126 170H127V168H126ZM162 170H161V171H162ZM179 170H180V169H179ZM190 170H191V169H190ZM196 170H197V169H196ZM196 170H194V171H196ZM198 170H200V169H198ZM19 171H20V169H19ZM19 171H18V172H19ZM22 171H23V170H22ZM25 171H27V170H25ZM31 171H30V172H31ZM34 171H35V170H33V172H34ZM48 171H49V170H47V172H48ZM54 171H53V173H52L54 176L51 175L53 178H54L55 176H57V175L54 174ZM59 171H60V170H59ZM59 171H58V172H59ZM75 171H73V173H74ZM77 171H79V170H77ZM92 171H93V170H92ZM97 171H98V170H97ZM99 171H100V169H99ZM132 171H133V170H132ZM166 171H167V169H166ZM181 171H182V170H181ZM181 171H180V172H181ZM220 171H222V170H220ZM240 171H242V170H240ZM11 172H10V174H11ZM20 172H21V171H20ZM58 172L56 173V171H55L56 174H58ZM61 172H62V171H61ZM65 172H66V171H65ZM69 172H70V171H69ZM85 172H86V171H85ZM90 172H91V171L89 170V173H88V174H89V175H92V173H90ZM93 172L95 173L96 171H93ZM100 172H101V171H100ZM100 172H99V173H100ZM113 172H114V171H113ZM113 172H111V173L113 174ZM124 172H125V171H124ZM147 172H148V171H147ZM196 172H197V171H196ZM196 172H195V173H196ZM202 172H203V170H202ZM202 172H200V173H202ZM205 172H206V171H205ZM225 172H226V171H225ZM231 172H232V171H231ZM242 172H243V171H242ZM14 173H15V171L12 172V176L15 177V175H17V174H16V173L14 174ZM22 173L24 174L25 172H22ZM26 173H27V172H26ZM41 173H43V172L41 171ZM41 173H40V174H41ZM59 173H60V172H59ZM63 173H64V172H62L61 174H58V175H59V176H62ZM73 173H72V174H73ZM77 173H79V172H76V173H74V174L77 175ZM94 173H93V174H94ZM99 173H98V175H99ZM115 173H116V174H117V173H118V174H121V172L119 173L118 170H117V172L115 171ZM115 173L113 174V176H116ZM151 173H152V172H151ZM162 173H163V172L159 173L160 176H161ZM167 173H168V172H167ZM200 173H199V174H200ZM213 173H214V172H213ZM8 174H9V173H8ZM10 174H9V175H10ZM13 174H14V175H13ZM19 174H20V173H19ZM19 174H18V175H19ZM27 174H29V172H28ZM31 174H32V173H31ZM31 174H30V175H31ZM35 174L38 175V171H37V173H35ZM35 174H34V175H35ZM44 174H45V173H44ZM50 174H51V173H50ZM65 174H67V173H65ZM65 174L63 175V178H64V176L66 177V176L68 175V174H67V175H65ZM84 174H85V173H84ZM84 174H82V178H83V176H85ZM86 174H87V172H86ZM102 174H103V171H102L101 175H102ZM104 174H106V173H104ZM112 174H111V176H112ZM143 174H144V173H143ZM155 174H156V173H155ZM204 174H205V173H204ZM207 174H209V173H207ZM224 174H225V173H224ZM227 174H228V173H227ZM230 174H231V173H230ZM239 174H240V173H239ZM18 175H17V176H18ZM30 175H28V176L30 177ZM32 175H33V174H32ZM32 175H31V176H32ZM41 175L44 176L43 174H41ZM45 175H46V174H45ZM70 175H71V174H70ZM78 175H81V174H78ZM78 175H77V176H74V177H78ZM95 175H97V174H95ZM95 175H94V176H95ZM109 175H110V174H109ZM144 175H145V174H144ZM152 175H154V174H152ZM157 175H158V172H157ZM157 175H155V176H157ZM162 175H164V174H162ZM174 175H175V174H174ZM220 175H221V174H220ZM237 175H238V174H237ZM251 175H252V174H251ZM12 176L10 175V178H11ZM17 176H16V177H17ZM21 176H22V174H21ZM24 176H25V175H24ZM47 176H48V175H47ZM59 176H57L58 179H59ZM103 176L105 177L106 175H103ZM117 176H118V175H117ZM181 176H182V175H181ZM183 176H184V175H183ZM188 176H189V175H188ZM188 176H187V177H188ZM200 176H201V175H200ZM204 176H205V175H204ZM216 176H217V175H216ZM229 176H230V175H229ZM231 176H232V175H231ZM244 176H245V175H244ZM26 177H27V175H26L24 178L26 179ZM34 177H36V176H33V178H34ZM38 177H40V175H39ZM38 177H36V178H38ZM72 177H73V176L71 175V178H72ZM74 177H73V178H74ZM108 177H109V176H108ZM108 177L105 179V181H104V178H103V177H102L103 179L99 180V181H104V182H102V183L100 182V185L102 184L103 190L106 191V192H103V191H100V190H99V191H100L101 193H102V192L105 193L106 196H107V191H108V189H110V187L112 188L111 185L115 184V183L112 184L113 181H112V182L110 181V178H111V177H110V178H108ZM161 177H162V176H161ZM170 177H171V176H170ZM185 177H186V176H185ZM190 177H191V176H190ZM192 177H193V176H192ZM202 177H203V176H202ZM232 177H233V176H232ZM238 177H239V176H238ZM238 177H237V178H238ZM18 178H19V177H18ZM36 178H35L34 180H36ZM42 178H43V177H42ZM45 178H47V177H45ZM50 178H51V177H50ZM57 178H56V177L54 178V180L56 179V180H55L56 182H58V181H57V180H58ZM60 178H61V177H60ZM73 178H72V181H73ZM93 178H94V177H93ZM114 178L118 180V177H117V178L114 177ZM114 178H113V179H114ZM148 178H149V177H148ZM183 178H184V177H183ZM205 178H206V177H205ZM227 178H228V176H227ZM19 179H20V178H19ZM19 179H18V180H19ZM22 179H23V177H22ZM22 179H21L20 181H22ZM38 179H40V178H38ZM48 179H49V178H48ZM48 179H47V180H48ZM67 179H70V177H69V178L66 177V180H67ZM83 179H84V178H83ZM86 179H87V181H88L90 178H86ZM91 179H92V177H91ZM91 179H90V180H91ZM96 179H97V177H96ZM96 179H95V180H96ZM98 179H99V177H98ZM162 179H164V176L162 177ZM162 179L159 178V177L157 176V178L155 179V181H156V187H155V185H151V186H154V187H155V188L153 187L154 190H153V193H152L154 197L160 195L161 192L164 191L163 189H165V188L162 189ZM215 179H216V178H215ZM230 179H231V178H230ZM233 179L236 180V177H233ZM245 179H246V178H245ZM5 180H7V181H5ZM30 180H32V179H30ZM30 180H29V181H30ZM40 180H41V179H40ZM52 180H53V179H52ZM54 180H53V181H54ZM59 180H62V184H63L64 182H67V183H68V181H69V180H68V181H65V178H64V182H63V179H59ZM74 180H76V182L79 183L81 179H80L79 181H77L78 179H75V178H74ZM84 180H85V179H84ZM119 180H120V178H119ZM185 180H187V179H185ZM189 180H191V178H190ZM201 180H202V178H201ZM235 180H234V181H235ZM237 180H238V179H237ZM237 180H236V182H237ZM15 181H17V180H15ZM23 181H28V178H27V180H23ZM23 181H22V182H23ZM29 181H28V182H29ZM32 181H33V180H32ZM32 181H31V182H32ZM37 181H38V180H37ZM43 181L45 182L46 180H43ZM81 181H82V180H81ZM87 181L85 180V182H87ZM91 181H94V180H91ZM120 181H121V180H120ZM163 181H165V180H163ZM187 181H188V180H187ZM216 181H217V179H216ZM219 181H220V180H219ZM225 181H226V180H225ZM239 181H240V180H239ZM239 181H238V183H239ZM247 181L250 182V180H247ZM259 181H260V182H259ZM259 181H258L259 183L255 184V182H254V184H251V185H249L250 183H248V182H246V181H245V182L243 181V182H244V183H248V184L245 185V187H247V186H248V187H247V188H244V189H248V188H249V190H250V192H249V190L246 191V194H249V198L247 197L248 200H249L248 205H249V203H250V205H249V207H248V208L250 209L249 211H250V212L252 211V212L256 213V215L254 214L253 217L256 218V217L258 216L259 219L262 221V223H264V181H263V179H262V181H261V180H259ZM4 182H6V185H4V184H5ZM7 182H8V183H7ZM13 182H14V181H13ZM31 182H29V183H30V184H34V183H35V181H34V183H33V182L31 183ZM48 182H49V180H48ZM48 182L46 181L45 184H47ZM51 182H52V181H51ZM73 182H74V181H73ZM82 182H84V181H82ZM82 182H81V183H82ZM110 182H111V184H110ZM114 182H116V181L114 180ZM210 182H211V181H210ZM214 182H215V181H214ZM231 182H233V181H231ZM243 182H241V184H242ZM15 183H16V182H15ZM18 183H19V182H18ZM29 183H28V184H29ZM40 183H41V181H40ZM40 183H39V185H40ZM58 183H59V182H58ZM58 183H57V185H58ZM60 183H61V182H60ZM74 183H75V182H74ZM78 183H77V185H78ZM89 183H90V181H89ZM89 183H87L88 186H87V184H86L87 187H89V185H90ZM96 183H97V180H96ZM96 183L94 184V182H93L94 185H97V184H98V183H97V184H96ZM116 183H118V182H116ZM130 183H131V182H130ZM183 183H184V182H183ZM225 183H226V182H225ZM251 183H253V182H251ZM45 184H44V185H45ZM53 184H54V182H53ZM55 184H56V183H55ZM83 184H84L83 186H85V183H83ZM119 184H120V183H119ZM119 184H118V185H119ZM121 184H122V183H121ZM153 184H154V182H153ZM164 184H165V183H164ZM164 184H163V187L166 185V184H165V185H164ZM189 184H190V183H189ZM202 184H203V183H202ZM230 184H231V183L229 182L228 185H230ZM233 184H234V182H233ZM3 185H4L6 188H5V187L3 188ZM12 185L14 186V183H13ZM18 185H19V184H17V186H18ZM20 185H21V184H20ZM20 185H19L18 187H20ZM24 185H26V184L24 183ZM59 185H60V184H59ZM77 185H76V186H77ZM94 185H93L92 188L90 187L91 189H90V188H86V190L88 189V190L91 191L92 189H94ZM100 185H99V186H100ZM138 185H139V184H138ZM180 185H181V184H180ZM197 185H198V184H197ZM210 185H211V184H210ZM223 185H225V184H223ZM234 185H236V183H235ZM22 186H23V185H22ZM28 186H29V188H31L30 185H28ZM41 186H43V185H41ZM50 186H52V185H50ZM50 186H49V183H48V187L52 189V187H50ZM53 186L55 187L56 185H53ZM60 186H61V185H60ZM60 186H57V187L61 189V188L64 186V184H63L62 187H60ZM66 186H67V185H66ZM74 186H75V185H73V188H74ZM76 186H75V188H77ZM80 186H81V184H80ZM80 186H79V187H80ZM83 186H82V187H83ZM91 186H92V184H91ZM113 186H115V185H113ZM127 186H128V183H127ZM173 186H174V184H173ZM185 186H186V185H185ZM216 186H217V185H216ZM241 186L243 187V185H241ZM249 186H250V187H249ZM9 187H11V189L13 188V187L10 186V185H9ZM14 187H16V185H15ZM18 187H17V190H18ZM24 187H25V186H24ZM33 187H34V186H33ZM33 187H32V189H34V190H36V189L38 188L37 185L35 186L36 189L33 188ZM48 187L46 186V188H48ZM69 187H70V185H69ZM133 187H134V186H133ZM133 187H131L130 189H132ZM214 187H215V186H214ZM219 187H220V186H219ZM228 187H231V186H228ZM233 187H234V186H233ZM236 187H240V184H238ZM20 188H21V187H20ZM22 188H23V187H22ZM27 188H28V187H25V190H26ZM73 188L68 189V191H67V190H64V188H63V190H64L63 192H65V191L70 192V190H72ZM75 188H74V190L76 191ZM80 188H81V187H80ZM84 188H85V187H84ZM118 188H119V187H118ZM118 188H117V189H118ZM121 188H122V187H121ZM121 188L118 189V190H121ZM178 188H180V186H179ZM200 188H201V187H200ZM9 189H10V188H9ZM15 189H16V188H15ZM51 189H50V190H51ZM53 189L55 190L56 188H53ZM53 189H52V190H53ZM97 189H98V188H97ZM97 189H96V190H97ZM99 189H100V188H99ZM128 189H129V188H128ZM207 189H208V188H207ZM210 189H211V188H210ZM29 190H30V189H29ZM34 190H32V191L34 192ZM40 190H41V189H40ZM40 190H38V191L40 192ZM44 190H45V189H44ZM47 190H49V189H47ZM50 190L47 191V192L49 193ZM54 190H53V191H54ZM61 190H62V189H61ZM74 190H73V192H74ZM78 190H79V189H78ZM84 190H85V189H84ZM86 190H85V191H86ZM88 190H87V193H88ZM162 190H163V191H162ZM173 190H174V189H173ZM179 190H180V189H179ZM179 190H178V191H179ZM189 190H190V188H189ZM205 190H206V189H205ZM214 190H216V189H214ZM237 190H238V189H237ZM241 190H242L241 192H243V188H242ZM11 191L13 192V189H12ZM27 191H28V189H27ZM85 191H83V192H85ZM92 191H93V190H92ZM135 191H136V190H135ZM180 191H183V188H182V190H180ZM186 191H187V190H186ZM211 191H212V190H211ZM222 191H223V190H222ZM222 191H221L220 193L225 192V191H223V192H222ZM231 191H232V190H231ZM16 192H17V191H16ZM16 192H15V193H16ZM28 192H29V191H28ZM30 192H31V191H30ZM30 192H29V193H30ZM36 192H37V190H36ZM36 192H35V194H36L35 196H37V193H36ZM59 192H61V191L58 190L57 195L59 194ZM76 192H77L76 195H77L78 193H80V192H78V191H76ZM83 192H81V193H83ZM96 192H97V191H96ZM111 192H113V193H111ZM116 192L118 193V191H116ZM151 192H152V191H151ZM190 192H191V191H190ZM205 192H207V194H208V190L205 191ZM235 192H237V191H235ZM247 192H248V193H247ZM19 193H20V194L22 193V195H24V198L27 197V196H25V191H24V192H21V190H20ZM19 193L17 194L18 196L20 195ZM29 193H28V194H29ZM45 193H46V192H45ZM50 193H53V192L51 191ZM65 193H66V192H65ZM81 193H80V194H81ZM87 193H86V194H87ZM98 193H99V192H98ZM101 193H100V194H101ZM109 193H110L111 195H113V197H114V191H110V190H109ZM109 193H108V196H107V197H109ZM121 193H122V192H121ZM126 193H127V192H126ZM163 193H164V192H163ZM163 193H162V194H163ZM181 193H182V194H179V196H180V195H183V192H181ZM184 193H185V192H184ZM201 193L203 194V197H205V196H204V190H203ZM213 193H214V192H213ZM220 193H219V194H220ZM229 193H230L229 195H230V198H231V196H232L231 193H232V192L229 191ZM239 193H240V191H239ZM28 194H27V195H28ZM31 194H32V192H31ZM38 194H39V193H38ZM40 194H41V193H40ZM40 194H39V195H40ZM42 194H44V193L42 192ZM53 194H54V193H53ZM62 194H63V193H62ZM80 194L77 195L76 199L74 198L75 200H73V201H74V205H73V206L78 207V208L81 207V205H80L81 202L79 203V200H80V198L83 196V195H82V196L80 197ZM88 194H89V196H90V193H88ZM88 194H87V196H88ZM92 194H93V193L91 192V195H92ZM94 194H95V193H94ZM100 194H99V196H100ZM105 194H104V195H105ZM119 194H120V193H119ZM152 194H151L150 196H152ZM162 194L160 195V197L162 196ZM177 194H178V193H176V195H177ZM216 194H217V193H216ZM216 194H215V195H216ZM233 194H234V193H233ZM241 194H242V193H241ZM22 195H21V196H22ZM33 195H34V194H33ZM39 195H38V196H39ZM73 195H74V194H73ZM73 195H72V197H73ZM84 195H85V194H84ZM111 195H110V197H111ZM126 195H127V194H126ZM130 195H131V194L129 193V196H130ZM163 195H164V194H163ZM190 195H191V194H190ZM221 195H222V194H221ZM11 196H13V195H11ZM15 196H16V195H15ZM21 196H19V198H20ZM29 196H31V195H29ZM40 196H41V195H40ZM40 196H39V197H40ZM47 196H48V195H47ZM74 196H75V195H74ZM102 196H103V195H102ZM102 196L100 197V199L102 198ZM106 196H104V197L106 198ZM120 196H122V195H120ZM120 196H119L118 198H120ZM129 196H128V198H129ZM136 196H137V195H136ZM166 196H167V195H166ZM206 196H207V197H210L209 195H206ZM211 196H212V195H211ZM219 196H220V195H219ZM222 196H224V193H223ZM233 196H234V195H233ZM247 196H248V195H247ZM13 197H14V196H13ZM16 197H17V196H16ZM31 197H32V196H31ZM39 197H34V198H39ZM53 197H54V196H53ZM53 197H52V198H53ZM60 197H62V196H60ZM72 197H71V198H72ZM95 197H96V196H95ZM97 197H98V196H97ZM143 197H144V196H143ZM154 197H152V198H154ZM158 197H159V196H158ZM158 197H157V198H158ZM164 197H165V196H164ZM164 197H162V198H164ZM177 197H178V196H177ZM197 197H198V196H197ZM212 197H213V196H212ZM224 197H228V194H227L226 196H224ZM238 197H239V196H238ZM7 198H8V199H7ZM9 198H10V199H9ZM24 198H23V199H24ZM40 198H43V197H40ZM40 198H39V199H40ZM50 198H51V196H50ZM105 198H103V200H106V199H107V198H106V199H105ZM111 198H112V197H111ZM111 198H110V199H111ZM122 198H123V197H122ZM181 198H182V201L180 200V202H182V205H183V200H184V199H183V197H181ZM184 198H185V197H184ZM187 198H188V197H187ZM189 198H190V197H189ZM189 198H188V200L190 201L191 198H190V199H189ZM201 198H202V197H201ZM222 198H223V197H222ZM27 199H28V198H27ZM53 199H54V198H53ZM59 199H61V198H58V200H59ZM96 199H97V198H96ZM114 199H116V198H114ZM114 199H113V200H114ZM132 199H134V198H132ZM144 199H145V198H144ZM149 199H150V198H149ZM160 199H161V198H160ZM160 199H159V201H160ZM185 199H186V198H185ZM203 199H205V198H203ZM203 199H202V201H203ZM209 199H211V198H209ZM209 199H208V200H209ZM223 199H224V198H223ZM228 199H229V198H228ZM233 199H235V198L232 197V200H233ZM236 199H237V198H236ZM245 199H246V198H245ZM18 200H19V199H18ZM18 200H16V201H18ZM30 200H32V199H29L28 201H30ZM48 200H49V199H48ZM83 200H84V199H83ZM83 200H82V203H83ZM92 200H93V199H92ZM92 200H91V201H92ZM98 200H99V199H98ZM111 200H112V199H111ZM113 200H112V202H113ZM155 200L158 201L157 199H155ZM155 200H154V201H155ZM164 200H165V198H164ZM166 200H167V199H166ZM166 200H165V201H166ZM178 200H179V198H178ZM186 200H187V199H186ZM188 200H187V204H190L191 202L189 203ZM225 200H226V202L228 201L227 198H226ZM225 200H224V201H225ZM246 200H247V199H246ZM33 201H34V200H33ZM33 201H30V202H33ZM37 201H38V204H39L40 200H37ZM42 201H43V200H41V202H42ZM54 201H55V200H54ZM62 201H63V200H62ZM70 201H71V199H70ZM96 201H97V200H95V202H96ZM107 201H108V200H107ZM116 201H117V200H116ZM124 201H125V200H123V203H124ZM130 201H131V200H130ZM144 201H145V200H144ZM150 201H151V200H149V202H150ZM154 201H153V202H154ZM165 201H164V202H165ZM170 201H171V200H170ZM170 201H169V202H170ZM191 201H192V199H191ZM202 201H201V202H202ZM204 201H206V199H205ZM204 201H203V202H204ZM214 201H215V200H214ZM233 201H234V200H233ZM14 202H15V201H14ZM18 202H19V201H18ZM25 202H26V201H25ZM35 202H36V200H35ZM35 202H34V203H35ZM41 202H40V203H41ZM47 202H48V201H47ZM52 202H53V200H52ZM56 202H57V198H56ZM60 202H61V200H60ZM68 202H69V201H68ZM92 202H93V201H92ZM95 202H93V203H95ZM99 202H100V203H101V202H105V203H106V201H102V199H101ZM119 202H120V201H119ZM131 202H132V201H131ZM133 202H134V201H133ZM145 202H147V201H145ZM149 202H148V205L150 206ZM153 202H152V203H153ZM229 202H230V201H229ZM231 202H232V201H231ZM231 202H230V203H231ZM235 202H236V201H235ZM22 203H23V202H22ZM42 203H44V202H42ZM45 203H46V201H45ZM45 203L42 204V206H44ZM49 203H50V205L52 204L51 201H50ZM58 203H59V202H58ZM58 203H57V206L59 205ZM82 203H81V204H82ZM88 203H89V202H87V204H88ZM97 203H98V202H97ZM117 203H118V202H117ZM117 203H116V204H117ZM121 203H122V202H121ZM143 203H144V202H143ZM208 203H209V204L211 203L210 200H209V202H207V204H208ZM227 203H228V202H227ZM233 203H234V202H233ZM240 203H241V202H240ZM245 203H246V202H245ZM12 204L15 205L14 203H12ZM17 204H18V203H17ZM23 204H24V203H23ZM31 204H32V203H31ZM46 204H48V203H46ZM71 204H73V203L71 202ZM83 204H84V203H83ZM83 204H82V205H83ZM95 204H96V203H95ZM107 204H108V203H107ZM119 204H120V203H119ZM132 204H133V203H132ZM134 204H135V203H134ZM134 204H133V205H134ZM138 204H139V203H138ZM156 204H157V202H156ZM168 204H169V203H168ZM172 204H173V203H172ZM177 204L179 205V202H178ZM187 204L185 203L186 206H187ZM196 204H197V203H196ZM204 204H205V203H204ZM204 204H203V206H204ZM216 204H217V203L212 204V205H214V207L216 208V206H218V205H216ZM220 204H221V203H220ZM222 204H223V203H222ZM231 204H232V203H231ZM236 204H238V203H236ZM33 205H34V204H32V207H33ZM35 205H36V204H35ZM48 205H49V204H48ZM52 205H53V204H52ZM52 205H51V206H52ZM89 205H90V204H89ZM91 205H92V203H91ZM91 205H90V206H91ZM100 205H101V204H100ZM102 205H103V204H102ZM105 205H106V204H105ZM112 205H113V204H112ZM120 205H121V204H120ZM120 205H119V206H120ZM127 205H128V204H127ZM145 205H147V203H146ZM152 205H153V204H152ZM152 205H151V206H152ZM157 205H158V204H157ZM169 205H170V204H169ZM178 205H177V206H178ZM180 205H181V204H180ZM182 205H181V206H182ZM185 205H183V206L185 207ZM192 205H193V204H192ZM194 205H195V204H194ZM201 205H202V204H201ZM215 205H216V206H215ZM234 205H235V204H234ZM238 205H239V204H238ZM241 205H242V203H241ZM1 206H2V205H1ZM15 206H16V205H15ZM30 206H31V205H30ZM37 206H38V205H36L35 207H37ZM39 206H40V205H39ZM55 206H56V204H55ZM70 206H71V205H70ZM98 206H99V205H98ZM108 206H109V205H108ZM116 206H118V204L115 205V207H116ZM119 206H118V207H119ZM121 206H122V205H121ZM124 206H125V205H124ZM141 206H142V205H141ZM149 206H148V207H149ZM154 206H156V205H154ZM154 206H153V207H154ZM163 206H164V205H163V201H162V207H163ZM167 206H168V205H167ZM170 206H172V205H170ZM181 206H178V207L180 208ZM236 206H237V205H236ZM20 207H21V206H20ZM24 207L27 208V205L24 206ZM28 207H29V206H28ZM35 207H33V209H35V210L32 209L33 212L36 211V208H35ZM46 207H50V206H44V210L47 209V211H48V210L51 209V208L49 209V208H46ZM52 207H53V206H52ZM58 207H59V206H58ZM91 207H92V206H91ZM101 207H102V206H101ZM112 207H113V206H112ZM118 207H117V208H118ZM122 207H123V206H122ZM132 207H133V206H132ZM148 207H143V208H147L146 211H148V210L150 209V208H148ZM159 207H160V206H158L157 208H159ZM162 207H161V209H162ZM191 207H192V206H191ZM200 207H201V206H200ZM206 207H207V205H206ZM206 207H205V208H206ZM2 208H3V207H2ZM9 208H11V207H9ZM14 208H16L15 210H17V213H16V212H13V211H15V210H11V209H13V208H11L10 210H11V212H13V213H9L8 216H9L10 214H11V215H12V214H18V212H20V211H18V209H22L23 207H22V208L14 207ZM37 208H40V207H37ZM42 208H43V207H42ZM53 208H54V207H53ZM81 208H82V207H81ZM81 208H80V209H81ZM86 208H87V207H86ZM96 208H97L96 206H93V211H95ZM124 208H125V207H124ZM167 208H168V207H167ZM169 208H170V207H169ZM172 208H174V206H173ZM179 208H176L177 210L175 209V211H178ZM186 208H189V207L187 206ZM194 208H195V207H194ZM205 208H204V209H205ZM215 208L212 209L211 213H210V210H207V211H209V212H207V213H210V214H211L210 217L208 216V215H210V214L207 215V216L209 217V219H210V221L208 222V224H209V228H212V230L210 229V231H209V228H208V231H209L210 233L215 232V230H218V229H219V228L214 229V227H213L214 221H215V223H216V221H217V220L215 219L216 217L214 218V215H215V213L217 214V211H218V210L216 209V210H217V211H216ZM217 208H219V207H217ZM24 209H25V208H23V210H24ZM28 209H29V208H28ZM30 209H31V208H30ZM30 209H29V211H30ZM59 209H61V208L59 207ZM71 209H72V208H71ZM75 209H76V208H75ZM87 209H88V208H87ZM87 209H86V210H87ZM97 209H98V208H97ZM136 209H137V208H136ZM165 209H166V206H165ZM165 209H163V210L165 211ZM192 209H193V208H192ZM201 209H202V207H201ZM208 209H211V208L208 207ZM233 209H235V208H233ZM2 210L5 211L6 209L4 208V209H2ZM23 210H21V212H22ZM25 210H26V209H25ZM32 210H31V211H32ZM37 210H38V209H37ZM40 210H41V209H40ZM61 210H62V209H61ZM61 210H60V211H61ZM78 210H79V209H78ZM86 210H85V211H86ZM89 210H90V209H89ZM98 210H99V209H98ZM108 210H109L108 213H110V209H108ZM108 210L106 209L105 211H108ZM112 210H113V208H112ZM112 210H111V211H112ZM117 210H118V209H117ZM122 210H123V209H122ZM153 210H154V208H153ZM156 210H158V213L160 212L159 209H156ZM194 210H195V209H194ZM7 211H8V210H7ZM27 211H28V210L23 211V212L25 213V212H27ZM31 211H30V212H31ZM41 211H42V210H41ZM47 211H44L45 214H46ZM53 211H54V209H53ZM58 211H59V210L57 209L56 212H58ZM70 211H71V210H70ZM76 211H77V210H76ZM100 211H101V210H100ZM118 211H119V210H118ZM120 211H121V209H120ZM134 211H136V210H134ZM134 211H133V212H134ZM167 211H168V210H167ZM169 211H170V210H169ZM169 211H168V212H169ZM183 211H185V214L187 213V212H186V209H184V208H183ZM183 211H182V212H183ZM187 211H188V210H187ZM190 211L192 212V210H190ZM196 211L198 212V210H196ZM2 212H3V211H2ZM21 212H20V213H21ZM23 212H22V213H23ZM33 212H32V213H33ZM42 212H43V211H42ZM82 212H83V209H82ZM82 212H81V213H82ZM88 212H89V211H88ZM95 212H97V211H95ZM101 212H102V214H105V212H103V211H101ZM101 212H100V213H101ZM121 212H122V211H121ZM130 212H131V211H130ZM137 212H139V211H137ZM137 212H134V213H137ZM140 212H142V209H141ZM152 212H155V214H158V213H156L155 210L152 211ZM168 212H167L166 214H168ZM194 212H195V211H194ZM197 212H196L195 214H197ZM204 212H206V209H205ZM204 212H203V213H204ZM243 212H245V211L243 210V206H240V205H239V206L236 207V209H235V213H236V216H237V217L239 218V220H240V221H239V224L241 223V219L245 216V215H243V214H244ZM252 212H251V213H252ZM5 213H6V211H5ZM24 213H23V214H24ZM27 213H28V212H27ZM32 213H31V214H32ZM40 213H41V212H40ZM40 213H39V214H40ZM60 213H61V212H60ZM64 213H65V212H64ZM66 213H67V211H66ZM69 213H70V212H69ZM74 213H75V212H74ZM77 213H79V212H77ZM89 213H90V212H89ZM98 213H99V212H98ZM117 213H118V212H117ZM122 213H123V212H122ZM142 213H143V212H142ZM150 213H151V212H150ZM160 213H162V211H161ZM160 213H159V215H157L159 219H161V218H160ZM171 213H172V212H171ZM179 213H181V209H180V212H179ZM201 213H202V211H201ZM25 214H26V213H25ZM31 214H30V215H31ZM55 214H56V213H55ZM67 214H68V213H67ZM75 214H76V213H75ZM83 214H84V213H83ZM87 214H88V213H87ZM110 214H111V213H110ZM125 214H126V213H125ZM127 214H128V216H131V215H132V212H131V213H127ZM130 214H131V215H130ZM140 214H141V213H139L138 217L140 216ZM155 214H154V215H155ZM163 214H164V213H163ZM163 214H161V215H163ZM176 214H177V212H176ZM188 214H189V213H188ZM198 214H200V213L198 212ZM204 214H205V213H204ZM204 214H203V215H204ZM231 214H234V213L232 212ZM11 215H10V217H11ZM21 215H22V214H20V217H21ZM33 215H34V213H33ZM41 215H42V213H41ZM56 215H57V214H56ZM58 215L60 216V214H58ZM58 215H57V216H58ZM62 215H63V214H62ZM69 215H70V214H69ZM71 215H73V213H72ZM76 215H77V214H76ZM90 215H91V214H90ZM100 215H101V214H100ZM105 215H106V214H105ZM115 215H116V214H115ZM134 215H135V214H134ZM146 215H147V217H148V212H147ZM146 215H145V216H146ZM152 215H153V214H152ZM164 215H165V214H164ZM173 215H175V214H173ZM173 215H170V217L172 216V217L170 218V220H173ZM177 215H178V214H177ZM186 215H187V214H186ZM190 215H191V213H190ZM234 215H235V214H234ZM252 215H253V214H252ZM18 216H19V215H18ZM18 216H16V218H17ZM22 216H25V215H22ZM35 216H36V214H35ZM35 216H34V217H35ZM45 216H46V215H45ZM54 216H55V215H54ZM59 216H58V217H59ZM63 216H65V215H63ZM63 216H62V218H63ZM67 216H68V215H66V218H67ZM77 216H78V215H77ZM79 216H81L80 213H79ZM82 216H84V215H82ZM85 216L87 217V215H85ZM141 216H142V215H141ZM149 216H150V215H149ZM165 216H166V215H165ZM165 216H164V217H165ZM180 216H181V215H180ZM180 216H179V217H180ZM183 216H185V215L183 214ZM188 216H189V215H188ZM188 216H187V217H188ZM192 216H193V215H192ZM198 216H199V215H198ZM231 216H232V215H231ZM249 216H251V215H249ZM249 216L247 217V219L249 218ZM12 217H13V216H12ZM26 217H27V216H26ZM26 217H24V219H25ZM37 217H39V216H37ZM60 217H61V216H60ZM60 217H59V218H60ZM86 217H84V218H86ZM106 217L108 218L109 216H106ZM133 217H134V216H133ZM147 217H146V218H147ZM166 217H169V215L166 216ZM166 217H165V218H166ZM175 217H177V216H175ZM187 217H186V216L184 217V218H185V221H187V219H186ZM196 217H197V216H196ZM199 217H200V216H199ZM199 217H198V218H199ZM208 217H207V219H208ZM222 217H223V216H222ZM253 217H252V218H253ZM258 217H257L256 219H258ZM2 218H4V217H2ZM5 218H7V216H6ZM22 218H23V217H22ZM39 218H40V217H39ZM64 218H65V217H64ZM77 218H78V217H77ZM77 218H76V219H77ZM80 218H81V217H80ZM102 218H103V217H102ZM104 218H105V217H104ZM104 218H103V219H104ZM109 218H110V217H109ZM116 218H118V216H117ZM140 218H141V217H139V219H140ZM146 218L144 217L143 219H146ZM153 218H154V217H153ZM188 218H189V217H188ZM198 218L195 219V220H196L195 223L197 222ZM202 218H204V217H202ZM205 218H206V217H205ZM228 218H229V217H228ZM228 218H227V219H228ZM27 219H29V217H28ZM31 219H32V216H31L30 220H31ZM70 219H72L71 216H70V218L68 217L67 220H70ZM78 219H79V218H78ZM88 219H89V218H88ZM88 219H87V220H88ZM110 219H111V218H110ZM110 219H109V221L107 220L108 223L110 222ZM113 219L115 220V218H113ZM126 219H127V218H126ZM132 219H133V218H132ZM134 219H135V217H134ZM134 219H133V220H134ZM141 219H142V218H141ZM141 219H140V220H141ZM155 219L157 220V218H155ZM176 219H177V218H176ZM179 219H180V218H179ZM193 219H194V218H193ZM230 219H231V218H230ZM64 220H65V219H63V221H64ZM79 220H80V219H79ZM82 220H83V218H82ZM85 220H86V219H85ZM85 220H84V221H85ZM87 220H86V221H87ZM93 220H94V219L92 218V221H93ZM101 220H102V219H101ZM118 220H119V219H118ZM135 220H137V218H136ZM140 220H139V221H140ZM153 220H154V219H153ZM153 220H151V223H153ZM163 220H164V219H163ZM165 220H166V219H165ZM177 220H178V219H177ZM183 220H184V219L182 218V221H183ZM189 220H190V219H188V221H189ZM220 220H221V219H220ZM220 220H218V221H219V224H220V222H221ZM242 220H243V219H242ZM244 220H245V219H244ZM252 220H254V221L256 222L255 225L257 226V224H258V223H257V220H255V219H252ZM252 220H251V221H252ZM2 221H3V219H2ZM2 221L0 220L1 223H2ZM4 221H5V220H4ZM8 221L10 222V221H12V220H7V224H8L7 226H8L9 229H7L8 236H6V235H5V236H6V237H9L10 239H13L14 242H15V244H13V245H14V246H13V251H11L12 254H10L11 256H10V257L8 256L9 258L6 257V258H7V259H6V262L8 263L9 261H11V262H14V261H15V262H18V263H19V262L24 261V260H23V257H22V256H24L23 254H27V253H31V252H33L32 250L34 249V245L37 244V242H38V240H39V238H38V236H37V234H38L39 231L36 232L37 234H35V233H33L31 230L34 229V228H36V227H34V228L31 227V228H29V229H31V230H28V231H29V232L31 231V234H33V235L35 234L34 236H33V235H30V233L28 232V234L31 236V238H28V239H27V238H26V239L17 238L15 235H16L17 233H19V232L16 231V233H15L13 230H16V229H14V228H13V230L10 229L11 226H9ZM32 221H33V219H32ZM61 221H62V219H61ZM61 221H60V222H61ZM70 221H72V220H70ZM75 221H76V220H75ZM75 221H74V223H76ZM92 221H91V223H92ZM94 221H95V220H94ZM94 221H93V222H94ZM111 221H112V220H111ZM116 221H117V220H116ZM178 221H179V220H178ZM182 221H181V223H182ZM185 221H184V222H185ZM201 221H202V220H201ZM248 221H249V219H248ZM251 221H250V222H251ZM258 221H259V220H258ZM5 222H6V221H5ZM15 222H16V221H15ZM15 222H14V223H15ZM18 222H19V223H17V224H19V225H18V226L16 225V226L19 228L20 225H21V224H20L21 222H20V221H18ZM37 222H38V221H36V225H37V226L40 225V224H37ZM40 222H41V221H40ZM40 222H39V223H40ZM65 222H66V221H65ZM67 222H68V221H67ZM79 222H80V221H79ZM113 222L115 223V221H113ZM135 222H136V221H135ZM154 222H155V220H154ZM161 222H162V221H161ZM165 222H166V221H165ZM165 222H163V223L166 224ZM167 222H168V225H170V224L172 223V222H171V223L169 222V219H168ZM184 222H183V223H184ZM192 222L194 223V221H192ZM222 222H223V220H222ZM222 222H221V224H222ZM225 222H226V221H225ZM227 222H228V220H227ZM227 222H226V223H227ZM231 222H232V221H231ZM245 222H246V220H245ZM12 223H13V221H12ZM14 223H13V224H14ZM41 223H42V222H41ZM43 223H44V221H43ZM61 223H62V225L64 224L63 222H61ZM61 223H60V224H61ZM74 223H73V224H74ZM77 223H78V222H77ZM80 223H81V222H80ZM85 223H86V222H85ZM87 223H88V221H87ZM94 223H95V222H94ZM110 223H112V222H110ZM137 223H138V222H137ZM139 223H142V222H139ZM145 223H146V221H145ZM151 223H150V224H151ZM169 223H170V224H169ZM186 223H187V222H186ZM195 223H194V224H195ZM197 223H198V222H197ZM197 223H196V225H198ZM203 223H204V222L199 223V224H203ZM217 223H218V222H217ZM226 223L223 224V225L226 226ZM228 223H229V222H228ZM243 223H244V222H243ZM243 223H242V225L240 224L241 227L246 226L245 224L243 225ZM259 223H260V222H259ZM13 224H11V225H13ZM69 224L71 225V223H69ZM81 224H82V223H81ZM95 224H96V223H95ZM133 224H134V223H133ZM133 224H132V225H133ZM156 224H157V221H156ZM160 224H162V223H160ZM164 224H162V225L165 226ZM205 224H207V221H205ZM208 224H207V225H208ZM219 224H218V225H219ZM232 224H233V223H232ZM239 224H238V225H239ZM252 224H253V223H252ZM14 225H15V224H14ZM62 225H60V227H61ZM64 225H65V224H64ZM66 225H67V224H66ZM66 225H65V227H66ZM70 225H68V226H70ZM74 225H75V224H74ZM83 225H85V224L83 223ZM105 225H106V224H105ZM109 225H110V226H109ZM109 225H108V226L111 227V224H109ZM114 225H115V224H114ZM114 225H112L113 228H115ZM136 225H137V224H136ZM142 225H143V223H142ZM147 225H148V223H147ZM147 225H145V226H147ZM168 225L165 226V229H163V228H161V229H163L164 232H165V230H168V229H166V227H167ZM188 225H190V224L187 223V226H186V224L184 223V225H182V227H183V226H185L186 228L188 227L187 230H190V228H189ZM196 225H194L195 228H196ZM216 225H217V224H216ZM218 225H217L216 227H218ZM223 225H222V227H224ZM228 225H229V224H228ZM240 225H239V226H240ZM248 225H250V224H248ZM3 226H4V225H3ZM3 226L1 225L0 227H3ZM29 226H30V225H29ZM71 226H72V225H71ZM97 226H98V223H97L96 226H94V227H96V228L98 229L100 226H98V227H97ZM134 226H135V224L133 225V228H134ZM139 226H140V224H139ZM139 226H136V227L138 228ZM150 226H152V224H151ZM158 226H159V225H158ZM163 226H162V227H163ZM180 226H181V225H180ZM180 226L177 225V228L180 227ZM200 226H203L202 228H203V230H204V232H205V228H207V226H206L205 228H204V224H203V225H200ZM236 226H237V225H236ZM262 226H263V224H262ZM262 226H261V227H262ZM14 227H15V226H14ZM17 227H15V228H17ZM23 227L26 228L25 225H23ZM62 227H63V226H62ZM73 227H74V226H73ZM73 227L71 228L72 230L74 229ZM77 227H79V226H77ZM102 227H103V226H102ZM104 227H106V226H104ZM140 227H141V226H140ZM140 227H139V230H141ZM222 227H221V228H222ZM227 227H228V228H231V226H227ZM246 227H249V226H246ZM246 227L243 228L244 231H245ZM257 227H258V226H257ZM257 227H256V230H257ZM261 227L259 226V230H260ZM3 228H4V227H3ZM3 228H0V229L3 230ZM5 228H6V226H5ZM11 228H12V227H11ZM18 228H17V230H18ZM21 228H22V227H20V229H21ZM27 228H28V227H27ZM38 228H39V227H38ZM38 228H36V230L41 229V230L43 231V229H42L41 227H40L39 229H38ZM66 228H68V227H66ZM83 228H84V227H83ZM83 228H81V229H83ZM107 228H108V227H107ZM157 228H158V227H153V229H155V230H156ZM167 228H168V227H167ZM177 228H175L174 231H176ZM186 228H185V229H186ZM192 228H193V227H192ZM192 228H191V229H192ZM225 228H226V227H225ZM228 228L225 229L226 232H225V230H224V233L227 234V237H226V238H228V239L225 241V243H224V247H226V251H224V249H223V251L225 252V253H224L223 251L220 250V251H221L220 253H222V252H223V253H222L221 255L219 254V257L216 256L215 258H219L220 262H221V261H224L225 263H228V264H248V262H249L248 260H251V257L254 255V254H253L254 252H253V253L251 252L252 249L250 250V247L248 248V251H247L246 249H243L242 247H244V246H241V244H240L237 240H233V239H232V242H230V240H231L230 237H232V235H231L232 233H230V232H231L232 230L229 229V230H230V231H229V230H227ZM253 228H254V227H253ZM262 228H264V227H262ZM69 229H70V228H69ZM71 229L68 230V233H66V234L69 235V244H70V245L68 246L67 249L64 248V247H62V246H64V245H63V244L61 245L60 243H58V242H59L58 240L56 241L57 244L55 243L56 246H55V248L51 251V253H53V254L56 256V257H55L56 259H54V257H53L54 260H59V261H60V260H65V259L68 257L69 252H70V251L73 252L72 250H75V246H76V248H77V244H76V243H78V241H79L81 238L75 243V241H74L75 236L72 235V230H71ZM79 229H80V227H79ZM103 229H104V228H103ZM115 229H116V228H115ZM115 229H114V230H115ZM143 229H144V225L142 226V230H143ZM147 229H148V228H147ZM158 229H159V228H158ZM179 229H181V227H180ZM179 229H178V230H179ZM193 229H194V228H193ZM199 229H201V227L198 228V229H195L193 233H195V231H196V230H199ZM223 229H224V228H223ZM25 230H27V229H25ZM25 230H24V231H25ZM65 230H66V229H65ZM85 230H88V229H86V228L83 229V232H84ZM112 230H113V229H112ZM114 230H113V231H114ZM133 230H135V228H134ZM133 230L131 231L132 233H133ZM139 230L137 231V229H136V231H137L138 233H140ZM145 230H146V229H144L143 232H144ZM149 230H152V229L149 228ZM172 230H173V229H171V231H169V232L171 233ZM183 230H184V227H183ZM221 230H222V229H221ZM249 230H250V229H249ZM252 230H254V229H252ZM256 230H255V233H256ZM262 230H264V229H261L260 232H262ZM33 231H35V230H33ZM50 231H51V230H50ZM78 231H80V230H78ZM81 231H82V230H81ZM81 231H80L79 234H78L79 237L81 236V235H80ZM94 231H95V230H94ZM107 231H108V230H107ZM136 231H134V232H136ZM147 231H148V230H147ZM147 231H145V232H147ZM190 231L192 232V230H190ZM190 231H188V232L190 233ZM208 231H207V232H208ZM211 231H212V232H211ZM241 231H242V230H241ZM246 231H247V230H246ZM246 231H245V232H246ZM1 232H2V231H1ZM3 232H5V231H3ZM7 232H6V234H7ZM26 232H27V231H26ZM43 232H44V231H43ZM43 232H42V233H43ZM46 232H47V231H46ZM59 232H60V231H59ZM65 232H66V231H65ZM87 232H88V231H87ZM110 232H111V235H112V233H113V235H115L114 232H112V231H110ZM143 232H142L141 234H143ZM145 232H144V234H145ZM152 232H154V230H153ZM155 232H157V231H155ZM161 232H162V230H161ZM164 232H162L164 235L167 234V233H166L167 231H166L165 233H164ZM179 232H180V231H179ZM179 232L177 231V232H174V233H175L176 236H178L179 238H181L182 234H180ZM196 232H200V231H196ZM209 232H208V233H209ZM218 232H219V231H218ZM238 232H239V231H238ZM245 232H244V233H245ZM248 232H249V234H250V231H248ZM252 232H253V231H252ZM260 232H259V234H260ZM14 233H15V234H14ZM51 233H52V232H51ZM51 233H47V235H48V234L51 235ZM53 233H55V232H53ZM53 233H52V234H53ZM56 233H58V232H56ZM56 233H55V235H56ZM77 233H78V232H77ZM97 233H98V232H97ZM101 233H104V231H103V232L101 231ZM101 233L98 234V235L101 236ZM107 233H108V232H107ZM124 233L126 234V232H124ZM138 233H135V235L138 234ZM159 233H160V231L157 233V235H158ZM185 233H186V232H185ZM189 233H188V234H189ZM193 233H192V234H193ZM205 233H206V232H205ZM205 233H204V234H205ZM216 233H217V231H216ZM222 233H223V232H222ZM222 233H221V235H223ZM255 233H253L254 236H255ZM263 233H264V232H263ZM2 234L4 235L5 233H2ZM19 234L21 235V233H19ZM28 234H27V236H28ZM44 234L46 235V233H43V235H44ZM61 234H62V232H61ZM61 234H60V236H61ZM82 234H83V233H82ZM93 234H95V233H93ZM104 234H105V233H104ZM104 234H102V235H104ZM122 234H123V233H122ZM130 234H131V233H130ZM147 234H148V233H147ZM147 234H146V236L148 237L149 234H148V235H147ZM150 234H152L151 231H150ZM154 234H155V233H154ZM160 234H161V233H160ZM183 234H184V233H183ZM204 234H203V235H204ZM206 234H207V233H206ZM245 234H246V233H245ZM0 235H1V234H0ZM3 235H2V236H3ZM20 235H18V236H20ZM38 235H39V234H38ZM40 235H41V234H40ZM55 235H53V236H55ZM63 235H64V234H63ZM84 235H85V234H83L82 236H84ZM91 235H92V234H91ZM113 235H112V236H113ZM123 235H124V234H123ZM123 235H122V237H123ZM131 235H132V236H135L134 234H131ZM157 235H156V236H157ZM164 235H163V238L165 237ZM184 235H185V234H184ZM184 235H183V236H184ZM190 235H191V234H190ZM194 235H195V234H194ZM200 235H201V234H200ZM200 235H199V236H200ZM218 235H219V234H218ZM218 235L216 234V237H217ZM239 235H240V234H239ZM242 235H243V234H242ZM247 235H248V233L246 234V236H247ZM260 235H261V234H260ZM263 235H264V234H263ZM263 235H262V236H263ZM21 236H22V238H23V237H24V233H23V235H21ZM32 236H33V237H32ZM58 236H59V235H58ZM85 236L87 237V235H85ZM85 236H84V237H85ZM89 236H90V235H89ZM93 236H95V235H93ZM100 236H98V238H99ZM107 236H108V235H107ZM112 236H109V237H112ZM116 236H117V239H116V240H117V241H116V244H117V243H118V235L116 234ZM126 236H127V235H126ZM132 236H128V237H132ZM136 236H138V235H136ZM146 236L144 235V237H146ZM152 236H155V235H152ZM156 236H155V238H156ZM166 236H167V235H166ZM199 236H198V237H197V236H194V237H195V239L197 238L196 240H198ZM212 236L215 237V236H214V233H212L211 237H212ZM248 236H250V235H248ZM254 236H253V237H254ZM0 237H1V236H0ZM39 237H40V236H39ZM43 237H44V236H43ZM55 237H56V236H55ZM65 237H66V236H65ZM102 237H103V236H102ZM140 237H141V235H140ZM140 237H136V238L134 237L135 240L132 239L134 242H131V241H132L131 238L129 239V240H131V241L128 240L129 244H131V243H135V245L133 244V247L135 246V249L131 247V248L133 249V253H132V254H134V251L136 252V248H137V246H139L138 244H140V242H138V240L140 241V239H139ZM147 237H146V239H147ZM208 237H209V236H208ZM208 237H207V238H208ZM216 237H215V238H216ZM224 237H225V235H224ZM235 237H236V236H235ZM235 237H234V238H235ZM251 237H252V236H250V238H251ZM255 237L257 238V234H256ZM259 237H260V238H264V237H261V236H259ZM2 238L4 239V236H3ZM2 238H1V239H2ZM44 238H45V237H44ZM60 238H62V237H60ZM66 238H67V237H66ZM90 238H92V237L90 236ZM120 238H121V237H120ZM124 238H125V237H124ZM126 238H127V237H126ZM151 238H152V237H151ZM167 238H168V237H166V240H167ZM184 238H185V237H184ZM207 238H206V239H207ZM232 238H233V237H232ZM236 238H237V237H236ZM245 238H246V237H245ZM256 238H255V239H252V238H251V239H252V240H256V242H257V239H256ZM3 239H2V240H3ZM45 239L47 240V238H45ZM48 239H49V238H48ZM50 239H52V238L50 237ZM50 239H49V240H50ZM58 239H59V238H58ZM99 239H100V238H99ZM110 239H112V238H110ZM110 239H109V240H110ZM141 239H142V237H141ZM148 239H149V238H148ZM156 239H157V238H156ZM164 239H165V238H164ZM164 239L162 240L163 242L165 241ZM185 239H186V238H185ZM195 239H194V241H193L192 243H189L190 240L187 238V241L189 240V242L186 241V243H189V244H191V245H194V244L196 243ZM204 239H205V237H204ZM206 239L203 241L204 243L206 242ZM209 239H210V237H209ZM209 239H208V240H209ZM222 239H223V238H222ZM224 239H225V238H224ZM237 239H238V238H237ZM243 239H244V238H243ZM243 239H242V240H243ZM251 239H250V240H251ZM258 239H259V238H258ZM2 240H0V241H2ZM13 240H12V241H13ZM41 240H42V239H41ZM49 240H48V241H49ZM52 240H53V239H52ZM55 240H56V239H55ZM59 240H60V239H59ZM64 240H66V239H64ZM76 240H77V239H76ZM85 240H87V239H85ZM89 240H90V239H89ZM92 240H93V239H92ZM101 240H102V238H101ZM103 240H104V239H103ZM113 240H114V238H113ZM120 240H121V239H119V241H120ZM174 240H176V238H175ZM178 240H179V239H178ZM180 240H181V239H180ZM180 240H179V242L181 243V242L183 241V239H182L181 241H180ZM191 240H192V237H191ZM210 240H211V239H210ZM214 240H216V239H214ZM214 240H213V241H214ZM4 241H5V240H4ZM50 241H51V240H50ZM50 241H49V242H50ZM82 241H83V240H82ZM82 241H81V242H82ZM90 241H91V240H90ZM104 241H105V240H104ZM107 241H108V240H107ZM110 241L113 242L112 240H110ZM114 241H115V240H114ZM121 241H122V240H121ZM125 241H126V240H125ZM147 241H148V240H146V242H147ZM149 241H150V240H149ZM157 241H158L159 243L161 242V241H159L158 239L156 240V242L154 241V243H153V241H152V243H153V247H154V244L157 243ZM169 241H171V240L168 239V242H169ZM184 241H185V240H184ZM184 241H183V242H184ZM198 241H199V240H198ZM198 241H197V242H198ZM211 241H212V240H211ZM239 241H240V240H239ZM259 241H261V240H259ZM8 242H9V241H8ZM10 242H11V240H10ZM41 242H42V241H41ZM52 242H54V241H52ZM62 242H63V241H62ZM65 242H66L65 245L67 246L68 243H67V241H65ZM85 242H86V241H85ZM111 242H110V243H111ZM122 242H123V241H122ZM128 242H127V243L125 242V244H127V246H128ZM130 242H131V243H130ZM146 242L143 241V243H145L144 246L146 245ZM201 242H202V241H201ZM201 242H198V244H200ZM203 242H202V244H203ZM222 242H223V241H221V243H222ZM39 243H40V242H39ZM46 243H48V242H45V244H46ZM63 243H64V242H63ZM74 243H75L76 245H75ZM105 243H106V241H105L104 243L101 242V243H96V244H95V242H94V245L92 244L93 247L91 246V247H92V249H91L92 252H91V253L93 254L94 257H97V258L100 259V260H99V262L101 261L100 263H102V264H112V263L114 262V257H115V256L113 257V255H110V256L113 257V261L111 260V261H112V263H111L110 259H108L109 257L107 256V253H106V249H107V248H106V245H107V244L105 245ZM107 243H108V242H107ZM110 243H108V244H110ZM141 243H142V241H141ZM173 243H174V241L172 242V244H173ZM213 243H214V242H213ZM242 243H243V242H242ZM259 243H260V242H259ZM45 244H44V245H45ZM52 244H53V243H52ZM79 244H80V243H79ZM79 244H78V245H79ZM87 244H88V243H87ZM120 244H122V247H123V244H124V243H119V245H120ZM147 244H148V242H147ZM150 244H151V243H150ZM157 244H158V243H157ZM176 244H178V243L176 242ZM218 244H219V243H218ZM245 244H246V243H245ZM256 244H257V243H256ZM5 245H7V244H5ZM80 245H81V244H80ZM83 245H84V244H83ZM110 245L112 246L113 243H111ZM110 245H109V247H110ZM119 245H117V246H119ZM131 245H132V244H131ZM142 245H143V244H140L141 247L139 246V247H140V250H141V248H143V249L145 248V247L142 246ZM151 245H152V244H151ZM166 245H167V248H168V245H169V244H166V243H165L164 246H166ZM174 245H175V243H174ZM174 245H173V246H174ZM182 245H184V244H182ZM205 245H206V246H204L205 248H206V247H209L206 243H205ZM209 245H210V244H209ZM248 245H250V244H248ZM9 246H10V245H9ZM9 246H7V247H9ZM41 246H42V243H41V245H40V249L42 250ZM45 246H46V245H45ZM47 246H48V244H47ZM53 246H54V245H53ZM87 246H88V245H87ZM124 246H125V245H124ZM148 246H149V244H148ZM173 246H172V248H173ZM175 246H176V245H175ZM186 246H189V245H184L185 248H186ZM196 246H197V245H196ZM199 246L201 247V245H199ZM199 246H198V247H199ZM254 246H255V245H254ZM1 247H2V245H1ZM11 247H12V246H11ZM48 247H49V246H48ZM78 247H79V246H78ZM80 247H81V246H80ZM80 247H79V248H80ZM83 247H84V246H83ZM83 247H81V248H83ZM161 247H162V246H161ZM181 247H182V246H181ZM194 247H195V245H194ZM200 247H199L198 249L202 250ZM204 247H203V248H204ZM247 247H248V246H247ZM247 247H246V248H247ZM256 247H257V246H256ZM4 248H5V249H8V248H6V247H4ZM37 248H38V247H37ZM50 248H51V246H50ZM52 248H53V247H52ZM117 248H119V247H117ZM124 248H125V247H124ZM129 248H130V246H129ZM129 248H128V249H129ZM151 248H152V247H151ZM157 248H158V247H157ZM163 248H166V247H163ZM170 248H171V247H169V249H170ZM177 248H178V247H177ZM187 248H191V249H192V246H191V247H187ZM205 248H204V249H205ZM222 248H223V247H220L219 249H222ZM260 248H261V247H260ZM260 248H259V249H260ZM89 249H90V248H89ZM110 249H111V251H112V248H110ZM138 249H139V248H138ZM138 249H137V252H138ZM173 249H174V248H173ZM179 249H181V248H179ZM195 249H196V248H195ZM261 249H262V248H261ZM1 250H2V249H1ZM1 250H0V251H1ZM8 250H9V249H8ZM11 250H12V249H11ZM38 250H39V248L36 250V253L38 252ZM80 250H82V249H80ZM83 250H84V249H83ZM83 250H82V251H83ZM86 250H88V249H86ZM86 250H85V251H86ZM107 250H108V249H107ZM144 250H145V249H144ZM166 250H167V249H166ZM166 250H165V251H166ZM182 250H184V248H183ZM192 250H193V249H192ZM192 250H190V251L192 252ZM215 250H217V249H215ZM249 250H250V251H249ZM253 250H254V247H253ZM255 250H256V248H255ZM262 250H263V249H262ZM4 251H5V250H4ZM39 251H40V250H39ZM42 251H43V250H42ZM48 251H49V250H48ZM48 251H47V252H48ZM77 251H79V250H77ZM114 251H115V249L113 250V252H114ZM123 251H125V249H124ZM130 251H131V250H130ZM150 251H151V250H150ZM156 251H159V250H156ZM165 251L163 250V252H162V251H161V252L164 253ZM169 251H170V250H169ZM187 251H188V250H187ZM193 251H194V250H193ZM245 251H246V252H245ZM6 252H10V251H6ZM6 252H5V255H4L3 253H1V254H3V256H6V255H7ZM34 252H35V249H34ZM88 252H89V251H88ZM115 252H116V251H115ZM115 252H114V253H115ZM131 252H132V251H131ZM148 252H149V251H148ZM161 252H160V253H161ZM178 252L180 253L179 250H178ZM178 252L176 251L177 254H178ZM183 252H184V251H183ZM185 252H186V251H185ZM188 252H189V251H188ZM196 252H197V251H196ZM208 252H209V251H207L206 253H208ZM211 252H212V251H211ZM249 252L252 253V256H250V257H249V254H250ZM257 252H258V251H257ZM39 253H40V252H38L37 254L39 255ZM43 253H44V252H43ZM43 253H42V254H43ZM45 253H46V250H45ZM45 253H44V254H45ZM82 253H85V252H82ZM91 253H90V254H91ZM111 253H112V252H111ZM116 253H117V252H116ZM123 253H125V252H123ZM151 253H153V252H151ZM162 253H161V254H162ZM172 253H174V250L172 251ZM172 253H171V255H172V256H171V259H173L172 257L175 256V255L172 254ZM186 253H187V252H186ZM186 253H183L182 258H183L185 255L187 256ZM189 253H190V252H189ZM189 253H188V254H189ZM209 253H210V252H209ZM213 253H215V252H213ZM217 253H218V252H217ZM248 253H249V254H248ZM261 253H262V251H261ZM34 254H35V253H34ZM42 254H41V256H42ZM44 254H43V255H44ZM46 254H48V253H46ZM74 254H76V253H74ZM78 254H79V253H78ZM90 254H89V255H90ZM117 254L119 255V253H117ZM143 254H146V253H143ZM153 254H154V253H153ZM153 254H152V255H153ZM158 254H159V253H158ZM166 254L168 255V252H167ZM193 254H194V253H193ZM202 254H203V253L201 252V255H202ZM38 255H37V257H38ZM49 255H50V252H49ZM76 255H77V254H76ZM76 255H75L74 258H76ZM85 255L88 256V254H86V253H85ZM118 255H117V258H118ZM124 255H125V254H124ZM150 255H151V254H150ZM152 255H151V256H152ZM162 255H163V254H162ZM162 255H161V256H162ZM180 255H182V254H180ZM191 255H192V253H190V258H191ZM27 256H28V255H27ZM30 256H32V254H31ZM51 256H53V255H51ZM70 256H71V255H70ZM77 256H81V255H77ZM127 256H128V255H127ZM127 256L125 255V257H127ZM132 256L134 257L135 255H132ZM153 256H154V255H153ZM168 256H169V255H168ZM177 256H178V255H177ZM177 256H176V257H177ZM186 256H185V257H186ZM192 256H193V255H192ZM197 256H199V255L197 254ZM214 256H215V254H214ZM39 257H40V255H39ZM47 257H48V256H47ZM72 257H73V254H72ZM72 257H71V258H72ZM91 257H92V256H91ZM162 257H163V256H162ZM176 257H175V258H176ZM187 257H189V256H187ZM187 257H186V258H187ZM201 257H202V256H200L199 258H201ZM256 257L259 258L258 255H256ZM1 258H2V260H3L4 257L1 256ZM29 258H30V257H29ZM32 258H33V257H32ZM40 258H41V257H40ZM49 258H50V257H49ZM77 258H78V257H77ZM82 258H84V257H82ZM82 258H81V259H82ZM85 258H86V257H85ZM87 258H88V257H87ZM92 258H93V257H92ZM145 258H148V257H145ZM165 258H166V257H164V259H165ZM178 258H179V256H178L176 259L178 260ZM180 258H181V257H180ZM182 258H181V259H182ZM190 258H189V260H190ZM194 258H195V257H193L191 260H193ZM202 258H203V257H202ZM208 258H209V257H208ZM215 258H214V259H215ZM248 258H250V259H248ZM4 259H5V258H4ZM24 259H27V257H25ZM43 259H44V257H43ZM120 259H121V258H120ZM120 259H119V260H120ZM124 259H125V260H127V259H131V257H130V258L128 257L127 259L124 258ZM133 259H134V258H133ZM133 259H131V260H133ZM148 259L150 260V258H148ZM158 259H159V258H157V256H156V260H158ZM160 259H161V258H160ZM184 259H185V258H184ZM205 259H206V258H205ZM252 259L254 260L255 258H252ZM27 260H28V259H27ZM34 260H35V259H34ZM50 260H52V259H50ZM75 260H76V259H75ZM75 260H72V261L75 262ZM77 260L79 261L80 259H77ZM86 260L88 261V259H86ZM89 260H90V259H89ZM149 260H147V261L149 262ZM169 260H170V259H169ZM173 260H174V259H173ZM199 260H200V259H199ZM209 260H210V259H209ZM211 260H212V259H211ZM215 260L218 261L217 259H215ZM262 260H263V259H262ZM4 261H5V260H3V263H1L2 261H1L0 263H1V264H7V263L4 262ZM40 261H41V259H40ZM40 261L37 262V263L40 264ZM44 261H45V260H44ZM44 261H43V262H44ZM65 261L67 262V264L70 262V260H69V262H68L67 260H65ZM72 261H71V262H72ZM95 261H96V262H95L96 264L99 263V262L97 263V259H96ZM129 261H130V260H129ZM134 261H135V260H134ZM134 261H133V262H134ZM150 261H151V260H150ZM154 261H155V259H154ZM178 261H179V260H178ZM186 261H187V260H185V262H186ZM195 261H196V260H195ZM197 261H198V260H197ZM206 261H207V260H206ZM15 262H14V263H15ZM29 262H30V260H29ZM31 262H32V260H31ZM43 262H42V263H43ZM56 262H57V261H56ZM56 262H55V263H56ZM61 262H62V261H61ZM61 262H60V263H61ZM71 262H70V263H71ZM84 262H85V261H84ZM90 262H91V260H90ZM115 262H117V261H115ZM123 262H124V261H123ZM123 262H122V263H123ZM148 262H147V264H149ZM152 262H153V259H152ZM158 262H159V261H158ZM161 262H163V261H160L159 263H161ZM171 262H172V261H171ZM174 262H176V261H173V263H174ZM179 262H180V261H179ZM185 262H184V264H185ZM187 262H188V261H187ZM198 262H199V261H198ZM201 262H203V261H201ZM201 262H200V263H201ZM251 262H254V261H251ZM251 262H250L249 264H251ZM255 262H256V261H255ZM255 262H254V263H255ZM18 263H16V264H18ZM32 263H34V262H32ZM35 263H36V262H35ZM42 263H41V264H42ZM58 263H59V262H58ZM78 263L81 264V261L78 262ZM82 263H83V262H82ZM129 263H131V262H129ZM140 263H141V262H140ZM145 263H146V262H145ZM168 263H169V261H168ZM168 263H167V264H168ZM176 263H177V262H176ZM176 263H174V264H176ZM181 263H183V262H181ZM189 263H191V262H189ZM262 263H263V261H262ZM9 264H11V263L9 262ZM25 264H26V263H25ZM30 264H31V263H30ZM45 264H46V263H45ZM48 264H49V262H48ZM53 264H54V263H53ZM64 264H65V263H64ZM71 264H72V263H71ZM74 264H77V261H76ZM83 264H85V263H83ZM93 264H94V262H93ZM113 264H115V263H113ZM118 264H119V262H118ZM120 264H121V262H120ZM136 264H137V263H136ZM138 264H139V263H138ZM155 264H158V263H156V261H155ZM177 264H178V263H177ZM179 264H180V263H179ZM186 264H187V263H186ZM192 264H193V262H192ZM195 264H196V263H195ZM197 264H198V263H197ZM202 264H203V263H202ZM204 264H205V262H204ZM206 264H208V262H207ZM219 264H220V263H219ZM222 264H223V262H222ZM255 264H256V263H255ZM258 264H259V263H258Z\"/></svg>","mask_w":264,"mask_h":264}]
</instances>
